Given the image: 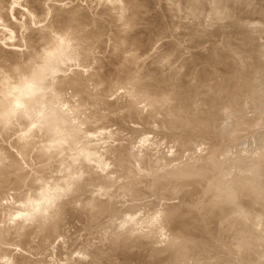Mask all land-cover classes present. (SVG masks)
<instances>
[{
  "label": "rangeland",
  "instance_id": "obj_1",
  "mask_svg": "<svg viewBox=\"0 0 264 264\" xmlns=\"http://www.w3.org/2000/svg\"><path fill=\"white\" fill-rule=\"evenodd\" d=\"M7 0H0V13H2V15L0 14V30H1V28L3 29V27H4V25H5V29L6 28H8V29H6L5 31L3 30V33H1L2 34V39H1V41L3 42V43H5L7 46H8V44H10V43H12L13 44V46L15 47V46H17L16 45V42L18 43H20L21 41L23 42V40L21 39H19L20 38V36L22 35V36H24V40L26 39V42L28 41L29 42V38H27V35L29 34L27 31H28V28L26 27V26H31L33 23H35V25H37L36 27H38L39 29H40V27L39 26H41V29L44 27V28H47L48 29V32H49V28L48 27H45V26H47V17H48V20H50L49 21V23L51 22L52 23V19L51 18H53V16L49 19V14H51V13H49V11H48V15H45V16H43L44 15V11L41 9V7L44 9L45 7H44V5H42V6H39L40 7V9H39V7H38V9L39 10H41V12H40V14L39 15H33L34 13H39L38 11H35V12H33L32 13V11L31 10H35V7L37 8V6L38 5H41V3L40 2H42L41 0H36L35 2H34V0L33 1H30V2H34L35 3V5H36V2H37V6H33V4L34 3H30L29 1H27V2H29V3H27L26 2V0L24 1V0H22V3L24 2H26L25 4V6L23 5V4H21L20 3V1L19 0H13V1H15V2H17V1H19V2H17L16 4L20 7V9L22 10L23 9V7H24V10L25 11H21L19 8H18V10H16L17 9V7H16V5H14L15 6V8L16 9H14V8H12V10H11V6L12 5H10L13 1L12 0H8L7 2H6ZM12 1V2H11ZM44 1H46V2H44ZM43 2H42V4H48L47 6H49V3L48 2H51L52 0H44ZM55 0H53V2H51V5L49 6V7H47L46 6V8L48 9L49 8V10L51 9V12H55L54 10H57V8L59 9V8H61V11L59 10L58 12H56V14L54 15V20L55 19H57V20H61L62 18L61 17H63V15H64V12L65 11H67L68 9L67 8H70V7H74V10H75V8L77 9V11L79 10V11H81V9H83L84 11H85V9H87L88 10V13H90L89 15H92V16H94V15H96L95 13H97L98 12V16H101V15H103V11L105 10V14L106 15H104V16H102V19L104 20H102V22L103 23H105L106 24V26H104L105 27V31H106V33H107V31L109 32V34H111V36H113L112 38H114L115 39V37H122L123 38V40L120 42V43H116L115 44V42H117V41H114V39H112V41L110 40L111 38V36L109 37L110 39H108V41H105V43H107V44H104L103 42H100V43H98V42H96V43H98V45L99 44H104L103 46H105V48L104 47H102V45H99L100 46V49L98 48V52H101V50L103 51V55H104V53H105V55H106V52L107 51H110V52H112V51H115V49H121L122 48V46L124 45L125 47H123L120 51H122V54H124V53H127V54H130V56H128V57H131L132 58V60L133 61H131V63L132 64H130L129 62V65H131L130 67H132L131 68V72H133L134 73V75H135V78H133V80H134V82L133 81H131V83L133 82V83H136V82H138V80H139V78L141 77L140 75H141V72L143 73V71H141V68L140 67H142V68H144L143 70H144V72H145V70H147V69H149L148 67H150L151 68V70L150 71H148L147 70V72H149L148 74L149 75H151L150 73L154 70V69H156V68H154V67H152L154 64H156L157 65V62L158 61H162V63L161 62H158V63H161L162 65L161 66H159V67H164V66H166V64H168V66L166 67L167 68V71L164 69V72H166V74L167 73H169V71H170V73L172 72L173 74H172V78H173V81H174V83L173 82H171L172 84H173V86L175 87L174 88V90L176 89L178 92H181V90H182V94L181 93H175V92H177V91H175L174 93H173V91H169V90H167V94H172L173 93V95L175 94V98L176 97H178L176 100H172L171 102H170V100H171V96L172 95H169L170 96V98H168L167 97V95H163L162 94V91L160 92L159 90V92L157 91V88L159 89L160 87V85H161V90H162V87H164L165 85H168L166 82H162L160 79H158L157 81H155V82H157L158 84H160L159 82L161 81L162 83H165V85L163 84L162 85V83L158 86V85H154L155 84V82H151V83H153L152 84V86H151V89H153V88H155V89H153V91L155 90V92H153V94H152V92H151V89H149V87H148V91H146V93H143V92H141V94H144V96L143 95H139L138 93L136 94V93H134L133 91H132V93L133 94H131V95H133V96H131L130 95V92H131V89L130 88H132V90H135V89H137V88H135V84H133V85H131V83H130V79H128V78H130V74H132V76H134L133 75V73H131L130 71L128 72L129 74H128V77L125 75V79L123 80V83H125L126 85H128V87H125V84H119V86L121 85V87H118V86H116V84L114 85L112 82H113V79L111 80V78H107L108 77V70H111L112 68V66H111V62H114V63H112V65H114V64H116L117 63V65H122L123 63V60H122V57H120L119 56V59H118V54H115V55H113V57L115 58H110L111 56L110 55H112V54H108V58L109 59H114V60H111L110 61V63H107L109 66V68L110 69H108V67L106 66L107 64H106V62H109V59L106 57V56H103V55H101V56H103V58H104V60H103V58L102 59H100V57H99V55H100V53H98L99 55H97L99 58H97V57H94V56H96L95 54H97L96 53V48H95V51L93 52V50L92 49H94V47H92L91 46V50H90V55H91V53L93 52V54H92V58L94 59L95 58V61H94V63H100V66L103 64H105V66L104 67H102V69L104 68L105 69V67H107V69H105V72H107L106 74H105V72L103 71V70H101V68L98 66L99 64H97V66L100 68H98L99 70H101V71H99V72H101L102 73V71L104 72L103 74H105V75H99L98 76V72H97V69H95V71L91 68V66L93 65H91V63H93L92 61H93V59L91 58V56H89L91 59H90V65L88 64H86L87 62L89 63V57H85L86 58V60L87 61H85L84 59V57L82 56H80V54H79V58H78V60H80V58L82 59V65H83V62L86 64V66H85V64L82 66V65H78V63L76 62V65H75V63H73V61H68V62H66L64 65H66V68L68 67V64L69 63H71L70 65H71V69H69L70 68V65H69V67L67 68V70H66V68H65V66H64V69L66 70V72H64L65 70L62 68V70H63V75H61L60 73L58 74V72H57V74L55 73V75H56V79H58V76L60 75V76H66V75H64V73L65 74H67L68 75V73H69V76H70V72L69 71H71V70H73V71H71V72H75L74 70H76L77 69V67H79L80 68V70H83V69H81V66H82V68H86L87 67V69H88V67H90L89 69H90V71L88 72V70L86 69V71H85V69L82 71V73L83 74H85V75H89L90 76V72L91 71H94V72H97V77L95 78V79H97L98 80V78L100 79L101 77V79L98 81V83H96V85H97V87H99V88H101L102 86L101 85H103L104 87V91H103V89L101 88V90L98 88H96V86H94L93 84H95L93 81H95V79L92 81V77H90L88 80L90 81V82H88V80L86 79V87H87V85L90 83H92L93 82V84H89L88 85V87H87V89H89V88H91V89H94V90H92L91 91V89H89L88 91L92 94V95H94V91L97 93H95V96H91V98H89V99H91V101H89L90 103H96L97 102V105H95V103H94V105H92V107H94V110H93V108L91 107V109L90 108H86V105H87V107L89 106H91V105H89L90 103L88 102V101H86V100H89L88 98H86V100H85V98L83 97V95H80L81 93H79V94H77V92L75 93V94H77V97L78 98H76V95L74 94V95H68V93H69V90H73V88L71 87L70 89H69V86L67 87V89H66V87H64V88H62V86H61V88L63 89V91L64 92H66V94L65 93H63V91H60V90H62L61 88H60V86L58 87V86H54L55 88L54 89H56L57 90V88H60V90H59V92H62L63 93V96H62V98H61V96L60 95H58V94H61L62 95V93H57V94H54V93H56V92H54V90H52V92H53V94H54V96H53V94L51 95V96H49L52 92H49L50 94L47 96L48 98L50 97H54L55 98V100L53 101V100H51V99H54V98H49V100H51L50 102L52 103H54L57 99V101H59V99H60V102H61V99L63 100V98L65 99V97H66V99L63 101L64 102V104H62V105H60V103L59 102H57V104H56V102L54 103V106L56 105V106H58V107H60V108H67L68 107V104L69 103H71V101H69V100H72V99H78V100H80L79 98V95L83 98V100H80L81 102L83 101L84 102V104H82L80 101H77V100H75L74 99V101L72 100V105H76L77 106V108H75L74 106L72 107V105H71V108L70 107H68L66 110L64 109L63 111H64V113H63V111L61 110V112H60V110H59V112L61 113L60 115H62V113H63V116L65 117H63L64 118V122L66 121V120H68L69 118L68 117H70V119H71V121H73L74 120V118H71V117H75V120L77 121H80L82 118H83V120H81V121H84V123H86V122H88L87 124H83V122H79V127H76V125H77V123H75V126H74V121H73V124L72 123H68L67 124V129H68V127H70L71 126V128L72 129H74L73 127H72V125L74 126V127H76L77 129H79V128H83V130L86 132H88V130H89V132H88V134H86L85 132H83L82 131V129H81V131L85 134V136L87 137L88 135H89V137L87 138L92 144H93V146H91V148H90V142H88V143H90L89 144V148L93 151V148H96V150H94L93 151V153H94V155L93 156H89V158L87 159V157L88 156H86V158L84 157L83 158V156H85V153L83 152V154L84 155H81V154H78V155H81V156H76V154L79 152H81V150L83 149L84 151L85 150H88L89 148H86V149H84L85 147H87V140L86 141H84V138H86L85 136H84V134L82 135V139H83V141H84V145L83 144H81L83 147H81V145H80V147H78L79 148V150H77L78 148H76V146L78 145V144H80L81 142H82V139L81 138H79L81 135H79L78 137L76 136V139H75V137H74V140H73V137H71L72 138V140H70L71 138H69L68 140H70V141H72V143L70 142V141H68L67 140V142H63L64 143V145H66V143H67V145L68 146H72L73 147V145L75 146V149L78 151L77 153H74L73 154V156L75 155L76 157H78V160H74L75 162H72L74 165L73 166H70V167H68V169L71 171L72 170V172L70 173H68V171L66 170V166H65V164L68 166V163H69V161H71L72 159H77L75 156V158H73V156H72V154L71 153H69L70 152V147H67L66 146V148H65V146L63 145V146H60L61 148L63 147V149L65 148L66 150H68L69 152H67L65 149L64 150H59L60 148H58L57 147V149H55V151L57 152V153H54L53 151H54V148H55V145L51 142H49V140L50 139H52V138H50L51 137V135H54L53 134V131L51 132L50 130L52 129V128H47V130L51 133H48V131H46V127H45V130H44V128H42L43 129V131H44V133L42 132V130H41V128H40V131H39V127H40V125L38 124V120L39 119H44V118H46L47 117V115H49V117H50V114L52 113V107H53V109L55 108L53 105L50 107V105H51V103L49 104V106L48 107H50V109H51V111H50V109L48 110L49 111V113H48V111H47V115L46 114H43V115H41L43 112H45V110L44 109H41V107H42V105L44 104L45 105V103L44 102H47V101H49V100H47V98H46V100L47 101H45V99H44V101H43V99H42V101L40 100L39 102H42L43 104H41V103H39V102H37V103H35V104H40V106H35V108L34 109H37L35 112H39L40 110L42 111V113L41 114H38L37 116H35V119H37V122L36 121H33V119H34V115H36L35 114V112H33L34 111V109H33V115L31 114H28V118H33V119H31V120H29V121H31V122H28V123H32V122H34V123H37V124H35V125H37V126H35V125H33L32 126V124H34V123H32V124H26V122L28 121L27 119V116H25V115H23L22 117L23 118H21V115L20 116H17L16 118L18 119V117L19 118H21V119H19V121L21 120H23L25 117L27 118H25L24 120H26V121H23V122H25V124H26V126L28 125V131H26V132H28V135H23V133H25V134H27L26 132H22V131H24V130H22L23 128L25 129V128H27L26 126L24 127V125L25 124H23V122L21 123V121L19 122L20 123V125L21 126H18L19 124H17L18 122H16V121H18L17 119H16V121H13L12 122V120H11V122L10 123H13V125H14V128L16 127L17 129H13L12 127V125H11V128H9V131L7 130L8 129V127H10V125H9V123H6L7 124V127L6 126H4L5 128H6V131H8V132H10L11 130H12V132H10V133H7L6 131H5V133H4V130H5V128H3L1 125V127L3 128L2 130H3V132L1 131V128H0V137L2 138V135L3 136H5L4 138L5 139H1L0 140V143L2 142L3 143V140H6L5 141V144L7 145H4V143H3V146L1 147L0 146V156L1 155H3L2 156V159L4 160V158H5V160H9L10 158H12V160H11V162H12V164L14 165L13 167L14 168H12V165L11 164H9V163H3L2 162V160H1V162H0V164L2 163V165H6V164H9L8 166L10 167V168H12V172H10V168L8 169L9 170V172L6 170L7 169V167H6V169H5V166L4 167H2L1 165V169H0V171L2 170V171H4V172H7L6 174L7 175H9V177H11L13 174L14 175H16V176H19L18 178L17 177H14V175L9 179V181L10 182H13L14 181V185L16 184V182L18 181L19 183H17L16 185L18 186V188L16 189V186L15 187H13V184L12 183H8V182H6L7 184H9L10 186H8V187H11L12 188V190H13V188H14V190H15V193H17V195L20 197V193H22L23 194V197L21 198H19V199H17L16 201H14L13 202V199L16 197V198H18V196L17 195H14V192L11 190V189H8V190H6L7 189V185H4V183H5V179H6V174L4 173V172H0V174H1V176H2V179L0 178V180H2V183H0V186H4L3 188H4V192L3 193H6L7 191H9V190H11V191H9L10 193L11 192H13V193H11V194H9V193H6V194H3L2 193V191H0V193H2L3 195H1L0 196V198L1 199H3L4 197H2V196H5V195H7L8 197H9V195L10 196H12L10 199H11V201H9L10 199H8L7 197H5V198H7L6 200H5V198L3 199V200H1L0 199V205L1 204H4V206H5V208H4V206L3 205H1V207H0V246H4V247H0V250L2 249V251L3 252H1L0 254H1V256H4V257H1L0 258V260H2V261H0V264H2V262L4 263V264H6L7 263V261L9 262V260H11L12 261V256H13V254H15V253H17L18 251V254H15L13 257H14V259H13V261L10 263V264H12V263H14V264H27V261H28V264H32L31 262H30V260H32V262H34L33 260H36V258H32L31 257V255H34V257H36L35 255H38V253H40V252H44V254H39L40 256H38L37 258L39 259V260H41V258H42V260H43V262L41 261H39V263H44L45 261H47L48 262V260H49V263L50 264H53V262L55 261V260H57V258H59V253L62 251V249H61V251L59 252L58 251V253H57V249L58 250H60L59 248L60 247H62L61 245H62V240L60 241V239H61V234L63 233V235H64V238H62V239H64V244L66 243V241H65V238H66V240H70L71 242L72 241H74V243L76 244V242L78 241L79 242V245L80 244H82L81 242H83L82 240L83 239H85L86 238V241H88L87 243H86V241H85V243L84 244H82V245H80V252L79 253H81L80 254V258H78V256H76V255H78V251H79V248L77 247H75V246H79L78 245V243L75 245V244H73V242L71 243L70 241L67 243V245H68V247L65 245H63L64 247H66L67 249L65 250V252H67L66 254H69V255H65L64 253V250L62 251L63 253H61V256H62V258H61V256H60V259H58V261H55L54 262V264H78V262H79V260H81L82 261V257L84 256V259L83 260H86L87 261V263H85V264H90L91 263V261H94L95 262V260L96 261H98V262H101L100 264H164V263H166V264H171V260H172V258H170V257H173V260L172 261H174V259L175 258H177V257H175V255H177V253H178V248L177 247H179V249L181 250V251H179V254H178V256H179V258H177V262H172L173 264H264V228H263V230L259 233V229H257L256 228V226H252V224H255V225H257V223H258V225H259V227H260V225L262 226L263 224H264V209H262V208H260L261 207V205L259 204L260 202L258 201L260 198H262L261 200H264V195H263V197L262 196H260V198L258 197V195H260L261 194V192H262V194H263V191H264V186L262 185V184H264V180H262V178H264V161H263V163L261 164L262 165V168H260L259 169V166L260 165H258L261 161H259L258 159H255L258 155H259V158H262V157H264V156H262V152H261V157H260V154H258V153H256V154H250V153H252V151L253 152H255L256 150L258 151V149H260L261 151L263 150V153H264V92H263V90H262V86L264 87V34H263V29H264V18H261V17H264V0H223L224 2H222V0H218L219 2L218 3H216L215 2V0H212L211 1V5H207L208 3H207V1L206 0H198V1H200V2H198L197 0H188V2H189V4H191L192 3V5H188L187 3H186V0H63V1H65L64 3H63V5L61 6V0H56V1H60V6H57V8L55 7V2H54ZM62 1V2H63ZM148 1H149V3H148ZM179 2V4H177L178 2ZM183 1H185V5L183 4L184 2ZM192 1H194V2H192ZM210 1V0H209ZM208 1V2H209ZM226 1H229V2H227L226 3ZM233 1V2H232ZM9 2V3H8ZM15 2H13L14 4H15ZM144 4H143V3ZM164 2V3H163ZM182 4H181V3ZM207 4H206V3ZM235 2V3H234ZM237 2V3H236ZM243 2V3H242ZM6 3L8 4V5H6ZM58 3V2H57ZM124 3V4H123ZM168 3V4H167ZM197 3V5H200V9L198 8V6H196L195 4ZM198 3H201V4H198ZM203 3H205V4H203ZM210 3V2H209ZM226 3V4H225ZM245 3H246V5H245ZM256 3V4H255ZM28 4H30L34 9H31L32 7L31 6H29ZM155 4V5H154ZM181 4V5H180ZM193 4H194V6H196V8L193 6ZM203 4V5H202ZM214 4V5H213ZM218 4V5H217ZM230 4V5H229ZM239 4V5H238ZM243 4V8L241 7V5ZM250 4H251V6H250ZM258 4H259V7H258ZM263 4V5H262ZM54 5V6H53ZM56 5H58V4H56ZM148 7H147V6ZM184 5V8H182L181 6H183ZM213 5V6H212ZM221 5V6H220ZM227 5H229V6H227ZM232 5V6H231ZM238 5V6H237ZM6 6H8L7 7V9H6ZM21 6H23V7H21ZM26 6H28V8H26L27 10H28V12H31L30 14H32L33 15V17H31V18H34V19H31V18H29L30 16H28L27 14V10L25 9V7ZM142 6V7H141ZM145 6V7H144ZM150 6V7H149ZM171 6V7H170ZM180 6V7H179ZM190 7V9L193 11H191L192 13H194L195 12V14H192V13H189L190 11H187V10H189V8H187V7ZM191 6H193V7H191ZM202 6V7H201ZM207 7V8H205L204 9V7ZM246 6V7H245ZM261 6L263 7V8H261ZM51 7V8H50ZM52 7H55V8H52ZM67 7V8H66ZM155 7V8H154ZM180 8V9H185V11L186 12H188V14H183L182 12H184L183 10L182 11H180V9H178L177 10V8ZM187 8V10H186V8ZM211 7V9L213 10L212 11V13H211V9H210V13L212 14V15H210L209 14V12H208V8H210ZM220 7H221V10L223 9V11H219L220 10ZM223 7V8H222ZM229 7H233L232 9L230 8L229 9ZM8 8H9V10H8ZM45 8V9H46ZM62 8H64V12H63V9ZM81 8V9H80ZM102 8H106V9H104L103 11H102ZM147 8V9H146ZM165 8V9H164ZM169 8H170V10H169ZM195 8V9H194ZM199 9L200 11H202V10H204V13L205 12H207V14H205L206 16H204L205 17V20L203 19L204 17L202 16V15H204V13H201L200 11L199 12H196L195 10L196 9ZM238 8V9H237ZM241 8V9H240ZM248 8V9H247ZM14 9V10H13ZM46 9V10H47ZM54 9V10H53ZM71 9V8H70ZM140 9L141 10H143V11H141V12H139L140 11ZM150 9V10H149ZM163 9H164V12H163ZM207 9V10H206ZM215 9H217V10H215ZM219 9V10H218ZM227 9V10H226ZM242 9H245V10H242ZM256 9H258L257 11H255ZM263 9V10H262ZM18 11L19 12V14H18V16L19 15H21L23 12L24 13H26V14H22V16H19V18H14V19H11V18H8L6 15L9 13L10 15H9V17H12L13 18V16H14V14L16 13V11ZM73 10V9H72ZM72 10H68L67 11V13H69L70 11H72ZM82 10V11H83ZM118 10V13L117 14H119V15H117V17H115V15H116V11ZM121 10V11H120ZM123 10V11H122ZM146 12H145V11ZM168 10V11H167ZM229 10L233 13V15H232V13L231 14H229V13H226V12H229ZM234 10V11H233ZM238 10H240V12L238 11ZM252 10V11H251ZM7 12V13H5V16H3V14H4V12ZM13 11V12H12ZM22 13H21V12ZM100 11H102V12H100ZM132 11L134 12V15L133 16H135V15H137V17L138 18H136V16H135V19H133L132 18V20H130V18H131V13H132ZM148 11H150V12H148ZM166 11V12H165ZM177 11H180L179 13L177 12ZM198 11V10H197ZM247 13H246V12ZM251 11V12H250ZM260 11V12H259ZM15 12V13H14ZM17 12V13H18ZM59 12H63V14L62 13H60V14H62V16L61 17H58L57 15H59L60 16V14H58ZM87 11H85V13H86ZM122 12V13H121ZM170 14H169V13ZM173 12V13H172ZM177 12V13H176ZM185 12V13H186ZM203 12V11H202ZM220 12V13H219ZM222 12H224V13H222ZM234 12H236V13H234ZM239 12V13H238ZM254 12V13H253ZM13 13V15L11 16V14ZM16 13V14H17ZM21 13V14H20ZM43 13V15L40 17V15ZM45 13H47L46 11H45ZM66 13V12H65ZM66 13V14H67ZM148 13V14H147ZM151 14V16H152V18H156V20H152V18H151V16H150V14ZM180 13H182L181 14V16H179L180 15ZM198 13H199V15H198ZM246 13V14H245ZM259 14V15H256V14ZM16 14H15V16H16ZM54 13H52L51 15H53ZM101 14V15H100ZM108 14H110L109 15V17H107L108 16ZM121 14H123L122 16V18H120L119 16H121ZM140 14H144V16H142V15H140ZM156 14V15H155ZM173 14V15H172ZM196 15L197 14V17H194V16H190V15ZM200 14H201V17H200ZM222 14V15H221ZM241 14H242V16H241ZM244 14V15H243ZM263 14V15H262ZM25 15H27L26 17L28 18V20L29 19H31V23H32V20H33V23L32 24H29V25H26V24H28L29 22L28 21H25V20H27V19H25L26 17H25ZM68 15V14H67ZM140 15V16H139ZM149 15V16H148ZM164 15V16H163ZM176 15V16H175ZM183 15H184V17L185 16H188L189 15V17L187 18L186 17V19H184V17H183ZM210 15L212 18V21H211V19H210V17H209V19H208V16ZM229 15H232L231 17H229ZM235 15V16H234ZM239 16V18H238V16ZM246 15H247V17H246ZM250 15V18L248 17ZM254 15V16H253ZM18 16H16V17H18ZM66 15H64V17H65ZM98 16H96V17H98ZM107 18H106V17ZM112 16H114V17H112ZM142 16V17H141ZM148 16V17H147ZM172 16V17H171ZM223 16V17H222ZM243 16H244V18H243ZM22 17L24 18V20L22 19ZM55 17H57V18H55ZM106 19H105V18ZM110 17H112L111 19H115V20H111L110 19ZM128 17H130L129 19H127ZM140 17V18H139ZM165 17H167V18H165ZM169 17V18H168ZM170 17H171V19H170ZM207 17V18H206ZM228 17V18H227ZM235 17V18H234ZM236 17H237V19H236ZM241 17V18H240ZM251 17H254L253 19L251 18ZM35 18H37L38 20L36 21L35 20ZM42 18V19H41ZM45 18V20H43ZM142 18V19H141ZM146 18H147V21H146ZM230 18L232 19V20H230ZM233 18H234V20H233ZM18 19V20H17ZM41 19V20H40ZM108 19H110V20H108ZM141 19V20H140ZM149 19V20H148ZM162 19V20H161ZM224 19V20H223ZM228 19V20H227ZM246 19H247V22H246ZM250 19V20H249ZM10 20V24H13L14 25V22H16V20L19 22V23H21L20 21H24V22H27L26 24L25 23H23L22 22V24H24V26L26 27H24L23 29H26V34H25V32H23L21 29H18L17 30V32H16V30H15V28L13 29V27H12V29H13V32H12V30H11V25H7L8 24V21ZM20 20V21H19ZM53 20V21H54ZM124 20H129V23H125V22H123ZM140 20V21H139ZM152 20V21H151ZM159 20H161V21H159ZM166 20V21H165ZM199 20H203L204 21V23H207L206 21H208V20H210L207 24H204V25H206V26H204V25H202V24H200V25H202L201 27L203 28V26H204V29L207 31V33H206V31L204 30H201L202 32H204V33H202L200 30L198 31V29H200L199 27L200 26H198V24H199ZM241 20H243V21H241ZM245 20V21H244ZM251 20H253V22L251 21ZM37 23H40V21L41 22H43V24L42 23H40V24H42V25H39L38 26V24H36V22ZM106 21L109 23V24H107L106 23ZM112 21V22H111ZM130 21H131V24H132V21H134L133 22V25L131 26V24H130ZM138 22V23H136V24H138L139 25V23H140V27L138 28V27H136L135 28V26H136V24H135V22ZM146 21V22H145ZM150 21V22H149ZM169 21V22H168ZM170 21H171V23H170ZM174 21V22H173ZM182 21V22H181ZM236 21V22H235ZM256 21V22H255ZM263 22V23H261V22ZM12 22V23H11ZM17 22V23H18ZM44 22H45V24L46 25H44ZM111 22V23H110ZM148 22V23H147ZM153 22H154V24H153ZM173 22V23H172ZM186 24H185V23ZM196 23V24H191L190 25V23ZM241 22V23H240ZM244 22V23H243ZM249 22H251V24L253 23H255L254 25L252 24H250ZM48 23V24H49ZM167 23V24H166ZM169 23V24H168ZM176 23V24H175ZM183 25H182V24ZM187 23H189V24H187ZM243 23V24H242ZM246 23H247V26H245L246 25ZM1 24H3V26L1 25ZM22 24H19V26H17L18 24H15L18 28H22L21 26H22ZM96 24H99L98 22L96 23ZM121 24V28L119 27V25ZM164 26H163V25ZM219 24V25H218ZM236 24V25H235ZM238 24V25H237ZM260 24H261V28H260ZM44 25V26H43ZM170 25H171V30H170ZM179 27H178V26ZM188 25L189 26H191V27H188ZM244 27L245 26V28H243L242 26ZM255 25H256V27H255ZM9 26H10V29H9ZM49 26V25H48ZM91 26V25H90ZM116 26V27H115ZM118 26V27H117ZM163 26V27H162ZM184 26V27H183ZM197 26V27H196ZM33 31H34V29H35V31H38L39 29L37 28L36 29V27L34 26V24H33ZM92 27V26H91ZM94 27V26H93ZM125 27H127V29H125ZM132 27V28H131ZM160 27V28H159ZM168 27H169V29H168ZM181 27V28H180ZM182 27H183V30H182ZM193 27H195V29L193 28ZM240 27V28H239ZM247 27V28H246ZM249 27H252V28H254V29H252V28H249ZM262 27H263V29H262ZM32 28V27H31ZM30 27H29V29H31ZM198 28V29H197ZM217 28V29H216ZM234 28V29H233ZM257 28V29H256ZM39 30V31H42V30ZM121 29V30H120ZM124 29H125V31L127 32H125L124 31ZM164 29V30H163ZM172 29H173V31H172ZM208 29V30H207ZM214 29H215V31H214ZM226 29V30H225ZM8 30V31H7ZM45 30V29H44ZM119 30V31H118ZM172 32H170V31ZM183 32H182V31ZM190 30H192V31H190ZM210 30H212V32L210 31ZM247 32H246V31ZM255 30L257 31V32H255ZM261 30H262V32H261ZM10 31H11V33L13 34V33H16L17 35H18V33H19V31H20V33H21V35L19 34L18 35V37L16 36V34H13V35H10L9 33H10ZM15 31V32H14ZM23 32V34H22V32ZM32 31V32H33ZM155 31V32H154ZM157 31H159V32H157ZM167 31V32H166ZM196 31H198V32H196ZM209 31V32H208ZM219 31H221V32H219ZM225 31V32H224ZM230 33H228V32ZM236 31V32H235ZM240 31V32H239ZM1 32V31H0ZM4 32H6V37L7 36H9V41H12V42H10V43H8L7 41H6V39L8 38H6L5 39V36H3L5 33ZM29 32H30V30H29ZM44 32H47V30L46 31H44ZM164 32V33H163ZM182 32V33H181ZM185 32V33H184ZM187 32V33H186ZM213 32H215V33H213ZM106 33H104L105 35H103L102 37V39L101 40H106V38H108V35L109 34H106ZM129 33V34H128ZM142 33V34H141ZM156 33V34H155ZM157 33H158V35H157ZM175 35H174V34ZM184 33V34H183ZM200 33V34H199ZM209 33V34H208ZM220 33V34H219ZM240 35H239V34ZM257 33H258V35H257ZM1 34H0V36H1ZM30 34H31V32H30ZM54 34H56V33H54ZM53 34V35H54ZM128 34V35H127ZM153 34V35H152ZM167 34H169V35H167ZM211 34V35H210ZM224 34V35H223ZM243 34V35H242ZM247 34V35H246ZM263 34V35H262ZM15 35V36H14ZM57 35V34H56ZM55 35V36H56ZM136 35V36H135ZM137 35H138V37H137ZM189 35V36H188ZM229 35H231V36H229ZM260 35V36H259ZM11 36H13V37H11ZM30 36V35H29ZM58 36V35H57ZM133 36V37H132ZM205 36V37H204ZM214 38H213V37ZM221 36V37H220ZM11 37V38H10ZM129 37V38H128ZM135 37H136V39H135ZM152 37L154 38V39H152ZM12 38H14V39H12ZM16 38V39H15ZM23 38V37H22ZM133 38H134V40H133ZM139 40H138V39ZM143 38V39H142ZM187 38V39H186ZM249 38V39H248ZM251 38V39H250ZM5 39V40H4ZM10 39H12V40H10ZM131 39V40H130ZM227 39V40H226ZM16 42H15V41ZM109 40H110V43H111V46L108 48V45H110L109 44ZM116 40V39H115ZM128 40V41H127ZM129 40H130V42H129ZM137 40H138V42H137ZM153 40V41H152ZM255 40V41H254ZM0 41V43H2ZM114 41V42H113ZM131 41H132V45H130L131 44ZM206 41H207V43H206ZM212 41V42H211ZM228 41V42H227ZM252 41V42H251ZM254 41V42H253ZM15 42V43H14ZM21 42V43H22ZM26 43L27 45L25 46V42H24V46L22 45L21 46V43H20V45H19V43H18V46L19 47H23L22 49V51L24 52V51H27V52H29L28 54L30 55V53H32L33 52V50L32 49H30L32 46H31V44L30 43ZM137 42V43H136ZM140 42H142V43H140ZM217 42V43H216ZM225 42V43H224ZM2 43V44H3ZM8 43V44H7ZM69 43V42H68ZM67 43V44H68ZM96 43H93V44H96ZM136 44V48H135V46H133V44ZM148 43H150L149 45H148ZM185 43H186V45H185ZM206 43V44H205ZM212 43V44H211ZM223 43V44H222ZM257 43V44H256ZM12 44H10V45H12ZM72 44V43H71ZM92 44V45H93ZM113 44V45H112ZM126 44V45H125ZM134 44V45H135ZM137 44H142L141 45V47L139 48V45H137ZM152 44V45H151ZM183 44V45H182ZM197 44V45H196ZM220 44H221V47H220ZM6 45H5V47H6ZM69 45H70V43H69ZM74 44H72V46H73ZM97 45V44H96ZM128 45V46H127ZM184 45L186 46V47H184ZM206 45V46H205ZM2 45H0V47H1ZM13 46L12 47H8V48H6L7 50L9 49H11L12 51L14 50L15 51V49L18 51L19 49H18V47H16L15 49L13 48ZM31 46V47H30ZM95 46V45H94ZM98 46V47H99ZM170 46V47H169ZM183 46V47H182ZM219 48H218V47ZM257 46V47H256ZM4 46H2V48H0V50H1V52H0V63H2V61H5L4 60V54H5V52L7 53V52H9V50L8 51H2V50H4V48H3ZM25 47H27V48H29L30 50L28 51V50H26L27 48H25ZM38 47H40V45L38 46H36V48L38 49ZM43 47V46H42ZM74 49H76L77 50V48H76V46L74 45ZM101 47H102V49H101ZM121 47V48H120ZM149 47V48H148ZM188 47V48H187ZM191 47V48H190ZM207 47V48H206ZM254 47H256V49L254 48ZM107 48V50H104V49H106ZM183 48V49H182ZM201 48V49H200ZM211 48V49H210ZM214 49V51H213V49ZM224 48V49H223ZM33 49H35V47L33 48ZM36 49V50H37ZM191 49H193V50H191ZM203 49V50H202ZM207 49V50H206ZM209 49V50H208ZM143 50V51H142ZM146 50H148V51H146ZM205 50V51H204ZM210 50H211V52H210ZM226 50V51H225ZM11 51V52H12ZM17 51H15V53L17 52ZM22 51H21V48H20V50H19V52H20V55H22L23 53H22ZM35 51V50H34ZM105 51V52H104ZM140 51H141V53H140ZM181 51H183V52H181ZM194 51V52H193ZM212 51H213V53H212ZM220 51V52H219ZM134 52V53H133ZM143 52V53H142ZM180 54H179V53ZM187 54H186V53ZM253 52H255V53H253ZM3 55H2V54ZM13 53V52H12ZM25 53V55H27V53L26 52H24ZM39 53H40V50H39ZM107 53H109V52H107ZM113 53V52H112ZM115 53V52H114ZM113 53V54H114ZM136 53V54H135ZM209 53H210V55H209ZM17 54V53H16ZM102 54V53H101ZM132 54V55H131ZM184 56H183V55ZM212 54L213 55H215V56H213L212 57ZM235 54V55H234ZM3 57H2V56ZM6 55V54H5ZM20 55H16L17 57H16V61H20V57H18V56H20ZM24 55V54H23ZM22 55V61L21 62H33V60L30 58V61H28V58H27V56L26 57H24ZM41 54H39L38 56H36L37 57V59L38 60H40L41 59V57L39 58V56H40ZM94 55V56H93ZM120 55V54H119ZM135 55V56H134ZM155 55H157V56H155ZM178 55V56H177ZM189 55H190V57H189ZM234 57H233V56ZM253 55H254V57L256 58H254L253 57ZM257 55V56H256ZM260 55V56H259ZM110 56V57H109ZM154 56V57H153ZM181 56V57H180ZM208 56V57H207ZM211 56V57H210ZM218 56H219V59H217L218 58ZM2 57V58H1ZM105 57L107 58V60L105 59ZM154 58V60L155 61H153L152 62V60H153V58ZM178 57V58H177ZM210 57V58H209ZM215 57H217V58H215ZM247 57V58H246ZM253 57V58H252ZM19 58V59H18ZM26 58V60H24L23 61V59H25ZM151 58V59H150ZM157 60H156V59ZM162 58V59H161ZM163 58H165L164 59V61H163ZM171 58V59H170ZM185 58V59H184ZM214 58V59H213ZM246 58V59H245ZM260 60H259V59ZM34 60V61H38V60ZM96 59H100V61L99 62H97L96 61ZM136 61H135V60ZM148 59V60H147ZM159 59V60H158ZM174 59V60H173ZM175 59H176V63H175ZM205 59H206V62H205ZM208 59H209V61L211 62H209L208 61ZM212 59V60H211ZM216 59H217V61H216ZM84 60V61H83ZM101 60L103 61V63L101 64ZM106 60V61H105ZM131 60V59H130ZM137 60H138V63H137ZM143 61V63H142V61ZM173 60V61H172ZM104 61H105V63H104ZM121 61V62H120ZM172 61V62H171ZM183 61H185V63H184V65H182L181 66V68H179L178 69V71H179V73H178V71H176L175 69L176 68H178L177 66L179 65L180 66V64L179 63H181V62H183ZM191 61V62H190ZM260 61V62H259ZM6 62V61H5ZM5 62L4 63H2V64H5ZM30 62V63H31ZM75 62V61H74ZM127 62V61H126ZM134 62V63H133ZM166 64H165V63ZM202 62V63H201ZM209 62V63H208ZM216 64H214V63ZM226 62V63H225ZM231 62H232V64H231ZM257 62H258V64H257ZM8 63V62H7ZM6 63V64H7ZM34 63V62H33ZM33 63H31V64H33ZM36 64H37V62H35ZM40 62L38 61V64H39ZM119 63H121V64H119ZM128 63H125V66L126 65H128ZM152 63V64H151ZM164 63V64H163ZM173 63V64H172ZM198 63H201L200 65L197 64ZM217 63H219V64H217ZM2 64H0V67L1 66H3ZM6 64L3 66L4 68L5 67H7L6 66ZM73 64H74V66H73ZM137 64V66L139 65L140 67H134L133 65H136ZM204 64H206V65H204ZM211 64V65H210ZM214 64V65H213ZM220 64H222V65H220ZM231 64V65H230ZM176 65V66H175ZM195 65V66H194ZM204 65V66H203ZM213 65V66H212ZM241 65V66H240ZM62 66V67H63ZM97 66L95 65L94 66V68L96 67L97 68ZM155 66V65H154ZM172 66H173V68L174 69H172ZM219 66V67H218ZM256 66V67H255ZM74 67V68H73ZM169 67V68H168ZM183 67H184V69H183ZM192 67V68H191ZM194 67V68H193ZM206 67H208V68H206ZM222 67H223V69H222ZM226 67H227V69H226ZM241 67V68H240ZM4 68H0V70L3 72H1L3 75H1V79H3V76L5 77H7L9 74H8V72L6 73V71H8V69H5V70H3ZM79 68L76 70V72L75 73H71L72 75L73 74H76L77 72L78 73H80V71H79ZM119 67L117 66V68L114 66V68L112 69V71H110V72H113V70H114V72H115V69L117 70ZM135 68V70H139V68H140V75H139V73H138V76H137V79L138 80H135L136 79V75H137V72L138 71H136V73L134 72L135 70H133ZM147 68V69H146ZM153 68V69H152ZM190 68L191 69H193V71L192 70H190ZM217 70H216V69ZM226 70H229V71H225V69ZM263 68V69H262ZM163 69V68H162ZM161 69V70H162ZM206 69H207V71H206ZM213 69V70H212ZM260 69V70H259ZM62 70H60L61 71V73H62ZM174 70H175V72H177V74L174 72ZM199 70V71H198ZM222 70V71H221ZM225 72H224V71ZM5 71V72H4ZM118 71V70H117ZM116 71V72H117ZM183 71V72H182ZM217 71V72H216ZM220 71H221V73H223V74H221L220 73ZM116 72H115V75H116ZM147 72H146V74H147ZM161 72H163V71H161ZM164 72L161 74L162 76H161V78H163L164 77ZM182 72V73H181ZM192 74H191V73ZM195 72V73H194ZM215 72V73H214ZM226 72H228V74L226 73ZM81 73V74H82ZM92 73V72H91ZM100 73V74H101ZM169 73V75H171ZM190 73V75L192 76V77H190L191 79H188L187 80V78L183 81V77L182 76H188L187 74H189ZM197 73V74H196ZM210 73V74H209ZM224 73H225V75H224ZM253 73V74H252ZM4 74H8V75H4ZM82 74V75H83ZM147 74V75H148ZM196 74V75H195ZM207 74H209L208 76H207ZM107 75V79H106V81H105V84H106V82H108V81H110V82H108L107 83V86L105 85V84H102V83H104V80H103V78H105L104 76H106ZM144 77H145V74L143 73L142 74ZM169 75H166V79L168 80V78H170L171 76H169ZM181 75V77H182V82H184V83H182V82H180L181 81V77H180V81L178 80L177 81V79L176 78H179V76ZM199 75V76H198ZM200 75H202V77L203 78H201V76ZM217 75V76H216ZM226 75H228V76H226ZM252 75V76H251ZM10 76V75H9ZM59 76V77H60ZM87 76H84V77H86L87 78ZM110 76V75H109ZM122 75L120 74L119 76H115V78L114 79H116V77L118 78L119 77V79H116V81H115V83L116 82H118V83H120L119 82V80H122ZM124 76V75H123ZM132 76H131V78H132ZM140 76V77H139ZM168 76V77H167ZM176 76V77H175ZM178 76V77H177ZM198 76V77H197ZM244 76V77H243ZM247 76L249 77V79L247 78ZM5 77V78H6ZM12 77V76H11ZM14 78H16L15 76H13ZM13 77H12V79H13ZM208 77V78H207ZM224 77V78H223ZM244 79H243V78ZM247 79H246V78ZM49 78H51V77H49ZM55 78V77H54ZM121 78V79H120ZM126 78H127V80H126ZM150 78V76H148V79H147V76L145 77V79H147L146 80V82H145V84L147 85L148 83L147 82H149V86H150V80L151 79H149ZM172 78H170L169 80H171ZM188 78H189V76H188ZM196 78H197V80H196ZM206 78V79H205ZM251 78H253V79H251ZM11 79V80H12ZM142 79H143V77H142ZM144 79V80H145ZM153 79V78H152ZM204 79V80H203ZM219 80L220 82H218L217 80ZM222 79V80H221ZM241 79V80H240ZM14 80V79H13ZM52 79H50V81L48 80L47 81V79H46V81L47 82H49V83H47L46 81H44V83H46V87L47 86H49V85H51V83H53V82H55L54 81V79H53V81H51ZM108 80V81H107ZM129 80V82H128V84L126 83L127 81ZM141 80V79H140ZM139 80V81H140ZM162 80H165V78L164 79H162ZM166 80V81H167ZM189 80H191V82L189 81ZM202 82H201V81ZM206 80V82H204ZM216 80V81H215ZM247 80H248V83H246L247 82ZM57 81V80H56ZM100 81H101V84H100ZM103 81V82H102ZM136 81V82H135ZM151 81H154V80H151ZM186 81V82H185ZM211 81V82H210ZM214 83H213V82ZM223 81V82H222ZM0 82H2L1 80H0ZM97 82V81H96ZM178 82H180L181 84H179L178 86L180 87L181 85H184V84H186V85H184V86H182L183 88H185V90H187L188 88H189V86H187V83H191V84H189L190 85V89L193 87V90H190V91H185L184 90V92H183V88L181 87V89H178L179 87L177 86V83ZM201 82V83H200ZM208 82V84H206ZM225 82V83H224ZM227 82V83H226ZM243 82H245V83H243ZM56 83H58V82H56ZM141 84L143 83V82H140ZM140 83L138 82L137 83V85H140ZM176 83V84H175ZM217 83V84H216ZM249 83H251L250 85H249ZM1 84V83H0ZM49 84V85H48ZM144 84V85H145ZM198 84H199V86H198ZM205 84V85H204ZM230 84V85H229ZM247 84V85H246ZM101 87H100V86ZM111 85H114V86H111ZM130 85V86H129ZM211 85H213V89L211 88L212 86ZM215 85V86H214ZM219 85V86H218ZM223 85V86H222ZM225 85V86H224ZM257 85H259V86H257ZM262 85V86H261ZM45 86H41V88L43 89V88H45ZM106 86V87H105ZM110 86L112 87V89L115 87V90H114V92L116 91V87L117 88H119V89H117V93L115 92V96H117V97H115V99H114V97H110V96H108V94H109V92H105V91H107V89H110ZM155 86V87H154ZM173 86H170V83H169V85H168V87H170V89H172L173 88ZM192 86V87H191ZM202 86H204V88H205V90H204V88L202 87ZM248 86V87H247ZM0 87H1V85H0ZM96 89H95V88ZM108 87V88H107ZM123 87H124V89H123ZM138 87V89H137V91H135V92H140V91H142V89L140 90V87L141 88H144V86L142 87V86H137ZM176 87H178V88H176ZM201 87V88H200ZM219 87V88H218ZM222 87V88H221ZM245 87H246V89H245ZM250 87V88H249ZM107 88V89H106ZM125 88H127V89H125ZM134 88V89H133ZM146 88V87H145ZM145 88L143 89V91H145ZM165 88V93H166V88L167 87H164ZM249 88V89H248ZM256 88V89H255ZM261 88V89H260ZM112 89H110V94H112V93H114L113 92V90ZM147 89V88H146ZM223 89V90H222ZM249 90V92H248V90ZM67 90V91H66ZM97 90L99 91L100 90V92H97ZM122 90V92H121V94H120V92L119 91H121ZM150 90V91H149ZM207 90V91H206ZM210 90H211V92H210ZM225 90V92H223ZM234 90H236V91H234ZM244 90V91H243ZM262 90V91H261ZM123 91H125L126 93H129V95L127 94V96L125 95V92L123 93ZM130 91V92H129ZM164 91V90H163ZM193 93H192V92ZM212 91H214V92H212ZM235 93H234V92ZM238 91V92H237ZM254 91L256 92V93H254ZM261 91V92H260ZM1 92V91H0ZM71 92H73V91H71ZM75 92V91H74ZM103 92V93H102ZM106 93V95H107V97L105 96V93ZM112 92V93H111ZM147 92H151V94H152V96H155V97H153V98H150L149 100H148V98L150 97V94L149 93H147ZM161 93V94H155L154 95V93ZM189 93V92H191L192 94H187V93ZM203 92L205 93V94H203ZM210 92V93H209ZM239 92L240 93H242V94H240L239 95ZM100 93H102V94H104V96H101L102 94H100ZM164 93V92H163ZM214 93V94H213ZM217 93V94H216ZM220 93H222V94H220ZM223 93H225V94H223ZM230 93V94H229ZM237 93H238V95H237ZM1 94V93H0ZM109 94V95H110ZM124 96H123V95ZM134 94H136V96L137 97H139V98H137V100L138 99H140L141 98V100H136L135 99V102L133 101V99H131L132 97H134V98H136L135 97V95ZM145 94H149V97L147 96V98H146V96H145ZM183 94H184V96H183ZM187 94V95H186ZM209 96H211V94H213L214 96H211V97H209ZM60 96V97H58V96ZM113 95V94H112ZM111 95V96H112ZM120 95H122L121 96V98H119L120 97ZM156 95H157V97H156ZM158 95H160V96H165V97H167V98H165V97H163V98H158ZM178 95V96H177ZM186 95V96H185ZM199 95V96H198ZM200 95H201V97H200ZM203 95V96H202ZM206 95V97H204ZM233 95L236 97L235 98V100H234V97H233ZM243 95V96H242ZM247 95V96H246ZM65 96V97H64ZM67 96H71V97H69V98H71V99H68V97ZM73 96H75V97H73ZM98 96H100V97H98ZM129 96V98H127ZM142 96L144 97V98H142ZM151 96V97H152ZM179 96H180V98H179ZM184 97V99H182L183 97ZM188 96V97H187ZM192 96V97H191ZM219 97V99H218V97ZM223 96V97H222ZM225 96V97H224ZM238 96V97H237ZM242 96V97H241ZM257 98H256V97ZM259 96V97H258ZM56 97H58L57 99H56ZM99 98L98 100H100L101 99V97H102V99L104 100H106V102L108 103V106L106 105V107H108L107 109L109 110V112H108V110H106V111H104L105 110V105H104V103L103 102H100V101H97V99L96 98ZM104 97V98H103ZM109 97V98H108ZM122 97H124L123 99H126L124 102H126V103H124L123 101H121V103L119 104L118 103V99H119V101L120 100H122ZM182 97V98H181ZM198 97H200V98H198ZM217 97V98H216ZM241 97V98H240ZM245 97V98H244ZM92 98H94V99H96V100H94V102L92 101ZM116 98H118L117 100H116ZM146 98V99H145ZM155 98V99H154ZM174 98V96H173V98L172 99H175ZM188 98H192L191 100L189 99L188 100ZM195 98H196V100H195ZM209 98H210V101H209ZM224 98H225V101H224ZM230 98V99H229ZM263 98V99H262ZM68 99V100H67ZM108 99H112V100H114V102L116 103H114L115 105H116V107H117V105H121V107L119 108V109H123V108H125L124 106H126L125 104H127L128 105V103H127V101L128 100H130V102H129V104L130 105H128V106H126V110L129 108V109H136L137 111L138 110H140L141 109V111H138L139 113H135V112H137L136 110L133 112H130L129 111V109H128V111H129V113L127 112V111H125V112H127V114H125L126 115V117H125V115H124V113L121 111V110H117L118 109V107L116 108V114H118V118H120V120L122 121V118L123 117H125L126 119H125V121H127V123L129 124H126L127 126H129L128 127V129L130 130L132 127V129H134V127H135V129H134V131H136V126L137 125H143V126H140V127H137V134H136V132L134 133H131L133 130L131 129L130 131L131 132H129V131H127V132H124V134L123 135H121L123 132L122 131H126L127 129H126V125L124 124V118H123V121L120 123L119 122V119L118 118H116L117 117V115L116 114H114L113 115V113H111V112H114V107H115V105H113V101L112 102H110V100L109 101H107ZM151 99H153V100H151ZM160 99V102L159 101H157V100H159ZM163 99H165V100H163ZM180 99H182L181 101H180ZM217 99V100H216ZM221 99V100H220ZM257 99V100H256ZM259 99H261V101L259 100ZM102 100V101H103ZM104 100V101H105ZM117 102H116V101ZM147 100V102H149V103H147L146 102V104H148L147 106H149V104L150 103H152L154 100H156L157 101V104H158V102L160 103V105L161 106H159V104H158V107L156 106L157 104H156V101H154V103L153 104H156L155 106H153L152 104H150L151 105V107L152 108H150V110H151V112H153L152 114L149 112V108L146 106V104H145V101ZM167 100H169L168 102H167ZM183 100H184V103H183ZM187 100V101H186ZM208 102H207V101ZM235 101L234 103L232 102V101ZM243 100V101H242ZM247 100H249L248 102H247ZM259 100V101H258ZM69 101V102H68ZM76 101V102H75ZM87 103H86V102ZM141 101V102H140ZM144 101V102H143ZM152 101V102H151ZM162 101V102H161ZM167 103H165V102ZM178 101V103L179 104H177L176 102ZM190 101H192V102H190ZM214 101H215V103H214ZM258 101V102H257ZM68 103V104H66V103ZM73 102L75 103V104H73ZM78 102H80L79 104H80V106H79V104H76V103H78ZM98 102L99 103H102L103 104V108L104 109H102L101 111L102 112H105V115H109V114H106V113H110V116H112V119L114 118V116H115V118H114V121L111 119V117L109 118V117H107V118H105L104 116V118L105 119H107V121L106 120H104V118H102L101 116L102 115H104V114H99L98 112H97V110H100V109H98V108H100L101 106H100V104H98ZM139 104H138V103ZM170 102V103H169ZM176 103L175 104V107L177 108V107H180V106H183V110H182V107H180V109H181V111H180V109H179V112H178V109H176L177 110V113H179L180 114V117H182L183 118V120H181V118H179V120H181V122L182 123H184V118L186 117L187 119H188V117L190 116V120H185L186 122H188L187 124V126L185 125V123H184V125L182 124L181 125V123L179 124V125H176L175 123H174V121H176V120H178L177 118H176V120H175V118L172 120V118H173V114H172V112L174 113V110H175V107L173 106V103ZM180 102H182V103H180ZM208 104H207V103ZM211 102V104H209ZM221 102V103H220ZM225 102V103H224ZM231 102H232V104H231ZM241 102H242V104H241ZM262 104H261V103ZM52 103V104H53ZM59 103V104H58ZM106 103V104H107ZM124 105H123V104ZM144 103V106H145V108L147 107L148 108V110H146V109H144V111L142 112V108H144V106H142V107H137V104L140 106V104H143ZM165 103V104H164ZM168 103H169V105H171L172 104V106H169L168 105ZM186 103V104H185ZM189 103H190V106L191 107H193L192 105L194 104H196V107H193L194 108V111H192V112H190V113H192V115L193 114H196L197 113V117H200V116H204L205 118H197L196 116H194L197 120H195V118H191V116L192 115H190V113H188L192 108L189 106ZM207 105H206V104ZM66 104V105H65ZM86 104V105H85ZM101 104V105H102ZM109 104H110V106H109ZM133 104H135V105H133ZM182 104V105H181ZM225 104H226V106H225ZM239 104H241V105H239ZM245 104V105H244ZM47 105H48V103H47ZM66 107H65V106ZM82 105H84V107H82V108H80L79 109V107H81ZM114 107H113V106ZM164 105V106H163ZM177 105V106H176ZM179 105V106H178ZM184 105H186V107H187V110L185 109V111H184ZM188 105V106H187ZM203 107H202V106ZM208 105H210V107H213V108H210ZM216 105V106H215ZM233 105H235V106H233ZM257 105H259V106H257ZM46 106V105H45ZM64 106V107H63ZM69 106H70V104H69ZM100 106V107H99ZM129 106H132V108H130ZM133 106H136L137 108H133ZM168 106V108L171 110V108L170 107H172V108H174V110L172 111V112H170V110H168L167 108H165V107H167ZM231 106L233 107L232 108V111H231ZM243 106V107H242ZM260 106H261V109H260ZM40 107V108H39ZM95 107H97V108H95ZM113 107V108H112ZM128 107V108H127ZM155 107V108H154ZM159 107H164L165 109V112L166 111H169V116H167V114L164 112V122H165V124H164V122H161V121H163V119L161 118V117H163V111L161 112L160 110H162L163 108H160L159 109ZM189 107V108H188ZM206 107L208 108V109H206ZM45 108V107H44ZM46 108H47V106H46ZM70 108V109H69ZM73 108H74V110L76 109V111H79L78 113H75V112H73L74 110H73ZM84 108H86L87 110H85ZM102 108V107H101ZM113 110H112V109ZM140 108V109H139ZM156 108H158V110L156 109ZM191 108V109H190ZM199 108H200V110H199ZM215 108V109H214ZM218 108V109H217ZM68 109L69 110H71V111H68ZM79 109V110H78ZM96 109V110H95ZM111 109V110H110ZM124 109V110H125ZM154 109H156L157 111H160V113L161 114H159V116H156V118H158V117H160V118H158L159 120H157V121H155L154 122V120H156V118L154 119V116L156 115V111L154 110ZM167 109V110H166ZM202 109V110H201ZM205 109V110H204ZM244 109V110H243ZM47 110V109H46ZM55 110H57V107H56V109ZM93 110V114H91V116L92 115H94L95 113H96V115H94L95 117H97L98 115V117H97V119L96 118H94L95 120H97V121H95L94 119H93V117H90L91 119H88V115H86V114H89L90 115V113H91V111ZM152 110H154V111H152ZM189 110V111H188ZM261 110V111H260ZM58 111V110H57ZM65 111H67V112H65ZM82 111V112H81ZM101 111H99V112H101ZM120 111H121V113H120ZM149 112V114H151V115H149L148 114V112ZM183 111V112H182ZM188 111V112H187ZM204 111V112H203ZM214 111H216V112H214ZM241 111H243V112H241ZM245 111V112H244ZM31 112V113H32ZM59 112H56V113H59ZM71 112V114H72V116H69V114L68 115H65V114H67V113H70ZM73 112V113H72ZM87 112V113H86ZM89 112V113H88ZM142 112V113H141ZM154 112H155V115H154ZM180 112H182V113H180ZM187 114H186V113ZM195 112V113H194ZM207 112V113H206ZM237 112V113H236ZM240 112H241V115H239L240 114ZM53 113H55L54 112V110H53ZM82 114V113H84V115L82 114V115H78V119H77V114ZM86 113V114H85ZM133 113V114H132ZM135 113V114H134ZM145 115H149V117L148 116H145ZM157 113H159V112H157ZM168 113V112H167ZM183 113H185L184 115H185V117H183L181 114H183ZM74 114H75V116H74ZM98 114V115H97ZM112 114V115H111ZM123 116H121V115ZM133 116L135 119L132 121V117L130 116ZM138 114H140L139 116H137ZM172 114V115H171ZM179 114L178 115H176L177 117H179ZM44 115H46L44 118H43V116ZM101 115V116H100ZM127 115H129L128 117L129 118H132V119H129V121H132L133 122V124L131 123V122H129L128 121V117H127ZM135 115V116H134ZM143 115V116H142ZM158 115V114H157ZM165 115H166V117H165ZM171 115V116H170ZM187 115V116H186ZM189 115V116H188ZM200 115V116H199ZM232 115V116H231ZM234 115V116H233ZM235 115H237V116H235ZM38 116H40V117H38ZM68 116V117H67ZM79 116H81V117H79ZM84 116V117H83ZM120 116V117H119ZM140 116H142V118L140 117ZM150 116L151 117H153V119L151 120V118H150ZM175 116V115H174ZM38 117V118H37ZM49 117H47V118H49ZM87 117V118H86ZM137 117V118H136ZM142 120L140 123H138V121H140V120H136V119H139V118ZM143 117H144V119H143ZM193 117V116H192ZM216 117H218V119H221V120H218ZM220 117V118H219ZM229 117V118H228ZM15 118V117H14ZM46 118V119H47ZM99 118H101V120L103 119V122L107 125V128L109 129V132H108V130H106L107 132H108V134L110 135V134H112V132H113V128H114V133L116 134V132L118 133V136L117 135H113V136H110V138L112 139V141H111V139L107 136V132L106 131H104L103 130V128H105V129H107L106 128V125L104 126L103 125V123H102V121H100V119ZM148 118V119H147ZM166 118V119H165ZM168 118H171V119H168ZM185 118V119H186ZM223 118V119H222ZM234 118V119H233ZM34 119V120H35ZM41 119V120H42ZM85 119V120H84ZM87 119H88V121H87ZM93 119V120H92ZM117 119V122L118 123H116V120ZM202 119V120H201ZM205 119V120H204ZM216 120V122H215V120ZM14 120V119H13ZM108 120H110V121H112V122H110V124L108 123ZM146 121L147 120V123L146 122H144V121ZM179 120L177 121V123H179ZM192 120V121H191ZM195 120V121H194ZM89 121L93 124V125H90V123H89ZM93 121H94V123H93ZM100 121V122H99ZM135 121H137V122H135ZM150 121H153V123H155V124H157L156 126H155V124H149L148 125V123H150ZM158 121L160 122V123H163L164 124V126L166 125V123L169 121V123H167L168 125H166L165 127L166 128H170V127H172L173 128V126L172 125H174V128L172 129V130H174V131H176L175 132V134L176 133H182L180 136H176V137H174V135L172 136V133H174V131H172L171 130V128H170V133L168 132L169 130L167 129V133L168 134H166V132H165V128H163V127H161V126H163V125H161L160 123H158ZM201 121H204L203 123L201 122ZM220 121V122H219ZM14 122H16V123H14ZM63 122V123H64ZM68 122V121H67ZM96 122V123H95ZM114 122L117 124V125H119V127H121V128H118V126H117V128L120 130H118V129H116V132H115V125H114ZM142 122H144V123H142ZM157 122V123H156ZM174 123V124H171V123ZM193 122H194V124H193ZM197 122V126L195 125V123ZM202 123V125H200L201 123ZM1 124H5L3 121H1L0 122ZM101 125V127L98 125ZM100 123H102V124H100ZM126 123V122H125ZM136 123V124H135ZM145 123H146V125H145ZM238 123V124H237ZM15 124H16V126H15ZM70 124H72V125H70ZM89 124V126H86V127H88L87 129L85 128V127H82L81 125H88ZM94 124H97L98 125V127L97 126H94ZM123 124H124V126H123ZM132 124V125H131ZM159 124V125H158ZM170 124V125H169ZM195 125L196 127L195 128H193V125ZM217 124V125H216ZM29 125H30V127H29ZM64 125H66V123H64ZM70 125V126H69ZM77 125V126H78ZM103 125V126H102ZM108 125H110V126H108ZM121 125V126H120ZM135 125V126H134ZM151 125V126H150ZM152 125L154 126V127H161V130H160V128H157V131L158 132H160V131H162V130H164V133H160L159 135H158V132L156 131V128L155 129H153V130H155V133H153L154 131L153 130H151L152 128ZM161 125V126H160ZM182 126V127H180L179 128V126ZM191 126V128L190 127H188V126ZM34 126H35V128L37 127L38 129H35L34 128ZM91 126H94V129H96L98 132H95V131H93V138H91V136H90V134L89 133H91L92 134V132H90V131H92V130H94V129H89ZM111 126H113V127H111ZM148 127L147 129H150V131L148 130V131H146V132H144L145 130H146V127ZM176 126H178V128L176 127ZM184 126V127H183ZM216 126H218V127H216ZM19 127H20V129H19ZM21 127H22V129H21ZM32 127L34 128V129H32ZM65 127V126H64ZM65 127V128H66ZM96 127V128H95ZM123 127V128H122ZM124 127H125V129H124ZM131 127V128H130ZM141 127H143L142 129H141ZM145 127V128H144ZM150 127V128H149ZM153 127V128H154ZM75 128V129H76ZM85 128V129H84ZM98 128V129H97ZM99 128H102V130L104 131L103 132V134L102 133H99L100 131H102V130H100ZM140 128V129H139ZM187 129V130H185V129ZM200 128V129H199ZM211 128V129H210ZM212 128H214V129H212ZM11 129V130H10ZM74 129V130H75ZM121 129H122V131H121ZM176 129V130H175ZM178 129H180V130H182V131H184L186 134H188V135H186L184 132H180V130H178ZM184 129V130H183ZM205 129V130H204ZM215 129H218V130H216L215 131ZM15 130H17V132L15 131ZM20 130V131H19ZM22 130V131H21ZM25 130H27V129H25ZM34 130H36V131H39V133L38 132H36V131H34ZM60 130H64V128H60ZM140 130V131H139ZM142 130H143V132H144V134H146L147 133V138H148V140H145V141H147V142H145L146 144H148L149 145V141H150V143L152 144L153 143V145H151L152 146V148L150 147V149L149 150H147V148H146V146H145V143H143V141H141L140 139H142V140H144L143 138H146V135H144L145 137H143L142 136V138H141V136L139 137V136H137V135H139V133H138V131L143 135V132H142ZM13 131L15 132V133H18V132H20L21 134H18V136H17V138H16V136H14V138H16V139H18L17 141H15L16 139H14L11 135H14L15 133H13ZM31 131V132H30ZM32 131L35 133H37L36 135H34V133H32ZM71 131H73V130H71ZM112 131V132H111ZM121 132V133H119V132ZM192 131V132H191ZM194 131H195V133H194ZM212 131H213V133L215 134H213L212 133ZM215 131V132H214ZM43 134V136L45 137V138H47L46 136L48 135V136H50L49 138V140L48 139H45V140H47V141H45L44 140V137H38V136H42V134ZM75 132V131H74ZM78 132H80V130H78V131H76V133H78ZM99 133L101 136L103 135H105L106 134V136L109 138H107V137H105V138H103V139H106V140H103L102 138H99L98 136V140H102L101 141V143L103 142V141H111V142H109L110 143V145H114V146H111L110 147V145L109 144H105V146H106V149L105 150H103L104 152L107 150V148H108V150H109V153L111 154V155H107V153L106 152H108V150L105 152V154L104 155H106V156H101V155H98V154H102V153H100L101 151L99 150V149H97V147L95 146V145H97V144H95L96 142L98 143V140L97 139H95L94 137L97 135V134H95V133ZM4 133V134H3ZM12 133V134H11ZM30 133L32 134V135H30ZM105 133V134H104ZM126 133V134H125ZM129 133V134H128ZM149 133V134H148ZM150 133H151V135H150ZM153 133V134H152ZM202 133V134H201ZM2 134V135H1ZM8 134H9V137H8ZM39 134V135H38ZM56 134V133H55ZM79 134H82V133H79ZM119 134L121 135V137L119 136ZM132 134V135H131ZM133 134H135V135H133ZM161 134H164V136L165 135H167V136H165V138H164V136L163 135H161ZM198 134V135H197ZM203 135V136H201V135ZM212 134V135H211ZM218 134V135H217ZM222 134V136H220ZM16 135V134H15ZM23 135V137L25 138V140H24V138H22V137H20V136H22ZM95 135V136H94ZM127 135V137H129V138H125V136ZM130 135V136H129ZM152 136V138L150 137V139L151 140H149V136ZM160 135H161V140H162V138H163V141H160L159 140V142H158V140L156 139V141H154L153 142V139L155 140V138H153V137H156V138H158V139H160ZM168 135H169V137H168ZM177 135H179V134H177ZM189 135H190V137H189ZM207 135V136H206ZM214 135V136H213ZM26 136L28 137V136H30L31 137V139H29V138H27L28 140H32V141H34L33 143H32V141H26L27 139H26ZM32 136H35V137H38V138H36L35 139V137L33 138ZM84 136V137H83ZM100 136V137H101ZM115 136H116V139H117V141H116V139H115ZM124 136V137H123ZM131 136H132V139H131ZM159 136V137H158ZM187 136V137H186ZM212 136V137H211ZM216 136H217V138H216ZM224 136V137H223ZM12 137V141L9 139V138H11ZM22 138L23 139V141H26V142H28V144L30 143L31 144V146L33 145L34 147H36L35 149H37L36 151L35 150H31V149H33L34 147L32 146V148H30L31 146L30 145H28L27 143H25V142H22V139H21V142H20V145H19V139L20 138ZM117 137H120V138H117ZM124 139H123V138ZM140 138L139 140H137L136 138ZM203 137V138H202ZM227 137V138H226ZM228 137L230 138L229 139V141L230 142H228V141H222V140H228ZM232 137V138H231ZM9 139V140H7V139ZM33 138V139H32ZM40 138V139H39ZM54 138H55V136H54ZM80 139L79 141H80V143H78L76 140L77 139ZM89 138H91V140L89 139ZM113 138H114V141H116V142H114L113 141ZM133 138H134V140L135 141H133ZM170 138V139H169ZM171 138H173L174 140H173V142L171 143ZM197 138V139H196ZM241 138V139H240ZM41 139L44 141V143H42L41 142ZM165 139V140H164ZM176 139V140H175ZM198 140L197 142H195V144L197 143V145H195L192 141L193 140ZM200 139V140H199ZM213 139V140H212ZM215 139V140H214ZM217 139V140H216ZM13 140L15 141V142H18V144L17 143H15V142H13ZM39 142L40 143V145L38 146V144H37V142ZM40 140V141H39ZM97 140V141H96ZM118 140H120V141H118ZM166 140H169V141H166ZM202 140V142H200L199 144H198V142L199 141H201ZM221 141V142H219V141ZM241 140V141H240ZM9 141H11V143L9 142ZM74 141V142H73ZM94 141H96V142H94ZM100 141H99V147H101L100 149H104L105 147H103L104 145H100ZM108 141L106 142V143H108ZM131 141H133L134 142V144L136 143V142H140L141 141V143L143 144H133V145H131ZM164 141H166L165 143H164ZM188 141H190L191 143H193L194 145H195V152H194V149H192V152L189 150V148H193L192 147V145H191V147H189V148H187L188 147V145L187 144H189L190 142H188ZM215 141H216V143L217 142H219V143H215ZM240 143H239V142ZM244 143H243V142ZM13 142V143H12ZM68 142H70V145H69V143ZM77 142V143H76ZM112 142H114V143H112ZM188 142V143H187ZM224 144H223V143ZM261 142H263L262 143V146H261ZM42 143V144H41ZM45 143H50V145L49 146H54V147H52L53 149L50 151V148L51 147H49L48 149H49V153L50 152H52V153H50L51 155H46V154H44V156H46L45 158H39V157H37V161H35V159H33V161H31V159L32 158H34V157H36L35 156V154H34V151H35V153H36V155L37 156H43V153L45 152L46 153V151L48 150H46V151H42V147H47L46 146V144ZM62 143V144H63ZM74 143H76L77 145H75ZM83 143V142H82ZM85 143H87V144H85ZM103 143H105V142H103ZM102 143V144H103ZM158 144L159 146L157 147L156 146V150H154L153 148V146H155V144ZM168 145H167V144ZM169 143H171L172 145H170ZM187 143V144H186ZM212 143V144H211ZM215 143V144H214ZM237 143H239L240 145L243 143V145H241V147L243 146V148H240V149H238L237 150V147L238 146H240L239 144L237 145ZM259 143V144H258ZM9 144H10V146H9ZM13 144V145H12ZM21 144L23 145V144H26L28 147V149L30 150V152L29 151H26V150H28L26 147H24V145H23V147H21ZM43 144H45V146L43 145ZM52 144V145H51ZM73 144V145H72ZM128 144H130V146L128 145ZM156 144V145H157ZM163 144H166V145H163ZM0 145H2V144H0ZM17 146L15 149H16V151L17 152H15V149H13V148H10V147H12V146ZM18 145L20 146L19 148L22 150L21 152L22 153H24V151H26L25 152V154H23V156H21L22 154H20L21 152H19L20 150H19V148H18ZM36 145V146H35ZM107 145H109V147L107 146ZM138 145H140V146H142V148H141V150L139 149V152L140 151H142L143 150V147L145 148L144 150H146V151H144V152H138V153H136V151L138 150V147L137 146ZM170 145V146H169ZM186 145H187V147H186ZM189 145V146H190ZM5 146V147H4ZM79 146V145H78ZM95 146V147H94ZM132 146H133V149H131L132 148ZM160 146H162V149L159 151V152H157L158 151V148H160ZM169 147V149H165L166 147ZM185 146V147H184ZM260 146V147H259ZM10 148L9 150L8 149H4V148ZM93 147V148H92ZM98 147V148H99ZM113 147V148H112ZM135 147V148H134ZM164 147V148H163ZM172 147H175L176 149H172ZM184 147V148H183ZM202 147L204 148V149H202ZM2 148H3V150H2ZM18 148V149H17ZM24 148V149H23ZM25 148H26V150H25ZM74 148V147H73ZM72 148V150H74ZM112 150H111V149ZM177 148H179V149H177ZM250 148V149H249ZM258 148V149H257ZM38 149L40 150L39 152H41V153H38ZM45 149V148H44ZM137 149V150H136ZM152 149V150H151ZM182 149H187V151H189V152H186V151H182ZM197 149L198 150H200L201 151V153H204V154H202L201 156H200V151H197ZM11 150V151H10ZM14 150V151H13ZM19 150V151H18ZM59 152H63L64 153V155H68V154H70L69 155V157L68 158H66L65 159V157L66 156H64V157H62V155L61 154H59L58 153V151ZM91 150H88V151H90V152H87L88 153V155H89V153H91V154H93L92 153V151ZM98 150H99V153H98ZM111 150V151H110ZM134 150V151H133ZM136 150V151H135ZM165 150H167V152L168 153H170V151H172V150H174L175 151V153H173V151L171 152V154H168ZM168 150H170V151H168ZM178 150V151H177ZM203 150V151H202ZM8 151V152H7ZM32 151H33V154H31L32 153ZM65 151L67 152V154L65 153ZM102 151V152H103ZM112 151H113V153H112ZM154 151V152H153ZM164 151V154L162 153ZM197 151V152H196ZM238 151V152H237ZM243 151V152H242ZM246 151H248V152H246ZM256 151V152H257ZM8 153V155H7V153ZM11 152V153H10ZM72 152V151H71ZM73 152H75V151H73ZM72 152V153H73ZM96 152H97V155H95L96 154ZM198 153L199 152V154H192V153ZM240 152L242 153V154H240ZM246 152V153H245ZM258 152H260V151H258ZM5 153H6V155H5ZM17 153L19 154L18 156H17ZM27 153V154H26ZM40 154V155H38V154ZM62 153V154H63ZM155 153V154H154ZM156 153H159V154H156ZM167 153V154H166ZM220 153H221V155H220ZM235 153H237V155H234ZM239 153V154H238ZM10 154H12V156H9ZM14 154V155H13ZM31 154V155H30ZM53 154H58V156H60V157H62V159H64V160H66V161H64V162H66L65 164H63V163H61V162H63L61 159V161L59 162L58 161V158H60V157H58L57 158V156L56 155H54V156H52ZM90 154V155H91ZM102 154V155H103ZM162 154V155H161ZM224 154V155H223ZM231 154H232V156H231ZM245 154H249L248 155V157H247V155L246 156H244ZM258 154V155H257ZM17 156V158H15L16 156ZM33 155H34V157H33ZM165 155V158L163 159V160H165V161H163V160H161V156H164ZM167 155V156H166ZM170 155H171V157H170ZM192 155V156H191ZM196 157H195V156ZM223 155V156H222ZM226 155H230L231 157H229V158H231L232 160V162H234V163H232V162H230L229 163V158H227L228 159V161L226 162V163H224V165L221 163V161L222 162H224V161H226V160H224V158H222V157H224L225 156V159H226ZM234 155V156H233ZM239 155L241 156L240 158H239ZM264 155V154H263ZM5 156V157H4ZM24 156H26L25 158H23ZM30 156H31V158H30ZM50 156H52L51 158H50ZM72 156V157H71ZM97 157V158H99L100 159V157H103V158H105V163H107V164H99V162H98V159H96L95 158V160H93V159H90V158H94V157ZM98 156H100V157H98ZM109 158H108V157ZM113 156V157H112ZM153 156H155V157H153ZM172 156H173V158H172ZM180 156H184V158L186 159V162H187V160L188 159H193V161H190V163L191 162H195L194 163V167H196L197 166V164H198V162H200V164H198V167H200V168H192L191 167V165L189 164V162H187V164H189L188 166L191 168V169H189V167L187 168V167H185V165H187V164H184V163H181L182 161H185V160H182V161H180V159H182V157H180ZM221 158H220V157ZM236 156V158H234ZM244 156V157H243ZM251 156V157H250ZM4 157V158H3ZM6 157H7V159H6ZM8 157H10V158H8ZM18 157L20 158H22V162H19V161H17V160H20L21 161V159H18ZM27 157H29L28 159H27ZM53 157H55V159H52ZM70 157H71V160H69L70 159ZM106 157H107V159H108V161L106 162ZM116 157V158H115ZM160 157V160L158 159ZM175 157H179V160L177 159V161L178 162H180L181 164L180 165H184L181 169L182 170H184V171H182V170H180L179 168V166H178V162H177V165L174 163V158ZM199 158V160H198V158ZM1 158V157H0ZM15 158V159H14ZM50 159V161H51V159L53 160V162H52V165L55 163L56 164V162L55 161H58L57 163H60L59 165H53V166H51V162L50 163H48V161H49V159ZM83 158V159H82ZM110 158H112V159H117V161H119V163L117 162V163H115L113 160H110ZM183 158V159H184ZM201 158L202 159H206V160H201ZM216 158H218V162H217V160L215 161V159ZM239 160H238V159ZM241 158H243L242 160H241ZM30 159V160H29ZM42 160V161H39V160ZM46 159H47V161H46ZM69 161H68V160ZM80 159H82V160H80ZM85 159V160H84ZM157 159V160H156ZM174 159V160H173ZM194 159H195V161H194ZM220 159H223V160H220ZM246 159V160H245ZM5 160H4V162H5ZM26 161L25 163L23 162V161ZM47 162L46 164H47V166H46V164H45V166L44 165H38V164H36V163H39L40 162V164H42L41 162H45V161ZM92 160V161H91ZM153 160V161H152ZM154 160H155V162L156 163H160V165L159 166H157V168L155 167V164L156 163H152V162H154ZM173 160V161H172ZM220 160V161H219ZM261 160H263V159H261ZM10 161V160H9ZM9 161H7V162H9ZM14 161H17L16 163H18V164H20L21 163V168L23 167V169L22 170H19L18 169V171L16 172V171H14V170H16V168H20V166L18 165V167H16L17 166V164L15 165L14 164ZM31 161V162H30ZM36 162V163H33V162ZM73 161V160H72ZM85 161V162H84ZM111 162V164L112 165H114V164H116V166L114 165V166H110V164L108 165V162ZM152 161V162H151ZM157 161H160V162H157ZM168 161H170V163H171V165L170 164H167L168 163ZM202 161V162H201ZM209 161V162H208ZM212 161H215L216 163H213ZM241 163H240V162ZM255 161L258 163H255ZM10 162V163H11ZM68 162V163H67ZM80 162H82V164H79ZM109 162V163H110ZM151 162V163H150ZM164 162H166V163H164ZM173 162V163H172ZM176 162V161H175ZM205 163V164H203L205 167H207V168H204V166H201V164L202 163ZM235 162H236V164H235ZM255 163V165L253 164V163ZM23 163V164H22ZM29 163H31V164H29ZM38 165V167L35 165V167H33L34 165ZM149 163L151 164V165H149ZM197 163V164H196ZM210 163H213V164H210ZM218 163V164H217ZM222 165H221V164ZM246 163V164H245ZM247 163H249L248 165H247ZM26 164H28V165H26ZM62 164H63V166H65V170L67 171V173L69 174V175H72V176H68V174L66 175L65 174V170H63L64 169V167H63V169H62ZM90 164H92L91 166H90ZM118 164H119V166H118ZM152 164H154V167H153V165ZM162 164H163V166H162ZM174 164H175V172L174 171H171V172H174V173H171L172 175H171V177L169 176V172H170V170L172 169V167H170V166H174ZM193 164V163H192ZM219 165V166H217V165ZM226 164V165H225ZM242 164H243V166H242ZM250 164H252L251 166H250ZM26 165V166H25ZM32 167H31V166ZM69 165H72V164H69ZM80 165H82V166H80ZM86 165V166H85ZM95 165V166H94ZM157 165V164H156ZM167 165H169V171L168 170H163V171H161L162 169H168V168H166L167 167ZM208 165H210L211 167H213L212 169H211V167L209 166L208 167ZM228 165V166H227ZM232 165V166H231ZM239 165H240V167H239ZM247 165V166H246ZM7 166V165H6ZM25 166V167H24ZM28 166V167H27ZM42 168H48L46 171H48L47 173H44V172H41L40 171V169L41 170H45V168L44 169H42ZM49 166V167H48ZM51 166V167H50ZM59 166L61 167L60 168V170L58 169L59 168ZM148 166L150 167H152V168H156L155 170H153V171H155V172H157L158 173V169H159V173H158V175L156 176V173H155V175L153 174V172H152V169H150L149 168V170H146L147 168H148ZM166 166V167H165ZM177 166V167H176ZM220 166H222L223 168H224V170H223V168H220ZM234 166L235 167H237V168H239V169H237V168H234ZM248 167V166H250V168H247L249 171H247L246 170V167ZM253 166V168L255 169V172H254V174L251 172L253 169H251V167ZM256 166V167H255ZM32 169H31V168ZM54 167H58V168H56V169H58L59 170V172H58V174L59 175H57L56 174V172L58 171H56V169H51V168H54ZM76 167H78V168H76ZM79 167H80V169H79ZM87 167L88 168H90L91 169V171H90V169H88L87 170ZM92 167V168H91ZM160 167L162 168L161 170H160ZM179 167V168H178ZM201 167H203L204 168V170L202 169V171H201ZM230 167H233L234 169H230ZM261 167V166H260ZM20 168V169H21ZM24 168H28L27 170H25ZM34 168H35V170H34ZM37 168H40L39 170L37 169ZM74 168H76V170H78V172L77 171H74L73 172V170H74ZM227 168V169H226ZM243 168H244V170H243ZM5 169V170H4ZM14 169V170H13ZM53 170V171H51V170ZM62 169V170H61ZM87 170V171H89V172H86V171H84V170ZM122 169V170H121ZM177 169H178V172H179V170H180V172H179V174L180 175H185V173L184 172H189V174H192L191 176L189 175L188 177H185V178H182V179H184V180H179V179H177V180H175V181H173L174 179L172 178V176L174 175L175 176V174H177L178 175V172H177ZM193 169V170H192ZM195 169H198V170H195ZM215 169V170H214ZM220 169L222 170V171H220ZM226 169V170H225ZM237 169V170H236ZM31 170V171H30ZM34 170V171H33ZM83 171L85 174L83 175L82 174V177H80V173H83V172H79V171ZM93 170H95V171H93ZM102 170V171H101ZM173 170V169H172ZM192 170V171H191ZM213 170V171H212ZM229 170V172H227ZM235 170V171H234ZM14 171V172H13ZM21 171H23L22 172V176L20 175V173H21ZM24 171H26V173L24 172ZM30 171V172H29ZM36 171V172H35ZM41 172V173H39V172ZM51 171V172H50ZM61 171H63L64 173L63 174H61L62 172ZM119 171V172H118ZM120 171H123V174L125 173V172H127L128 173V176H126V180H129L131 177L133 178H131L133 181H135L136 182V180L138 181V182H136V183H138L139 185L141 184V186H137V185H135V184H131V182L133 183V181L132 180H129V181H125V183H127L128 182V184H131V185H133V190L135 189H139L140 187V189H141V191H140V189L137 191H135V192H137V193H135L133 190H132V192L134 193L132 196V198H133V200L135 199V198H137L138 197V195L137 194H139V196L143 193V192H145V190H147L148 191V193H149V190L148 189H151L150 190V193H149V195L147 196V194L148 193H143L144 195L146 194V196H144V195H141V198H139V200H137V199H135V201H131V195H129L130 193L129 192H131V190L130 189H132L131 187H129V188H125V187H123V186H121V185H119V182H121L122 181V177H125L124 175H122V172H120ZM160 171H161V173H164L163 175H161L160 174ZM182 171V172H181ZM194 171H198V172H200V173H202V174H200V173H198V174H195V172ZM215 171H217L218 173H219V175H221V177H223V175L225 174V176H228V174H226V173H229V175L230 176H228V178L229 179H226V177L224 178H222V179H224L225 180V183H224V185L225 186H222L223 185V183H222V181L223 180H221V178H219L217 175L218 174H213V172H215ZM220 171V172H219ZM236 171H237V173H236ZM261 171H263V172H261ZM27 172H29V174L27 173ZM53 173V174H51L50 175V173ZM61 172V173H60ZM95 172V173H94ZM147 172H149V173H147ZM190 172H192V173H190ZM244 172V173H243ZM246 172H248V174H246ZM250 172V173H249ZM257 172H258V174H257ZM9 173V174H8ZM12 173V174H11ZM16 173V174H15ZM26 175H25V174ZM30 173H31V175H30ZM34 175H36V176H34ZM38 173V174H37ZM73 173V174H72ZM76 173H79L78 175L76 174ZM95 174V175H92V174ZM118 173H121L120 174V177H119V174ZM146 173V174H145ZM151 173V175H152V177H154V178H152L151 177V175H149ZM167 173H169L168 175H167ZM182 173V174H181ZM194 173V174H193ZM234 173V175H236L235 177L237 178V175L239 174L240 176H243V177H239V175H238V177L239 178H237L238 180H240V178H241V180L240 181H238L236 178L234 179H232V177H234V175H232ZM236 173V174H235ZM253 174L254 176H256V178L253 176H251L250 175V177H251V181H253V180H256V181H254V182H252V184H254L256 187L258 186L259 187V190H262V189H260L261 187V185H262V188H263V191H261V192H259V190L257 189V194L255 193V192H253V194H255V195H250L252 198L251 199H253L254 197L253 196H256V197H258V200H257V202L255 201V199H254V201L258 204V206H257V204L256 203H254V204H252V202H254V201H252V200H250L249 202L252 204H248V205H246V206H251V207H245V208H250V210H246L245 212H246V214L247 215H244V217H246V218H244L243 216V219H240V218H242V217H239L238 215L242 212V213H245V212H243L242 210V208H244L243 206H245V204H247V203H245L244 204V202H246V201H248V198L246 197H244V196H248L249 197V195H245L244 194V196L242 195V194H239V193H241V191L243 190V189H246V188H248V187H246V188H243V187H245V185H246V182H247V179L249 180V178H248V175L249 174ZM261 173V174H260ZM3 174H5V176L3 175ZM11 174V175H10ZM28 174V175H27ZM40 174L43 176L42 177V179H45V178H47V179H50V177H49V175L51 176V179L53 178L54 179V176H56V177H58L59 176V178H57V180L56 181H58L59 183H58V185L60 184V185H62L60 188H62V187H65V190H67V192L65 191L64 193H62L63 191H59L60 192V197L62 198V199H60V197L58 198L57 196V194H59V193H57V192H55V194H52V196H56L57 197V203L59 204V199L62 201V205L64 206L65 205V209L69 206L70 207V209L72 208V207H74V206H70V205H74V202H76V201H74V202H72L73 201V199L75 200V197H74V194L76 195V197L77 196H79V197H77V200H79V199H81L82 198V196L81 195H83V199H86L85 201H82V199H81V201L79 202L78 201V204H77V202H76V204L78 205H76L75 204V206H77V209H76V207H74V208H72L71 210H68V209H66L67 210V212H64V209L63 208H61L62 206L61 205H58L57 203H55L56 202V199H55V197H54V204L56 205V206H59L58 208H60V209H63V212H64V214L65 213H67V215H69V214H71V215H69V216H67L66 214L64 215L63 214V212L61 213V210L60 211H58L57 209V211H58V213L61 215V214H63L64 216V218L61 216V217H59L60 215H56V211L53 209L55 206L53 205V204H51V205H53V206H50L49 205V207L51 208V207H53L52 208V211L55 213V214H53V213H51L50 215L52 216V215H54V218H53V216L51 217L50 215H49V210H51L50 208H48L47 206H45V202H43L42 204V206L40 205V206H38V208L36 207L35 209H37V211H35L33 214H29V215H27V217L25 216V214H27V210H29L30 209V207L32 208V205H30L29 204V200H28V198H37V196L36 195H38L39 196V191H40V189L42 190V191H45L44 189V186L47 184V183H45L46 182V180H44V182H42V180H41V177H40V179L38 178V176H40ZM45 174H46V176H48V177H45L44 178V176H45ZM54 174H56V175H54ZM61 174V175H60ZM149 175L150 177H148L149 178V180H150V178L151 179H155L154 181L153 180H150V181H148V180H145L147 177L145 176V175ZM160 174V175H159ZM188 173H186V175H187ZM244 174H246V177H247V179H245L246 180V182H245V184H244V178H246V177H244ZM29 175L30 176H34L35 177V179H39V180H41V183L42 184H40V186H38L39 185V183L40 182H38V181H35V179H34V177H33V180H32V177L31 178H29ZM65 175V176H64ZM75 175V176H74ZM97 175V176H96ZM115 175V176H114ZM122 175V176H121ZM126 175V174H125ZM166 175V177L165 178H167L166 180H165V178H162V180L161 179H159V180H157L159 177L158 176H160V178L161 177H163V176H165ZM0 176V177H1ZM26 176H28V177H26ZM53 176V177H52ZM61 176L63 177L62 179H60L61 178ZM69 178V179H67L66 180V178L67 177ZM91 176V177H90ZM118 176V177H117ZM173 176V177H174ZM198 177L199 176V178H196V177ZM215 176H217V178L215 177ZM232 176V177H231ZM261 176H263L262 178H261ZM3 177H5V178H3ZM8 177V176H7ZM17 180V181H15V179ZM20 177H22V178H20ZM27 178V180H26V178ZM66 177V178H65ZM73 177V178H72ZM80 177V178H79ZM127 177H129V179L127 178ZM146 177V178H145ZM175 177H177V176H175ZM180 177H182V176H180ZM179 176H178V178H180ZM215 177V178H214ZM13 178V180L11 181V179ZM25 179V180H23L24 181V183H22L23 181H19L18 179ZM89 178H92L93 179V181L91 180V179H89ZM119 178H120V180H119ZM157 178V179H156ZM191 178H192V180H191ZM195 178V179H194ZM200 178H203V179H205V180H203L204 182H202L203 183V185H202V187H201V185L199 184V183H197V182H199V180L200 181H202V179H200ZM4 179V180H3ZM28 179L30 180V182L28 181ZM113 179V180H112ZM170 179V180H169ZM199 179V180H198ZM219 181H217V180ZM261 179V180H260ZM89 180V181H88ZM118 180V181H117ZM143 180H145V181H143ZM157 180V181H156ZM161 180V181H160ZM165 180V181H164ZM167 180H168V182L170 181V182H172V183H168L169 185H170V187H171V189L169 188V190H168V188L167 187H169V185L167 184ZM197 181V182H194V181ZM214 180V181H213ZM216 180V181H215ZM220 180H221V183H220ZM226 180H228V181H226ZM234 180L237 182V183H235L234 182ZM244 180V181H243ZM28 181V183H27V185H26V182ZM33 181V182H32ZM48 181H51V182H49V185L51 184L52 186H54V187H57L58 185H57V182L55 181V179H54V181L53 180H48ZM47 181V182H48ZM75 181V182H74ZM85 181V182H84ZM91 181V182H90ZM99 183H98V182ZM104 181H108V184L106 183V182H104ZM111 181V182H110ZM114 181V182H113ZM146 181H148V182H152V184H154V182L157 184H155L154 186L152 185V188H150L151 186V184L149 185V183L148 182H146ZM160 181V182H159ZM180 181V182H179ZM182 181H184L183 183H182ZM230 181V182H229ZM259 181L261 182V185H257L258 183H259ZM1 182V181H0ZM4 182V183H3ZM32 182V183H31ZM38 183L36 186L37 187H40V189H36L37 187H34L35 185H32L33 183ZM88 182V183H87ZM106 183L108 186H106V184H105V186L106 187H108V190L109 191H107L106 190V187L102 184V183ZM111 184H110V183ZM123 182H124V179H123ZM146 182V183H145ZM159 184H161V185H159ZM163 182V183H162ZM174 182V183H173ZM206 182H208L207 183V185H205L204 183H206ZM214 182H216V183H214ZM220 183L219 185L221 186H219V185H217L218 183ZM224 182V181H223ZM227 182L228 183H230V184H227ZM5 183V184H6ZM23 185V187H25V189L23 188V190H21L22 192H20L19 194H18V190H20V189H22V185ZM34 183V184H35ZM45 183V184H44ZM53 183V184H52ZM56 183V184H55ZM67 183V186H69V187H67V186H65V184ZM87 183V184H86ZM115 183H117V184H115ZM122 184V182L120 183V184H122V185H127V186H130V185H128V184ZM167 184L166 186L167 187H164V185L165 184ZM177 183H179V184H177ZM181 183V184H180ZM196 183V184H195ZM201 183V184H202ZM209 183H210V185H209ZM211 183H212V185H211ZM257 183V184H256ZM19 184V185H18ZM29 184V185H28ZM71 184V185H70ZM99 184H101V185H103V187H105V189L102 187L101 188V186H99ZM147 184L150 186L149 188H145L144 189V187L143 186H147ZM162 184H164V185H162ZM174 184V185H173ZM176 184H177V188L175 187L176 186ZM198 184L200 185L199 186V188L201 189V190H199V188H198ZM239 184H240V186H239ZM260 184V183H259ZM26 185V186H25ZM34 188V190H35V192L33 191V188L31 187V186ZM57 185V186H56ZM59 185V186H60ZM64 185V186H63ZM73 185V186H72ZM118 185V186H117ZM173 185V186H172ZM179 185H181V186H179ZM187 185H188V187H187ZM190 185V186H189ZM230 186L231 187V185H233L231 188H233L232 190H234V191H236V192H238L237 194H235V192L234 191H232V192H230V187H227V186ZM234 185H235V187H234ZM244 185V186H243ZM27 186H29V187H27ZM78 186V187H77ZM99 186V187H98ZM110 186H114L113 188L112 187H110ZM121 186V187H120ZM137 186V188H135ZM163 187V189H161L160 187ZM179 186V187H178ZM185 186V187H184ZM197 186V187H196ZM203 186H205V187H203ZM241 186H243V187H241ZM247 186V185H246ZM5 187H6V189H5ZM42 187L44 188V189H42ZM71 187H73V188H71ZM84 187V188H83ZM115 187H116V192H117V190L118 191H120V189H122L123 188V190H122V192L124 191L125 193L126 192H128L126 195H124L125 193L123 192V196H122V192L120 193L119 192V194L121 195V196H119V194L117 195V193L115 192ZM117 187H120V188H117ZM148 187V186H147ZM155 187V188H154ZM175 187V189H173ZM193 187V188H192ZM224 188L225 190L224 191H222L223 189H220V191H222V192H220V193H222V196H221V194H219V199L221 198L222 199V202H220L219 201V203H217L216 205H222L221 207H224L223 209H222V211H220V212H217V208H219L220 206L218 205L217 207H215L214 206V202H213V200L212 201H210L211 199H213V197H216L214 200L216 201L217 200V202H218V197L217 196H215V194L216 195H218L217 194V189H219V188ZM226 187L228 188V189H226ZM3 188H1L0 187V190L1 189H3ZM26 188H28V190H29V188L30 189H32L31 191H33V192H31L30 193V190L28 191ZM46 188H49V192L51 191L50 189H52L53 187H49V186H47ZM58 188L59 187H57V189H52V191L53 190H58ZM71 188V189H70ZM87 188H89V189H87ZM98 188V189H97ZM103 191L104 190V192H106V193H102L101 191H100V189ZM110 188H112V189H110ZM125 188V189H124ZM154 188V190L152 191V189ZM167 188V189H166ZM181 188V189H180ZM184 188H185V191H184ZM192 188V189H191ZM197 188H198V190H199V192H201L200 194H196V191H198L197 190ZM202 188H206L207 190H209L210 188V190H212V191H210L209 190V194H210V192H212V194H214L213 195V197H211V195L212 194H210V197H211V199L209 198V201H208V197H209V194L206 192L207 190H205V189H203L204 191V193L206 192V195H204L203 194V192H202ZM234 188H236V189H234ZM238 188V189H237ZM243 188V189H242ZM82 189L84 190V192L82 191ZM94 191H93V190ZM95 189H97V190H95ZM129 189V190H128ZM189 191H188V190ZM194 189H195V191H194ZM240 189H241V191H240ZM250 189V188H249ZM249 189H247V190H249ZM16 190H17V192H16ZM63 190V189H62ZM101 192H99V191ZM106 190V191H105ZM110 190H114L113 192L116 194V196H117V198H116V196H114V198H116L117 199V202L116 203H114V204H116L115 206L112 204L113 203V201L112 200H110V199H112V193H111V191ZM142 190H144V191H142ZM161 192H160V191ZM171 192V190L172 191H174L175 190V192L173 193V192H171L172 193V195H168V196H165V194L168 192ZM179 190V191H178ZM226 190H227V192H226ZM41 191V192H42ZM47 191V190H46ZM52 191L50 192V193H52ZM79 191V192H78ZM92 191V192H91ZM140 191V192H139ZM213 191H216L215 193L213 192ZM219 191V190H218ZM250 191V190H249ZM26 192H27V194H26ZM29 192V193H28ZM78 192V193H77ZM109 192H110V194H109ZM131 192V193H132ZM139 192V193H138ZM164 192V193H163ZM248 193L249 194V192H247V191H242V193ZM25 193V194H24ZM62 193V194H61ZM66 193V199H63L65 196H61V195H64ZM84 193H86L87 194V198H84ZM113 193V194H114ZM158 193V194H157ZM171 193H169V194H171ZM195 193V194H194ZM198 193V192H197ZM219 193V192H218ZM232 193V194H231ZM252 193V192H251ZM258 193H260V194H258ZM80 194V195H79ZM114 194V195H115ZM161 194V195H160ZM168 194V193H167ZM166 194V195H167ZM184 194V195H183ZM202 194H203V196L206 198H203V196H202ZM227 195V194H229V197H228V195H227V197L229 198V199H227V200H230L231 201V199L232 198H235L234 200V202L233 203H235V202H243V204L241 205V203H235L236 204V208H237V204H240L241 205V207H240V205L238 206V207H240V209H241V212H238V211H240V209L237 211V209L236 208H234L235 209V212L233 213V212H231L232 210H234V209H232L233 207H235V204L233 205H228V204H223V201L225 200V198L223 197L224 195ZM233 194H235L234 196H233ZM26 195V196H25ZM30 195H32V196H30ZM35 195V196H34ZM67 195L68 196H73V198H69V197H67ZM135 195H137V196H135ZM163 195H164V198L165 197H170V199H168V198H165V199H167L165 202H164V198H162L163 197ZM193 195V196H192ZM194 195H196V197H194ZM200 195V196H199ZM232 195V196H231ZM243 196L242 197V199L243 200H241L240 198H238L237 199V197H240V196ZM13 196H15L14 198H13ZM22 196V195H21ZM81 196V197H80ZM118 196H119V198H118ZM135 196V197H134ZM143 196V197H142ZM157 196V197H156ZM160 196V197H159ZM162 196V197H161ZM182 196V197H181ZM190 196V197H189ZM26 199H25V198ZM158 197H159V199H158ZM185 197H186V199H185ZM200 197V198H199ZM224 198V200H223V198ZM226 197V198H227ZM230 197H232V198H230ZM15 198V199H16ZM24 198V199H23ZM32 198V199H33ZM79 198V199H78ZM114 198H113V200H114ZM160 198H162V199H160ZM173 198V199H172ZM188 198H189V200H188ZM191 198V199H190ZM193 198H195V199H193ZM204 200H203V199ZM14 199V200H15ZM71 199V200H70ZM146 199H149V200H146ZM156 199V200H155ZM176 199V200H175ZM184 199V200H183ZM257 199V198H256ZM8 200V201H7ZM34 200V199H33ZM53 200V199H52ZM52 200H51V202H52ZM65 200V201H64ZM144 200H146V201H144ZM153 200V201H152ZM171 200V201H170ZM180 200V201H179ZM191 200V201H190ZM239 200H241V201H239ZM4 201H5V203H4ZM7 201V202H6ZM64 201V202H63ZM108 201V202H107ZM111 201H112V203H111ZM116 201V200H115ZM137 201H139L140 203H137ZM162 201V202H161ZM188 201V202H187ZM203 201V202H202ZM233 201V200H232ZM231 201V202H232ZM145 203V204H142V203ZM159 202H161L160 203V205H159ZM189 202H191L192 204H188ZM196 202V203H195ZM228 203H230L231 204V202H229V201H227ZM259 202V203H258ZM263 202V203H262ZM261 203L262 204H264V201H262ZM109 203H111V207H113V208H110V204ZM125 203V204H124ZM126 203H129L128 204V206L129 205H131V206H129V208H128V206H124V205H126ZM130 203H133V205L132 204H130ZM138 204V205H140V204H142V205H144L143 207H140V206H136L135 204ZM152 203V204H151ZM207 203H210V204H207ZM212 203V204H211ZM216 203V202H215ZM46 204H48V203H46ZM147 204H148V206H147ZM151 204V205H150ZM155 204V205H154ZM161 204H163V205H161ZM165 204V205H164ZM182 204V205H181ZM190 205L189 207H187V205ZM204 204H206V205H204ZM67 205V206H66ZM122 205V206H121ZM159 205V206H158ZM173 205V206H172ZM181 205V206H180ZM185 205V206H184ZM203 205V206H202ZM210 206V208H208L209 206ZM225 205V206H224ZM254 205V206H253ZM11 206H13V207H11ZM117 206V207H116ZM135 206V208H133V207ZM146 206V207H145ZM155 206V207H154ZM159 208H158V207ZM161 206L163 207L164 206V208H165V206H166V208H165V210L163 211H160V210H158V209H162L161 208ZM192 206H195V207H192ZM202 206V207H201ZM214 206V207H213ZM260 206V207H259ZM264 206V205H263ZM262 206V207H263ZM10 207V208H9ZM16 207V208H15ZM22 207V208H21ZM68 207V208H69ZM112 209V211L109 209ZM115 207V208H114ZM121 208V210L123 211H121L120 210V208ZM125 209H124V208ZM136 207H139V208H136ZM145 207V208H144ZM180 207H181V209H180ZM7 208L8 209H10V212L9 211H7ZM39 208H41V210L39 211L38 209ZM43 208V209H42ZM49 210H48V209ZM57 208V207H56ZM117 208V209H116ZM128 208V209H127ZM131 208H133L132 210H134V209H136V210H134L133 211V213L135 212V211H137L138 209V211H137V214L136 213H134L133 214V216L136 214V215H138V212H140L141 213V211L142 210H140V208H144V210H143V214L140 216V213H139V217H138V219L139 218H141L142 220H145L146 218H144L145 217V215L146 216H148V215H150V216H148V218L145 220V221H143V223L144 222H146V221H148V219H149V217H150V220L148 221V222H152V223H148L149 225H152V224H154V223H156V222H154L153 223V218L155 219V221L156 220H158L157 221V223L159 222V221H161V223H163L165 226H160L161 225V223H159L158 225L160 226V228L161 229H164V231L161 233H159V231L157 230L158 229V225H157V223L156 224H154V225H152V226H146V228H144V229H142L141 228V230H142V232L141 233H139V231H135V233L134 232H132L133 234L132 235H136L137 236V234L139 235V234H142V236H137V238H135L134 239V237H131L130 235H127V236H130V237H127V238H124V240H123V238H122V234L120 235V233L122 232L123 233V231L125 230V228L127 227V226H124V229H122V227L119 229V228H117V227H119V226H122L123 224H118L119 222H121V221H119V220H122L123 219V217L124 216H127V217H125V219L126 218H128V215L130 214H132V213H130V211H132L131 210ZM151 208V209H150ZM185 208V209H184ZM190 208V209H189ZM214 209V210H216L215 212L212 210V209ZM216 208V209H215ZM253 208L255 209L254 211H253ZM259 208V209H258ZM13 209V210H12ZM27 209V210H26ZM46 209V211H48V212H44V211H42V210H45ZM180 209V210H179ZM186 209H189V210H186ZM232 209V210H231ZM251 209H252V214H251ZM33 210V209H32ZM65 210V211H66ZM75 210V211H74ZM117 210V211H116ZM121 211V212H119V211ZM124 210H127V211H129V213L128 214H126L127 213V211H124ZM179 210V211H178ZM186 210V211H185ZM218 210H220V209H218ZM259 210H261L262 212H263V217L260 219V215L261 214H259V213H262L261 211L260 212H258ZM8 213H7V212ZM24 211H26V212H24ZM42 211V212H41ZM105 211H107V215H106V213H105ZM108 211H111L112 212V216H115L116 215V217H118L116 220H118V222H115L116 220H112V217L110 216L111 214V212H108ZM177 211H178V213H177ZM38 212H40V213H38ZM71 212V213H70ZM86 212V213H85ZM88 212V213H87ZM105 214H104V213ZM126 212V213H125ZM153 212V213H152ZM195 212V213H194ZM217 212V213H216ZM236 212H238V213H236ZM247 212H249V214L247 213ZM258 212V216H257V214L256 213ZM6 213H7V215H6ZM46 213V214H45ZM48 213V214H47ZM57 213V214H58ZM69 213V214H68ZM73 213H74V219H72L73 218ZM78 213V214H77ZM83 213H85L84 215H81V214H83ZM100 213H103V216H101L100 215ZM110 215H109V214ZM184 213V214H183ZM188 213V214H187ZM242 213L240 214V216L242 215ZM17 214V215H16ZM36 214H38V215H36ZM44 214V215H43ZM76 214H77V216H76ZM80 214V216H78ZM115 214V215H114ZM126 214V215H125ZM200 214V215H199ZM234 214V215H233ZM238 214V215H237ZM256 216H255V215ZM34 215H36V216H34ZM39 215H41V216H39ZM48 215V216H47ZM97 215H100V216H97ZM174 215V216H173ZM237 215V216H236ZM5 216H8L7 218H5ZM24 216V217H23ZM51 217V219L53 218V220H54V222H56V223H58V222H63V224L66 222V224H62L61 222H60V224H56V223H54V222H52L53 220H51V222H50V220H46L47 218H50ZM56 216V217H55ZM66 216H67V218H66ZM84 216H86V217H83ZM97 216V217H96ZM106 216H109L111 219L110 220H112L113 222H111L108 218L109 217H106ZM133 216H131V219H130V217H129V219L130 220H134V221H136L135 222V224H134V222L132 223V225L134 226V225H136V223H139V220L138 219H136V217L137 216H135V218L134 219H132L133 218ZM143 216V217H142ZM173 216V217H172ZM183 216V217H182ZM248 216V217H247ZM249 216H250V221H252V220H254L255 222H253L252 221V224H250V223H248L249 225H245L246 223H244V221H246V222H250L249 221ZM251 216H255V217H257L258 219L257 220H261V222L262 223H259L257 220H256V218H254L253 217V219L251 218ZM58 217V218H57ZM72 217V218H71ZM75 217H76V219H75ZM79 217V218H78ZM100 217H104L103 219L101 218L100 219V221L98 222V220H96V218L97 219H99ZM163 217V218H162ZM182 217V218H181ZM60 218H63V220L62 219H60ZM108 219L109 221H110V223H112V224H110L109 223V221H108V223L109 224H107L106 223V225L105 224H103V228L101 227H99L101 230H104L105 229V231H103L104 232V234H103V232L101 233L100 232V234H102L101 236L100 235H98L97 234V232H98V230H100V229H98V227L96 228V226L97 225H100V224H98V223H105V219ZM115 218V217H114ZM165 218V219H164ZM213 218V219H212ZM216 218H217V222L215 221L216 220ZM23 219H25V220H23ZM33 219L35 220V221H37V220H39V222L41 223L40 225H38L39 224V222H37V226L36 227H34L35 225H36V223H35V221H33ZM44 219V220H43ZM59 219V221H57ZM68 220V221H65V220ZM97 221H95V220ZM136 219V220H135ZM152 219V220H151ZM170 219H172V220H170ZM175 219V220H174ZM8 220V221H7ZM20 220V221H19ZM30 220V221H29ZM41 220H43V221H41ZM56 220V221H55ZM75 220V221H74ZM103 220V221H102ZM142 220L140 221V222H142ZM204 222H203V221ZM244 220V221H243ZM25 222L24 223V225H23V223H19V222ZM33 221V223H35V225L34 226H30V225H32V224H27L28 222H32ZM45 221V223H43ZM47 221V222H46ZM95 221V222H94ZM166 221V222H165ZM210 221V222H209ZM27 222V223H26ZM50 222V223H49ZM72 222V223H71ZM75 222V223H74ZM92 222H94V224L92 223ZM114 222L116 223V224H118V226L117 225H115L114 224ZM122 222H124V220H122ZM129 222V221H128ZM178 222V223H177ZM212 222H215V223H212ZM9 225H8V224ZM12 223V224H11ZM16 223H18L19 225H21L23 228L20 230V231H18L19 232V236H20V238H18L19 236H17V238H15L16 236H14L15 234H17V232H16V230H17V227H18V229L21 227V226H19V225H15ZM52 223V225H57L56 227L54 226H51L50 224ZM54 223V224H53ZM67 223H69V224H67ZM70 223H71V225H70ZM74 223V224H73ZM143 223H141V225L142 226H144L145 227V225H143ZM147 223H144V224H147ZM167 223V224H166ZM173 223H175V224H173ZM14 224V225H13ZM42 224H46V228L42 225ZM83 224V225H82ZM84 224H85V226H84ZM91 224L93 225V227L91 226ZM129 224V223H128ZM169 224V225H168ZM6 225V226H5ZM8 225V226H7ZM30 226L29 228L27 227L26 228V226ZM51 226V228L53 229V228H57L58 229V231L56 230V229H53V230H51V228L49 227V226ZM59 225V226H58ZM60 225H63V226H65V225H68L66 228L65 227H60ZM73 225V226H72ZM80 225H82V226H80ZM87 225V226H86ZM96 225V226H95ZM104 225L106 226V227H104ZM109 225V227H112V226H110V225H113V228H116V229H118V230H116V231H114L115 229H112V228H109V227H107ZM114 225L116 226V227H114ZM137 225H140V224H137ZM136 225V226H137ZM140 225V227H142ZM156 225V226H155ZM252 227H251V226ZM9 226H11V228H13V229H11L10 230V234L12 233V234H14V235H8L9 233H7V232H5V231H7L8 229H10L9 228ZM24 226H25V228H24ZM39 226H43L42 228L41 227H39ZM78 226V227H77ZM90 226V227H89ZM95 226V227H94ZM135 226V227H136ZM157 228H155V227ZM221 226V227H220ZM250 226V227H249ZM5 227V228H4ZM16 227V228H15ZM32 227V230L33 229H35L36 228V231H37V229L38 228H40V229H38V231H39V233H37L35 230V234L33 233L34 231H31V228ZM50 228V229H48V228ZM85 227V228H84ZM135 227H132L131 228V225L130 226H128V228H131V229H135ZM139 227V228H140ZM148 227V228H147ZM163 227H165V228H163ZM169 227V228H168ZM171 227H172V229H171ZM214 227V228H213ZM258 227V228H259ZM264 227V226H263ZM6 229V230H4V229ZM61 228H65L64 230H65V233H64V231L62 230V232H61V230H60V232H61V234H60V232H59V229H61ZM72 228H73V230L74 229H76L77 230V228H78V230L76 231L75 230V234H74V236H72L73 234H72ZM93 228V229H92ZM95 228V229H94ZM106 228H109L110 230H108L107 231V229ZM128 228H126V230L124 231V232H126V234H127V230H129ZM137 228V227H136ZM154 229V230H156L157 231V234L156 235H158V236H156L155 234H154V230H148V229ZM257 230H256V229ZM30 229V230H29ZM42 229L43 230H46L45 232L47 233H45L44 231H42ZM47 229L48 230H51L50 232L49 231H47ZM81 229V230H80ZM96 229H98L97 230V232L96 231H94V230H96ZM111 229H112V231H111ZM122 229V231L121 232H119L120 230ZM130 229V230H131ZM195 229V230H194ZM260 229H262V228H260ZM25 230V231H24ZM26 230H29V231H27L26 232ZM54 230H56L55 232H52V231H54ZM130 230H129V233H130ZM136 230V229H135ZM138 230H140V229H138ZM140 230V231H141ZM160 230V229H159ZM31 231V232H30ZM42 231V233H44L45 234V236H47L46 238H45V236L42 234V233H40ZM79 231V233H77L76 234V232H78ZM134 231V230H133ZM146 233H144V232ZM148 231V232H147ZM154 231V232H153ZM180 231V232H179ZM197 231H199V232H197ZM256 231L258 232V234H262V235H258L257 233H256ZM8 232H9V230H8ZM21 232H23V234L21 233ZM31 233V235H30V233ZM74 232V231H73ZM118 232H119V235H117L118 234ZM138 232V233H137ZM150 232V233H149ZM152 232H153V236H156V237H152ZM165 232H167L168 233V235H166L165 234ZM263 232V233H262ZM52 233L53 234H55V235H52ZM59 235H58V234ZM106 233V234H105ZM143 233H144V235H143ZM156 233V232H155ZM159 233V234H158ZM26 234H28V240L25 238V237H27L26 236ZM33 234H34V237H33ZM37 234V235H36ZM39 234H41L42 236L40 237L39 236ZM48 234H50V236H48ZM148 234H150L149 236L151 237V239L152 238H157V237H159L160 236V234H162L161 235V239H165L166 237H169V238H167V240L168 239H170V240H168V242L170 243V247H169V244H168V242L166 241V240H161L160 238H157V239H153L154 240V245H151V243H153V240H152V242H148V240L150 241L151 239H150V237L148 236ZM163 234H164V236H166V237H164L163 236ZM186 234V235H185ZM187 234H191L190 236L189 235H187ZM193 234H194V236H193ZM6 235H8V236H10V237H6ZM18 235V234H17ZM24 237H23V236ZM56 235L58 236L57 238H59V239H57L56 238ZM69 235V236H68ZM117 235V236H116ZM181 235H184V236H181ZM196 235V236H195ZM199 235V236H198ZM13 236V237H12ZM29 236H31V238L29 237ZM37 236H38V238H37ZM70 236H72V238L74 239H70L69 237ZM76 236V237H75ZM99 236V237H98ZM125 236V235H124ZM123 236V237H124ZM162 236H163V238H162ZM180 236V237H179ZM185 236H187V237H185ZM202 236H203V238H202ZM205 236V237H204ZM6 237V238H5ZM32 237H33V239H35L34 240V242L33 241H31L30 239H32ZM51 237H53V239L51 238ZM63 237V236H62ZM81 237V239H79ZM118 237H120V238H118ZM197 237V238H196ZM9 240H8V239ZM11 238V239H10ZM12 238L13 239H16V240H19L20 239V241L21 242H18V243H15V244H19L20 245V247L18 246V245H14V240L12 241ZM27 240H25V239ZM30 238V239H29ZM36 238L38 239L37 240V243H38V245L36 244ZM40 238V239H39ZM41 238H42V242H44L45 240L47 241V242H44V244L40 247V245L42 244V242H41ZM44 238H45V240H44ZM50 238V240H47V239H49ZM67 238H69V239H67ZM83 238V239H82ZM97 238H99V240H98V242H94V244H93V242L92 243H90V244H88L89 242H91V241H97ZM139 238V239H138ZM171 238H172V240L174 241H176L177 243H174V244H172L171 245V243L172 242H170L171 241ZM205 238V239H204ZM208 238V239H207ZM261 238V239H260ZM23 239V240H22ZM56 239V240H55ZM126 239H129V240H126ZM137 239H138V241H137ZM159 239V241H160V243H158V242H155V241H157ZM193 239V240H192ZM5 240H6V242H7V240L10 242V243H13V244H9L10 245V248H22L23 250H21V249H18V250H16V248L15 249H11V251H14V252H10L9 250H10V248H9V250L7 249L8 247H9V245L7 246V244H5L6 242H5ZM11 240V241H10ZM51 240H53L54 242H56L57 243V241L59 240V242H61V243H58V244H61L58 248L57 247H54V246H57L58 244H56V243H53V241H51ZM121 240H123L124 242H123V244H122V241ZM134 240H135V242H134ZM140 240V241H139ZM197 240V241H196ZM202 240V241H201ZM4 241V242H3ZM22 241L27 245V243H31L32 245H27V248H26V246L24 245V243L22 244ZM26 241V242H25ZM29 241H31V242H29ZM76 241V242H75ZM108 241V242H107ZM127 241H128V243H127ZM130 241V242H129ZM162 241V242H161ZM163 241H165V244H162V243H164ZM174 241V242H175ZM9 242H7V243H9ZM17 242V241H16ZM33 242V243H32ZM50 242V243H49ZM52 242V243H51ZM116 242H118V243H116ZM120 242V243H119ZM138 242V243H137ZM141 242V243H140ZM144 242V243H143ZM37 245V246H35V244ZM45 243H46V245H48V246H50L51 248L53 247L54 249L53 250H55V248H56V252H54V251H52V249L51 248H49L48 246V248L46 247V245H45ZM50 245H49V244ZM112 243V244H111ZM114 243V244H113ZM132 243V244H131ZM143 243V244H142ZM146 243V244H145ZM149 243V244H148ZM155 243H156V245H158L157 247H156V245H155ZM23 246H22V245ZM40 244V245H39ZM52 244H55V245H52ZM73 244V245H72ZM91 244H93V245H91ZM126 244V248H124L125 245ZM127 244H128V246H127ZM136 244H138V245H136ZM161 244H162V247L164 248L165 246V248L163 249L162 247H161ZM176 244L178 245V246H176ZM199 244H201V246L199 245ZM14 245V246H13ZM74 246L73 247V249L71 248L70 249V247H72V246ZM84 245H86L85 246V248H84ZM88 245V246H87ZM124 247H123V246ZM191 245V246H190ZM6 246H7V248H6ZM13 246V247H12ZM22 246V247H21ZM25 246V247H24ZM30 247V250L32 251V254H31V252L29 251V247ZM39 246V247H38ZM84 248V252L82 253L81 252V250L83 249L82 247ZM120 246H122L123 248H119ZM141 246V247H140ZM152 246V248H150ZM155 246V247H154ZM176 247V248H174V247ZM190 246V247H189ZM195 246V247H194ZM31 247H33V248H31ZM38 250L39 248H40V252H37V250H34L35 251V253H34V251L32 250V249H35V248ZM64 247H62V248H64ZM88 247H90L91 249L93 248V250H94V248H95V250L94 251H92L91 249H89ZM106 247V248H105ZM5 248L7 249V251L5 250ZM25 248V249H24ZM41 248H43V249H41ZM70 249V251H69V253H68V250ZM88 248V249H87ZM119 248V249H118ZM137 248V249H136ZM144 248L146 249V250H144ZM173 248V249H172ZM197 249V250H195V249ZM200 248V249H199ZM44 249H48V251L50 250L51 251V253H48L47 255L48 256H50V254H51V256H52V253H57V255H53V256H55V258H53V259H55V260H53L52 259V261L50 262V260H51V258L50 257H48V258H50V259H48V258H46L47 256H45L46 255V253L48 252V251H44ZM75 249H78V250H76L75 251ZM99 249V251H97ZM102 249H104V251L102 250ZM118 249V250H117ZM120 249H121V251H120ZM151 249V250H150ZM168 249V250H167ZM171 249V250H170ZM177 249V250H176ZM182 249H184V250H182ZM189 249V250H188ZM190 249H192V250H190ZM42 250V251H41ZM73 252H76L75 254L73 253V254H70V252L72 253V251ZM85 250H89V251H87V252H85ZM139 250H140V252H139ZM142 250V251H141ZM161 250V251H160ZM11 253V255H9L10 253ZM17 251V252H16ZM21 251L22 252H24L23 254L26 256V257H24V255L23 254H21L20 256H18V258H16L17 257V255H19V253H21ZM29 252V257H28V253H27V255L25 254V252ZM39 251V250H38ZM145 251V252H144ZM176 251V252H175ZM4 252H7V253H9V254H6V253H4ZM36 252H37V254H36ZM90 252V254H86V253H89ZM91 252H93V254L91 253ZM94 252H95V254H94ZM113 252H115V254H112ZM139 253V255H138V253ZM168 252V253H167ZM182 252H186V254L188 253V255H185L184 253H182ZM86 254L87 255V257H88V255L90 256V257H92V259H94L95 258V260H89L90 258H87L85 255H83V254ZM98 255H97V254ZM103 253V254H102ZM155 253V254H154ZM163 253H165V254H163ZM171 253V254H170ZM195 253V254H194ZM31 254V255H30ZM64 254V255H63ZM101 254V255H100ZM134 254V255H133ZM146 256H145V255ZM153 254V255H152ZM158 254V255H157ZM173 254V255H172ZM175 254V255H174ZM181 254V255H180ZM194 254V255H193ZM45 256V260L43 259L44 257H42V256ZM94 255H96V257H98V258H96ZM103 255H104V257H103ZM113 255H115L114 257H113ZM130 255V256H129ZM136 255L138 256V257H136ZM142 256V258H140L141 256ZM163 255V256H162ZM183 255H185L186 256V258L183 256ZM23 257V260H25V261H23V263H21L22 262V260H20V258H22ZM63 256H64V258H63ZM150 256L152 257V258H150ZM154 256V257H153ZM169 256V257H168ZM182 256V257H181ZM30 259V257L32 258V259H28V258ZM57 257V258H56ZM107 257V258H106ZM111 257H112V259H111ZM125 257V258H124ZM167 258L168 259V261H167V259H164V258ZM175 257V258H174ZM5 258V259H4ZM16 258V259H15ZM25 258V259H24ZM82 258V259H81ZM105 259V262H104V260L103 259ZM118 258V259H117ZM145 258V259H144ZM160 258V259H159ZM46 259H48V260H46ZM128 259V260H127ZM135 259V260H134ZM138 259V260H137ZM152 259V260H151ZM159 259V260H158ZM171 259V260H170ZM181 259L182 261H179V260ZM14 260H16V261H14ZM17 260H19V262L17 261ZM78 260V262H76ZM90 262H89V261ZM110 260V261H109ZM118 260V261H117ZM142 260V261H141ZM150 260V261H149ZM157 260H158V262H157ZM170 260V261H169ZM36 261H38V260H36ZM34 262L33 264H37V262ZM81 261H80V263L79 264H81ZM117 261V262H116ZM140 261V262H139ZM156 261V262H155ZM16 262H18V263H16ZM76 262V263H75ZM110 262V263H109ZM122 262V263H121ZM150 262V263H149ZM179 262V263H178ZM192 262V263H191ZM93 263V262H92ZM91 263V264H92ZM45 264V263H44ZM47 264V263H46ZM82 264H84V261L82 262ZM95 264H97V262H95Z\"/></svg>",
  "mask_w": 264,
  "mask_h": 264
},
{
  "label": "bare ground",
  "instance_id": "obj_2",
  "mask_svg": "<svg viewBox=\"0 0 264 264\" xmlns=\"http://www.w3.org/2000/svg\"><path fill=\"white\" fill-rule=\"evenodd\" d=\"M7 1H8V0H7ZM7 1H6V2H7ZM12 1H13V0H12ZM12 1H11V2H12ZM15 1H16V0H15ZM15 1H13V2H15ZM19 1H20V0H19ZM19 1H17V2H19ZM24 1H25V0H24ZM27 1H29V0H26V2H27ZM30 1H33V0H30ZM30 1H29V2H30ZM35 1H36V0H34V2H35ZM38 1H39V0H38ZM41 1L43 2L44 0H41ZM55 1H56V0H55ZM55 1H54V2H55ZM62 1H63V0H61V6L63 5V3H64L66 0L63 1V2H62ZM127 1H128V0H127ZM175 1H176V0H175ZM178 1H179V0H178ZM178 1H177V2H178ZM180 1H181V0H180ZM197 1H198V0H197ZM200 1H201V0H200ZM200 1H198V2H200ZM202 1H203V0H202ZM206 1H207V0H206ZM208 1H209V0H208ZM208 1H207L208 4H207L206 2H205V3H206L207 5H211V1H212V0L209 1L210 3H209ZM216 1H217V2H216ZM236 1H237V0H236ZM13 2L10 4V5H12V6H11V10H12V8L16 9L14 5H16V7L18 6V5L16 4L17 2H15V4H14ZM26 2H25V3H26ZM29 2H27V3H29ZM34 2H30V3H34ZM42 2H40L41 5H38L39 3L37 4V2H36V5H35V3L33 4V6H37V5H38V6H37V8L35 7V10H34V11L31 10L32 13L35 12V11H38V10L40 9L39 6L44 5V7L46 8V6H47L48 4H47V5H46V4H42ZM44 2H46V1H44ZM51 2H53V0H52ZM51 2H48V3H49V6L51 5ZM57 2H58V3H57ZM181 2H182V1H181ZM181 2H180V3H181ZM183 2H184L183 4L185 5V4L188 2V0H186V3H185V1H183ZM189 2H190V1H189ZM189 2H188L187 4H188L189 6L192 5V3L189 4ZM192 2H194V1H192ZM215 2L218 3L219 1H218V0H215ZM222 2H224V1L222 0ZM227 2H229V1H226V3H227ZM232 2H233V1H232ZM8 3H9V2H8ZM20 3L23 4L24 2L22 3V0H21ZM25 3L23 4L24 6L26 5ZM142 3H143V2H142ZM148 3H149V1H148ZM163 3H164V2H163ZM205 3H203V4H205ZM226 3H225V4H226ZM234 3H235V2H234ZM236 3H237V2H236ZM242 3H243V2H242ZM56 4H58V5H56ZM64 4H65V3H64ZM123 4H124V3H123ZM143 4H144V3H143ZM167 4H168V3H167ZM177 4H179V2H178ZM181 4H182V3H181ZM181 4H180V5H181ZM198 4H201V3H198ZM203 4H202V5H203ZM206 4H205V5H206ZM227 4H228V3H227ZM255 4H256V3H255ZM263 4H264V3H263ZM263 4H262V5H263ZM6 5H8V4L6 3ZM28 5L31 6L30 4H28ZM54 5H55V7L57 8V6H60V1H56ZM54 5H53V6H54ZM154 5H155V4H154ZM184 5L181 6V7L184 8ZM195 5L198 6V8L200 9V5H197V3H196ZM207 5H206V6H207ZM213 5H214V4H213ZM213 5H212V6H213ZM217 5H218V4H217ZM229 5H230V4H229ZM229 5H227V6H229ZM238 5H239V4H238ZM238 5H237V6H238ZM245 5H246V3H245ZM49 6H47V7H49ZM146 6H147V5H146ZM185 6H186V5H185ZM189 6L187 7V8H189V10H187V8L185 7L187 11H190V10H191ZM193 6H194V4H193ZM193 6H191V7H193ZM196 6H194V7L196 8ZM206 6L204 7V9L208 7V6H207V7H206ZM220 6H221V5H220ZM231 6H232V5H231ZM242 6H243V4L241 5V7H242ZM250 6H251V4H250ZM7 7H8V6H6V9H7ZM21 7H23V6H21ZM31 7H32V6H31ZM38 7H39V9H38ZM55 7H52V8H55ZM141 7H142V6H141ZM144 7H145V6H144ZM147 7H148V6H147ZM149 7H150V6H149ZM170 7H171V6H170ZM179 7H180V6H179ZM201 7H202V6H201ZM245 7H246V6H245ZM258 7H259V4H258ZM18 8L20 9V7L18 6L16 10H18ZM26 8H28V6H26L25 9H26ZM45 8L43 9V8L41 7V9L44 11V15H43V13H42V14L40 15V17H41L42 15L45 16V15H48L49 13H51V14L54 13L53 15L49 14V16H50L49 19L53 16V18H51V19H52V23H51V22L49 23L50 20H48V17L46 18V19H47V23H46L47 26H45V27H48V28L50 29L49 32H48V29H47V28H44V27H43V28L41 29V26H39V25H42L43 22L40 21V23H42V24L37 23V22H36V21L38 20L37 18H35V20H36L35 22H36V24H38V26L40 27V29H41L42 31H39L40 29H39L38 27H36L37 25H35V23H33V20H32V23L34 24V26L36 27V29H37V28L39 29L38 31H35V29H34V31H33V28H34V27H33V24L31 23V19H34V18H31V17H33V15H39L40 12H41V10L38 11L39 13L36 12V13H34V14L32 15V14H30L31 12H28V10L26 9V10H27L26 12L28 13L27 15H28V16L31 15V16L29 17V18H31V19H29V20H28V18L26 17L27 15H25L26 18L24 17L25 19H27V20H25V21H28V22L30 21L28 24H26L27 22L20 21V20H19V21H20L21 23H19V22L17 21V20H18V19H17L16 22H14V25H13V24H10V23H9L10 20H9V21L7 20V21H8V24H7V25H11V30H12V32H13V29H14V28H15L16 32H17L18 29H21V30H22V29L25 27L24 24H22V22L25 23L26 25L32 24L31 26H26V27L28 28V31H27V32L29 33V34L27 35V38H29V42H28V41H27V42L31 44L32 47L30 46L31 48H30V47H29V48L32 49L33 52H32L29 48H27V47H25V48H27L26 50H28V51L30 50V51L32 52V53H30V55L28 54L29 52L24 51V52L27 53V55H25V53L22 51V50H23V49H22L23 47H19V46H18V43H19V42L17 43L15 40H14V41L16 42V45H17V46L14 47L13 44L10 43V42H12V41H9V36H7L8 38L5 36V35H6V32H4L5 34H4L3 36H5V39L7 38L6 41H7L8 43L12 44V45H10V44L7 43V44H8V46H7L5 43H3V42L1 41V39H2V34H1V33H3V30L5 31V30L8 29V28L5 29V25H4L3 29L1 28V30H0V31H1V32H0V34H1V36H0V41L3 43V44L0 43V45H2V46H4V47H5V45H6L5 48L3 47V48H4V50H2L3 52H4L5 50L8 51L9 49L7 50L6 48H8L9 46H10V47L13 46L14 49H15L16 47H18L19 50H20V48H21V51H22V53L24 54V55H23V54H22V55H23L24 57L27 56L28 61H30V58H31V59L33 60V62H34V63H33V62L30 61V62L33 63V64H31L30 62H27V63H26V62L24 61V60H26V58L23 59L24 62H21V61H22L21 59H22L23 57H22V55H20L19 50L17 51L16 49H15V51H17L16 53H17L18 55H20V56H18V57L21 58L20 61H19V60L16 61V57H17L16 55H17V54L15 53L14 50L12 51V50L10 49L9 52H7V53L5 52L6 55L4 54V57L2 56L3 54L1 53V54H2L1 56H2V57L4 58V60L6 61V62H5V61H2V63L5 62V64H6V63L8 62V63L6 64L7 67H5V68L3 67L5 64L0 63V64L3 65V66H1V67L4 68L3 70L8 69V71H6V73H7V72H8V74L10 73V74H9L10 76H9L8 74H4V75H8L7 77L5 76L6 78H5L4 76H3V79L0 78V80L2 81V82H0V83H1V84H0V85H1V87H0V91H1V92H0V93H1V94H0V122L3 121V122L5 123V124H1V123H0V125H1V126L3 125V126H2L3 128H5L4 126L7 127V124H6V123H9V125L11 124V125L13 126V127H12L13 129H17L16 127L14 128L13 123H10L11 120H12V122H13V121H16V119H17L16 117H17V116H20V115H21V118H23V117H22L23 115L27 116V118H28V114H30V115L32 114V115H33V112H35V111L37 110V109H34L35 106L37 105V104H35V103L39 102L40 100L42 101V99H43V101H44V99H45V101L49 100L50 97H49V98L47 97V96L50 94L49 92H52V90H54V92H56V91L58 90L56 93H54V94H57V93L59 92L61 86H62V88L66 87V89H67L68 86H69V89H70L71 87L73 88V90H72V89L69 90L68 95H69V94H70V95H74L76 92H77V94L81 93L80 95H83V97L85 98V100H86V98L89 99V98H91V96H95V93H96L95 91H94V95H92V94H91L92 92H91V93L89 92V91H90L89 89H91V88L87 89V87H88V85H89L90 83H89V84L87 85V87H86V79L88 80L90 77H92V78H93L92 81H93V80L97 77V72L99 73L98 76H99V75H102V74L105 72V69H107V67L110 65V64L108 65L107 63H110L111 60H114V59H115V58L113 57V55H115V54H118V53L120 54V55L118 54V59H119V56L122 57V60H123L122 63H123V64H122V65H117V63H116V64L112 65V63H114V62H111V66H112L111 68L113 69L114 66L117 68V66H118V67H119V68L117 69L118 71L115 69V72L117 71V72H116V75H115L114 70H113V72H110V71H112V69H111V70H108V71H109V72H108L109 74H108L107 72H105V74H106V73L108 74V77H107V75L104 76L105 78H103V80H104V79H105V80H104V83H102V84H105V81H106L107 78H111V77H112V78H111V80L113 79V82H112V83H113L114 85L116 84V86H118V87H121L122 84H125V83H123V80L125 79V75L127 74L126 76L128 77V74H129L128 72H129V71L131 72V68H132V67H130L131 65H129V63L132 64L131 61H133V60H132L131 57H128V56H130V54H127V53L122 54V51H120L123 47H125L124 45L122 46V48L120 47V48H121L120 50H119V49H115V51H112L113 53L115 52L114 54H113L112 52H110V51H107V52H109V53L106 52V55H107V56H108V54H109V55L112 54V55H110L111 57H110V56H109V57H110V58H114V59H109V58L105 55V53H104V55H103V51H102L103 49H102V47L105 48V46H103V45H104V44H107V43H105V41H108V39H110V38H111V39H110L111 41H112V39H114V38H112L113 36H111V34H109L108 31H107V33H106V31H105V27H104V26H106V24L102 22V20H103V19H102V16L106 15V14H105V10H104V9H106V8H102V11H103V10H104V11H103V15L100 14L101 16H98V15H97L98 12L95 13L96 15L92 16V15H89L90 13H88V10H87V9H85V11H87V12L85 13V11H84L83 9H81V8H80L81 11H79V10L77 11L76 8H75V10H74V7H70L71 9L66 7L68 10H72V9H73V10L70 11L69 13H67L68 10L65 11V12L68 14V15H67V14L64 12V8H62V9H63V12H64V15H66V16L64 17V15H63V17H61L62 14H63V12H59L58 14H60V13H62V14H60V16H59V15H57V16H58V17H61V18H62L61 20H57V19L54 20V15H55L56 12H58L59 10L61 11V8H59V9L57 8V10H54V9H53L55 12H51V9L49 10V8H48V9L46 8V9H47V10H46ZM50 8H51V7H50ZM154 8H155V7H154ZM176 8H177V7H176ZM195 8H194V9H195ZM198 8L195 10L196 12H199V11H200ZM222 8H223V7H222ZM230 8H231V7H229V9H230ZM232 8H233V7H232ZM232 8H231V9H232ZM242 8H243V7H242ZM261 8H263V7L261 6ZM14 9H13V10H14ZM31 9H34V8L32 7ZM37 9H38V10H37ZM146 9H147V8H146ZM164 9H165V8H164ZM164 9H163V12H164ZM178 9H180V8H177V10H178ZM210 9H211V7L208 8V12L210 11ZM233 9H234V8H233ZM237 9H238V8H237ZM240 9H241V8H240ZM247 9H248V8H247ZM8 10H9V8H8ZM16 10H15V11H16ZM20 10H21V9H20ZM22 10L25 11V10H24V7H23ZM22 10H21V11H22ZM82 10H83V11H82ZM149 10H150V9H149ZM169 10H170V8H169ZM182 10L184 11V12H182L183 14H188V12H186L185 9H180V11H182ZM192 10H193V9H192ZM192 10H191V11H192ZM197 10H198V11H197ZM206 10H207V9H206ZM215 10H217V9H215ZM218 10H219V9H218ZM226 10H227V9H226ZM242 10H245V9H242ZM257 10H258V9H256L255 11H257ZM262 10H263V9H262ZM21 11H20V12H21ZM45 11H46L47 13H45ZM48 11H49V13H48ZM102 11H100V12H102ZM120 11H121V10H120ZM122 11H123V10H122ZM141 11H143V10L140 9L139 12H141ZM144 11H145V10H144ZM167 11H168V10H167ZM170 11H171V10H170ZM180 11H177V12L179 13ZM191 11H190L189 13H192L194 10H193L192 12H191ZM202 11H203V12H202ZM202 11H200V12H201V13H204V10H202ZM212 11H213V10L211 9V13H212ZM219 11H223V9L221 10V7H220V10H219ZM231 11H232V10H231ZM231 11L229 10V12H226V13L231 14V13H232ZM233 11H234V10H233ZM238 11L240 12V10H238ZM251 11H252V10H251ZM251 11H250V12H251ZM12 12H13V11H12ZM17 12H18V11H16V13H17ZM145 12H146V11H145ZM148 12H150V11H148ZM165 12H166V11H165ZM177 12H176V13H177ZM185 12H186V13H185ZM239 12H238V13H239ZM245 12H246V11H245ZM247 12H248V11H247ZM247 12H246V13H247ZM259 12H260V11H259ZM263 12H264V11H263ZM5 13H7V12L5 11L4 14H3V16H5ZM14 13H15V12H14ZM16 13H15V14H16ZM21 13H22V12H21ZM21 13H20V14H21ZM23 13H24V12H23ZM23 13H22V14H23ZM117 13H118V10L116 11V15H115V17H117V15L120 14V13H119V14H117ZM121 13H122V12H121ZM168 13H169V12H168ZM172 13H173V12H172ZM182 13H180L179 16H181ZM211 13L209 12L210 15H212ZM219 13H220V12H219ZM222 13H224V12H222ZM234 13H236V12H234ZM246 13H245V14H246ZM253 13H254V12H253ZM0 14L2 15V13H0ZM15 14H14L13 18H12V17H9V15H10L9 13H8L6 16H7L8 18H11V19H14V18L16 19V18H19V16H22V14L18 16L19 12L16 14V16H18V17H16ZM24 14H26V13H24ZM29 14H30V15H29ZM131 14H132V15H131V18L128 17L127 19L130 18V20H132L133 17H134L133 19H135V16H136V18H138V17H137L138 14L135 15V16H133V15H134V12H133V11H132ZM147 14H148V13H147ZM149 14H150V13H149ZM169 14H170V13H169ZM192 14H195V12L192 13ZM192 14H191L190 16H194V15H192ZM205 14H207V12H205L204 15H202V16H203V17L206 16ZM255 14H256V13H255ZM12 15H13V13L11 14V16H12ZM109 15H110V14H108L107 17H109ZM122 15H123V14H121V16H119V17L122 18V17L124 16V15H123V16H122ZM140 15L144 16V14H140ZM140 15H139V16H140ZM155 15H156V14H155ZM172 15H173V14H172ZM198 15H199V13H198ZM210 15H209V16L207 15V16H208V19H209V17H210V19L212 18ZM221 15H222V14H221ZM232 15H233V13H232ZM232 15H229V17H231ZM243 15H244V14H243ZM256 15H259V14H256ZM262 15H263V14H262ZM96 16H98V17H96ZM110 16H111V15H110ZM132 16H133V17H132ZM142 16H141V17H142ZM148 16H149V15H148ZM148 16H147V17H148ZM150 16H151V14H150ZM163 16H164V15H163ZM175 16H176V15H175ZM234 16H235V15H234ZM237 16H238V15H237ZM241 16H242V14H241ZM253 16H254V15H253ZM105 17H106V16H105ZM105 17H104V18H105ZM107 17H106V18H107ZM112 17H114V16H112ZM112 17H110V19H111ZM171 17H172V16H171ZM171 17H170V19H171ZM183 17H184V15H183ZM186 17L188 18L189 15H188V16H185L184 19H186ZM194 17H197V14H196ZM200 17H201V14H200ZM222 17H223V16H222ZM246 17H247V15H246ZM248 17L250 18V15H249ZM24 18L22 17L23 20H24ZM55 18H57V17H55ZM106 18H105V19H106ZM117 18H118V17H117ZM139 18H140V17H139ZM151 18H152V16H151ZM165 18H167V17H165ZM168 18H169V17H168ZM206 18H207V17H206ZM213 18H214V17H213ZM213 18H212V19H213ZM227 18H228V17H227ZM234 18H235V17H234ZM234 18H233V20H234ZM238 18H239V16H238ZM240 18H241V17H240ZM243 18H244V16H243ZM251 18L253 19L254 17H251ZM261 18H264V17H261ZM15 19H14V20H15ZM19 19H20V18H19ZM41 19H42V18H41ZM41 19H40V20H41ZM110 19H108V20H110ZM141 19H142V18H141ZM141 19H140V20H141ZM153 19H154V18H152V20H153ZM203 19L205 20V17H204ZM212 19H211V21H212ZM236 19H237V17H236ZM43 20H45V18H44ZM53 20H54V21H53ZM111 20H115V19L113 18V19H111ZM135 20H136V19H135ZM140 20H139V21H140ZM148 20H149V19H148ZM152 20H151V21H152ZM154 20H156V18H155ZM161 20H162V19H161ZM161 20H159V21H161ZM223 20H224V19H223ZM227 20H228V19H227ZM230 20H232V19L230 18ZM249 20H250V19H249ZM38 21H39V20H38ZM45 21H46V20H45ZM103 21H104V20H103ZM146 21H147V18H146ZM146 21H145V22H146ZM165 21H166V20H165ZM199 21H200V22H199L198 26H200V27H199L200 29H198V28H197V29H198V31H199V30H200V31H201V30L204 31V30L207 28V27H206V28L204 29V26H206V25H204V24H207L210 20L206 21L207 23H204L203 20H199ZM241 21H243V20H241ZM244 21H245V20H244ZM251 21L253 22V20H251ZM263 21H264V20H263ZM17 22H18V23H17ZM97 22H98L99 24H96ZM111 22H112V21H111ZM111 22H110V23H111ZM123 22H125V23H126V22L129 23V20H128V21H127V20H124ZM133 22H134V21H132V24H131V21H130L131 26L133 25ZM149 22H150V21H149ZM161 22H162V21H161ZM168 22H169V21H168ZM173 22H174V21H173ZM173 22H172V23H173ZM181 22H182V21H181ZM235 22H236V21H235ZM246 22H247V19H246ZM255 22H256V21H255ZM260 22H261V21H260ZM11 23H12V22H11ZM48 23H49V24H48ZM106 23L109 24L107 21H106ZM136 23H138V22L136 21L135 24H136ZM147 23H148V22H147ZM170 23H171V21H170ZM184 23H185V22H184ZM193 23H194V22H193ZM193 23L191 22L190 25L193 24ZM202 23H203V24H202ZM240 23H241V22H240ZM243 23H244V22H243ZM243 23H242V24H243ZM247 23H248V22H247ZM247 23H246L245 26H247ZM249 23L251 24V22H249ZM261 23H263V22H261ZM15 24H18L17 26H19V24H22V26H21L22 28H18ZM46 24H45V22H44V25H46ZM153 24H154V22H153ZM166 24H167V23H166ZM168 24H169V23H168ZM175 24H176V23H175ZM181 24H182V23H181ZM185 24H186V23H185ZM187 24H189V23H187ZM194 24H196V23H194ZM200 24L204 25L203 28L201 27L202 25H200ZM252 24H253V23H252ZM252 24H251V25H252ZM254 24H255V23H254ZM254 24H253V25H254ZM1 25L3 26V24H1ZM44 25H43V26H44ZM48 25H49V26H48ZM90 25H91L92 27H91ZM137 25H138V24H136L135 28L138 27V26L140 25V23H139L138 26H137ZM154 25H155V24H154ZM162 25H163V24H162ZM182 25H183V24H182ZM218 25H219V24H218ZM235 25H236V24H235ZM237 25H238V24H237ZM13 26H14V27H13ZM23 26H24V27H23ZM93 26H94V27H93ZM120 26H121V24L119 25V27H120ZM163 26H164V25H163ZM163 26H162V27H163ZM177 26H178V25H177ZM241 26H242V25H241ZM245 26H244V27L242 26V27L245 28ZM12 27H13V29H12ZM19 27H20V26H19ZM26 27H25V28H26ZM29 27H30V28L32 27V28L29 29ZM115 27H116V26H115ZM117 27H118V26H117ZM139 27H140V26H139ZM139 27H138V28H139ZM178 27H179V26H178ZM183 27H184V26H183ZM183 27H182V30H183ZM188 27H191V26L188 25ZM196 27H197V26H196ZM255 27H256V25H255ZM120 28H121V27H120ZM131 28H132V27H131ZM159 28H160V27H159ZM180 28H181V27H180ZM191 28H192V27H191ZM193 28L195 29V27H193ZM239 28H240V27H239ZM246 28H247V27H246ZM249 28H252V27H249ZM260 28H261V24H260ZM9 29H10V26H9ZM44 29H45V30H44ZM125 29H127V27H125ZM125 29H124V31H125ZM168 29H169V27H168ZM216 29H217V28H216ZM233 29H234V28H233ZM252 29H254V28H252ZM256 29H257V28H256ZM262 29H263V27H262ZM29 30H30L31 34H30ZM46 30H47V32H44V31H46ZM120 30H121V29H120ZM163 30H164V29H163ZM170 30H171V25H170ZM170 30H169V31H170ZM182 30H181V31H182ZM207 30H208V29H207ZM225 30H226V29H225ZM7 31H8V30H7ZM22 31L25 32V34H26V29H23ZM22 31H21V32H22ZM32 31H33V32H32ZM118 31H119V30H118ZM172 31H173V29H172ZM190 31H192V30H190ZM198 31H196V32H198ZM205 31H206V30H205ZM210 31L212 32V30H210ZM214 31H215V29H214ZM245 31H246V30H245ZM263 31H264V29H263ZM14 32H15V31H14ZM23 32H22V34H23ZM125 32H126V31H125ZM154 32H155V31H154ZM157 32H159V31H157ZM166 32H167V31H166ZM170 32H171V31H170ZM182 32H183V31H182ZM182 32H181V33H182ZM201 32H202V31H201ZM208 32H209V31H208ZM219 32H221V31H219ZM224 32H225V31H224ZM227 32H228V31H227ZM235 32H236V31H235ZM239 32H240V31H239ZM246 32H247V31H246ZM255 32H257V31L255 30ZM261 32H262V30H261ZM54 33H56L58 36H57L56 34H54ZM104 33L109 34V35H108V38H106V40H105V39H104V40H101V39L103 38L102 36L105 35ZM126 33H127V32H126ZM163 33H164V32H163ZM171 33H172V32H171ZM184 33H185V32H184ZM184 33H183V34H184ZM186 33H187V32H186ZM202 33H204V32H202ZM206 33H207V31H206ZM213 33H215V32H213ZM228 33H229V32H228ZM9 34H10V35H13V34H16V33H13V34H12L11 31H10ZM19 34L21 35L20 31H19L18 35H19ZM53 34H54V35H53ZM128 34H129V33H128ZM128 34H127V35H128ZM141 34H142V33H141ZM155 34H156V33H155ZM173 34H174V33H173ZM199 34H200V33H199ZM208 34H209V33H208ZM219 34H220V33H219ZM229 34H230V33H229ZM238 34H239V33H238ZM240 34H241V33H240ZM240 34H239V35H240ZM263 34H264V32H263ZM263 34H262V35H263ZM18 35L16 34L17 37H18ZM29 35H30V36H29ZM55 35H56V36H55ZM152 35H153V34H152ZM157 35H158V33H157ZM167 35H169V34H167ZM174 35H175V34H174ZM210 35H211V34H210ZM223 35H224V34H223ZM242 35H243V34H242ZM246 35H247V34H246ZM257 35H258V33H257ZM14 36H15V35H14ZM110 36H111V37H110ZM135 36H136V35H135ZM188 36H189V35H188ZM229 36H231V35H229ZM259 36H260V35H259ZM11 37H13V36H11ZM11 37H10V38H11ZM22 37H23V38H22ZM109 37H110V38H109ZM132 37H133V36H132ZM137 37H138V35H137ZM204 37H205V36H204ZM212 37H213V36H212ZM220 37H221V36H220ZM231 37H232V36H231ZM18 38H19V37H18ZM128 38H129V37H128ZM213 38H214V37H213ZM5 39H4V40H5ZM12 39H14V38H12ZM12 39H10V40H12ZM15 39H16V38H15ZM19 39H20V40H21V39L23 40V42L21 41L22 43L20 42V43H21V46L24 44V42H25V46L27 45V44H26V43H27V42H26V39L24 40V36L21 35ZM115 39H116V40H115ZM115 39H114V41H117V42H115V44H116V43H120V42L123 40L122 37H120V38H119V37H115ZM135 39H136V37H135ZM137 39H138V38H137ZM142 39H143V38H142ZM152 39H154V38L152 37ZM186 39H187V38H186ZM248 39H249V38H248ZM250 39H251V38H250ZM110 40H109V44H110V45H108V48L111 46V43H112V42L110 43ZM130 40H131V39H130ZM130 40H129V42H130ZM133 40H134V38H133ZM138 40H139V39H138ZM138 40H137V42H138ZM226 40H227V39H226ZM99 41H100V42H103V41H104V42H103L104 44H102V43L99 44V45H102V47H101V49H102L101 52H98V48L100 49V46L98 45V43H100ZM114 41H113V42H114ZM127 41H128V40H127ZM152 41H153V40H152ZM254 41H255V40H254ZM254 41H253V42H254ZM263 41H264V40H263ZM15 42H14V43H15ZM68 42L70 43V45H69ZM96 42H98V43H96ZM137 42H136V43H137ZM211 42H212V41H211ZM227 42H228V41H227ZM251 42H252V41H251ZM20 43H19V45H20ZM67 43H68V44H67ZM71 43L74 44V45L76 46L77 50L74 49L75 47H74V45L72 46ZM93 43H96L97 45H96V44H93ZM140 43H142V42H140ZM206 43H207V41H206ZM206 43H205V44H206ZM216 43H217V42H216ZM224 43H225V42H224ZM92 44H93V45H92ZM134 44H135V43H134ZM134 44H133V46H135V48H136V44H135V45H134ZM149 44H150V43H148V45H149ZM211 44H212V43H211ZM222 44H223V43H222ZM256 44H257V43H256ZM37 45H38V46L40 45V47H38V49L36 48ZM94 45H95V46H94ZM112 45H113V44H112ZM125 45H126V44H125ZM130 45H132V41H131V44H130ZM137 45H139V48H140L142 44H141V45H140V44H137ZM151 45H152V44H151ZM182 45H183V44H182ZM185 45H186V43H185ZM185 45H184V47H186ZM196 45H197V44H196ZM2 46H1L0 48H2ZM23 46H24V45H23ZM42 46H43V47H42ZM91 46L94 47V49H92L93 52L95 51V48H96V53H97V54H95L96 56L93 55L94 57L99 58L101 55H103V56H106V57L109 59V62H106V64H107L106 66H107V67H105V69H104V68L102 69V67L105 66V64H104V65L102 64V63H103L102 60H101V64H102L101 66H102V67L100 66V63H94L95 58H94V59L92 58V54H93V52H92L91 55H90ZM98 46H99V47H98ZM127 46H128V45H127ZM205 46H206V45H205ZM34 47H35V49H33ZM142 47H143V46H142ZM142 47H141V48H142ZM169 47H170V46H169ZM182 47H183V46H182ZM217 47H218V46H217ZM220 47H221V44H220ZM256 47H257V46H256ZM256 47H254V48L256 49ZM148 48H149V47H148ZM187 48H188V47H187ZM190 48H191V47H190ZM206 48H207V47H206ZM218 48H219V47H218ZM36 49H37V50H36ZM182 49H183V48H182ZM200 49H201V48H200ZM210 49H211V48H210ZM212 49H213V48H212ZM223 49H224V48H223ZM34 50H35V51H34ZM39 50H40V53H39ZM92 50H91V51H92ZM104 50H107V48L104 49ZM191 50H193V49H191ZM202 50H203V49H202ZM206 50H207V49H206ZM208 50H209V49H208ZM11 51H12L13 53H12ZM142 51H143V50H142ZM146 51H148V50H146ZM204 51H205V50H204ZM213 51H214V49H213ZM213 51H212V53H213ZM225 51H226V50H225ZM0 52H1V50H0ZM104 52H105V51H104ZM181 52H183V51H181ZM193 52H194V51H193ZM210 52H211V50H210ZM219 52H220V51H219ZM98 53H100V55H99ZM101 53H102V54H101ZM133 53H134V52H133ZM140 53H141V51H140ZM142 53H143V52H142ZM178 53H179V52H178ZM185 53H186V52H185ZM253 53H255V52H253ZM39 54H41V55L39 56V58L41 57L40 60H38L37 57H36V56H38ZM79 54H80L81 57L83 56L84 58H85V57H89V56H91V58L93 59V61H92L93 63H91V65H92V64H93V65L91 66V68H92L94 71H95V69H97V72L91 71L92 73H91V72L89 73L90 76H89V75L87 76V75L83 74L82 71H83L84 69H85V71H86L87 67H86V68H82V66L85 64L84 62L87 61V60H86V58H85V59H84L85 61L83 60L84 62H83V65H82L81 63H82V59H83V58H82V59L80 58V60H78V58L80 57ZM135 54H136V53H135ZM179 54H180V53H179ZM186 54H187V53H186ZM255 54H256V53H255ZM97 55H99V57H98ZM131 55H132V54H131ZM182 55H183V54H182ZM209 55H210V53H209ZM234 55H235V54H234ZM103 56H101V57L103 58ZM134 56H135V55H134ZM155 56H157V55H155ZM177 56H178V55H177ZM183 56H184V55H183ZM213 56H215V55L212 54V57H213ZM232 56H233V55H232ZM256 56H257V55H256ZM259 56H260V55H259ZM2 57H1V58H2ZM101 57H100V59H102ZM106 57H105V59L107 60ZM153 57H154V56H153ZM153 57H152V58H153ZM180 57H181V56H180ZM189 57H190V55H189ZM207 57H208V56H207ZM210 57H211V56H210ZM210 57H209V58H210ZM233 57H234V56H233ZM253 57H254V55H253ZM253 57H252V58H253ZM91 58L89 57V60H88L89 63L87 62V63H86L87 65H88V64L90 65V59H91ZM177 58H178V57H177ZM215 58H217V57H215ZM246 58H247V57H246ZM246 58H245V59H246ZM254 58H255V57H254ZM18 59H19V58H18ZM36 59L40 62L39 64H38V61H34V60H36ZM100 59H99V60L96 59V61L98 60L97 62H99ZM130 59H131V60H130ZM150 59H151V58H150ZM155 59H156V58H155ZM161 59H162V58H161ZM164 59H165V58H163V61H164ZM170 59H171V58H170ZM184 59H185V58H184ZM213 59H214V58H213ZM217 59H219V56H218ZM217 59H216V61H217ZM255 59H256V58H255ZM258 59H259V58H258ZM0 60H1V59H0ZM103 60H104V58H103ZM106 60H105V61H106ZM134 60H135V59H134ZM147 60H148V59H147ZM156 60H157V59H156ZM158 60H159V59H158ZM173 60H174V59H173ZM173 60H172V61H173ZM211 60H212V59H211ZM259 60H260V59H259ZM68 61H73V63H75V65H76V62H77L78 65H82V66H81V69H83V70H80V68H79L80 66H79V67H77V69L79 68L80 73L77 72L76 74H73V75H72L71 73H75L77 69L74 70L75 72H71V71H73V70H71V71H69V72H70V76H69V73H68V75L64 73V75H66V76H60V75H59L60 77L58 76V79H56V75H55V73L57 74V72H58V74L60 73L61 75H63V70H62V68L64 69V66H65V68H66V65H64V64H65L66 62H68ZM74 61H75V62H74ZM79 61H80L81 63H80ZM105 61H104V63H105ZM107 61H108V60H107ZM126 61H127V62H126ZM129 61H130V62H129ZM135 61H136V60H135ZM141 61H142V60H141ZM153 61H155L154 58H153L152 62H153ZM172 61H171V62H172ZM177 61H178V60H177ZM177 61H176V59H175V63H176ZM208 61H209V59H208ZM35 62H37V64H36ZM120 62H121V61H120ZM128 62H129V63H128ZM158 62H161V63H162V61H158ZM158 62H157V65L154 64L155 66H154V65L152 66V67H154V68H156V69H154V70L150 73L151 75H149V74H148L149 72H147V70H148V71L151 70L150 67H148L149 69L146 68L147 70H145V72H144V70H143L144 68L140 67V66H139L140 64H139L138 66H137V64H136V65H133V66L136 67V68H137V67H140V68H141V71H143V73L145 74V77L147 76V79H148V76H150L149 79L154 80V81H151V80H150V83H151V82H155V81H157L158 79H160L162 82H166L168 85H169V83H170V86H173V84L171 83V82L174 83L173 78H172V74H173V73H172V72L170 73V71H169V73L171 74V75H169V73L166 74V72H164V69L168 66V64H166V63L164 62V63L166 64V66L162 67V68H163V69H162L161 67H159V66H161L162 64H161V63H158ZM190 62H191V61H190ZM205 62H206V59H205ZM209 62H210V61H209ZM209 62H208V63H209ZM259 62H260V61H259ZM125 63H128V65L125 66ZM133 63H134V62H133ZM137 63H138V60H137ZM142 63H143V61H142ZM164 63H163V64H164ZM182 63H183V64H182ZM184 63H185V61L179 63L180 66L178 65V66H177L178 68H176L175 70L178 71V69L181 68V66L184 65ZM201 63H202V62H201ZM201 63H198V64L200 65ZM210 63H211V62H210ZM213 63H214V62H213ZM225 63H226V62H225ZM70 64H71V63L68 64V67H69ZM86 64H85V66H86ZM97 64H99L98 66H99V67L101 68V70H103L104 72H103V71H102V73L99 72V71H101V70H99L100 68L97 66ZM119 64H121V63H119ZM151 64H152V63H151ZM172 64H173V63H172ZM181 64H182V65H181ZM196 64H197V63H196ZM198 64H197V65H198ZM214 64H215V63H214ZM214 64H213V65H214ZM217 64H219V63H217ZM231 64H232V62H231ZM231 64H230V65H231ZM257 64H258V62H257ZM263 64H264V63H263ZM63 65H64V66H63ZM95 65L97 66V68H96V67L94 68ZM204 65H206V64H204ZM204 65H203V66H204ZM210 65H211V64H210ZM213 65H212V66H213ZM215 65H216V64H215ZM220 65H222V64H220ZM62 66H63V67H62ZM73 66H74V64H73ZM76 66H77V65H76ZM175 66H176V65H175ZM194 66H195V65H194ZM206 66H207V65H206ZM240 66H241V65H240ZM1 67H0V68H1ZM68 67H67V68H68ZM218 67H219V66H218ZM255 67H256V66H255ZM67 68H66V70H67ZM71 68H72V67H71V65H70V68H69V69H71ZM73 68H74V67H73ZM89 68H90V67H88V69H87L88 72H89L90 69H91V68H90V69H89ZM98 68H99V69H98ZM140 68H139V70H138V69L135 70V68L133 69V70H135V71H134L135 73H136V71H138L135 80H138V79H137V76H138V73H139V75H140ZM168 68H169V67H168ZM174 68H175V67H174ZM174 68H173V66H172V69H174ZM191 68H192V67H191ZM191 68H190V70L193 71V69H191ZM193 68H194V67H193ZM206 68H208V67H206ZM240 68H241V67H240ZM92 69H91V70H92ZM108 69H110V68L108 67ZM152 69H153V68H152ZM161 69H162V70H161ZM183 69H184V67H183ZM215 69H216V68H215ZM217 69H218V68H217ZM217 69H216V70H217ZM222 69H223V67H222ZM224 69H225V68H224ZM226 69H227V67H226ZM226 69H225V71H229V70H226ZM262 69H263V68H262ZM1 70H2V69H1ZM1 70H0V71H1ZM60 70H62V73H61ZM64 70H65V69H64ZM66 70H65L64 72H66ZM98 70H99V71H98ZM165 70L167 71V68H166ZM175 70H174V72H175ZM212 70H213V69H212ZM259 70H260V69H259ZM161 71L164 72V77H163V78H161V76H162L161 74L163 73V72H161ZM198 71H199V70H198ZM206 71H207V69H206ZM221 71H222V70H221ZM221 71H220V73H221ZM223 71H224V70H223ZM225 71H224V72H225ZM1 72H2V71H1ZM1 72H0V74L3 75V74H2L3 72H2V73H1ZM4 72H5V71H4ZM67 72H68V71H67ZM67 72H66V73H67ZM146 72H147L148 75L146 74ZM182 72H183V71H182ZM182 72H181V73H182ZM216 72H217V71H216ZM81 73H82L83 75H82ZM100 73H101V74H100ZM131 73H133V72H131ZM143 73L141 72V75H140L141 77L139 76V77H140L139 80H140V79H141V80H140V81L138 80V82H139V83H140V82H143L142 84L140 83V85H137L138 82H136V81H135L136 83H133V82H134L133 78H135L134 73H133L134 76H132V74H130V75H129L130 78H128V79H130V83H131V81H133L132 83L136 85L135 88L138 89L137 86H142V87L144 86V88L146 87L147 89L145 88V91H143L144 88H141V87H140V90L142 89V91H140V92H135V91H137V89L132 90V88H130V89H131V92L129 91V92H130V95L133 94V93H132V91H133V92L136 93V94H137V93H138V94L140 93L139 95H143V96H144V94H141V92L146 93V91H148V87H149V89H151V86H152L153 83H151L150 86H149V85H148L149 82H147L148 84L146 85L145 82H146L147 79H145V77L142 75ZM175 73L177 74V72H175ZM178 73H179V71H178ZM190 73H191V72H190ZM190 73L187 74V75L189 76V78H188V76L186 77L185 75L182 76V77H183V81H184L186 78H187V80H188V79H191L190 77H192V76L190 75ZM194 73H195V72H194ZM214 73H215V72H214ZM226 73L228 74V72H226ZM105 74H103V75H105ZM120 74H121L122 77H123V78H122V77L120 76V77L122 78V80H119L120 83H118V82L115 83L116 79H119V77H118V78L116 77V79H114L115 76H119ZM191 74H192V73H191ZM196 74H197V73H196ZM196 74H195V75H196ZM209 74H210V73H209ZM209 74H207V76H208ZM221 74H223V73H221ZM252 74H253V73H252ZM1 75H0V77H1ZM109 75H110V76H109ZM123 75H124V76H123ZM166 75L171 76L170 78H172V79L169 80L170 78H168V80H167V79H166ZM177 75H178V74H177ZM224 75H225V73H224ZM11 76H12V77L15 76L16 78L13 77V79H14V80H13ZM84 76H87V78L84 77ZM131 76H132V78H131ZM198 76H199V75H198ZM198 76H197V77H198ZM200 76H201V78H203L202 75H200ZM216 76H217V75H216ZM226 76H228V75H226ZM251 76H252V75H251ZM49 77H51V78H49ZM54 77H55V78H54ZM106 77H107V78H106ZM142 77H143V79H142ZM167 77H168V76H167ZM175 77H176V76H175ZM177 77H178V76H177ZM180 77H181V75L179 76V78H176L177 81H178V80L180 81ZM182 77H181V81H180V82H182ZM243 77H244V76H243ZM243 77H242V78H243ZM101 78H102V77H101ZM101 78H100V79H101ZM121 78H120V79H121ZM152 78H153V79H152ZM164 78H165V80H162V79H164ZM184 78H185V79H184ZM207 78H208V77H207ZM223 78H224V77H223ZM245 78H246V77H245ZM247 78L249 79L248 76H247ZM247 78H246V79H247ZM11 79H12V80H11ZM46 79H47V81H48V80L50 81V79H52L51 81H53V79H54L55 82L51 83V85L48 84L49 86L46 87V86H45L46 83H44V81H46ZM100 79H99V78H98V80L95 79V81H93L95 84H93V82L91 83V84H93L94 86H96L97 89H98L99 87H97L96 83H98V81H99ZM144 79H145V80H144ZM205 79H206V78H205ZM243 79H244V78H243ZM251 79H253V78H251ZM56 80H57V81H56ZM114 80H115V81H114ZM126 80H127V78H126ZM166 80H167V81H166ZM196 80H197V78H196ZM203 80H204V79H203ZM216 80H217V79H216ZM216 80H215V81H216ZM221 80H222V79H221ZM240 80H241V79H240ZM47 81H46V82H47ZM90 81H91V80H90ZM90 81L88 80V82H90ZM96 81H97V82H96ZM107 81H108V80H107ZM144 81H145V82H144ZM147 81H148V80H147ZM161 81L159 82L160 84L162 83ZM170 81H171V82H170ZM189 81L191 82V80H189ZM200 81H201V80H200ZM217 81L220 82L219 80H217ZM56 82H58V83H56ZM102 82H103V81H102ZM108 82H110V81H108ZM108 82H106V84H105L106 86H107V83H108ZM128 82H129V80H128L126 83L128 84ZM157 82H158V81H157ZM157 82H155V84H154L155 86H156V85H158V86L160 85V84H158ZM180 82L177 83V86H178L179 84H181ZM185 82H186V81H185ZM201 82H202V81H201ZM201 82H200V83H201ZM204 82H206V80H205ZM210 82H211V81H210ZM212 82H213V81H212ZM222 82H223V81H222ZM47 83H49V82H47ZM132 83H131V85H133ZM182 83H184V82H182ZM213 83H214V82H213ZM224 83H225V82H224ZM226 83H227V82H226ZM243 83H245V82H243ZM246 83H248V80H247ZM91 84H90V85H91ZM100 84H101V81H100ZM119 84H121V85L119 86ZM144 84H145V85H144ZM163 84L165 85V83H162V85H163ZM175 84H176V83H175ZM189 84H191V83H187V86H189V88H188L187 90H185L186 87H185V88L182 87V86H184V85H186V84L181 85L180 87L178 86L179 88H178V87H176V88L181 89V87H182V88H183V92H184V90L188 92V91H190V90H193V87H192V86H191L192 88L190 89V85H189ZM206 84H208V82H207ZM216 84H217V83H216ZM250 84H251V83H249V85H250ZM114 85H111V86H114ZM168 85H165V86H164V87H167V88H166V93H165V88H164V87H162V90H161V85L159 86V87H160L159 89L157 88V91H158V90H159L160 92L162 91V94H163V95H167L168 98H170L169 95H172V96H171V100H170V102H171L172 100L174 101V100H176V99L178 98V97L175 98V94L173 95V93H174L175 91H177V90H176V89L174 90V88H175L174 86H173L172 89H170V87H168ZM204 85H205V84H204ZM229 85H230V84H229ZM246 85H247V84H246ZM41 86H42V87L45 86V88L42 89ZM54 86H58V87L60 86V88H57V90H56V89H54V88H55ZM63 86H64V87H63ZM91 86H92V85H91ZM99 86H100V85H99ZM101 86H102V87H101ZM101 86H100V87H101V88L103 89V91H104V88H103L104 86H103V85H101ZM106 86H105V87H106ZM111 86H110V89H112ZM129 86H130V85H129ZM133 86H134V85H133ZM155 86H154V87H155ZM198 86H199V84H198ZM211 86H212L211 88L213 89V85H211ZM214 86H215V85H214ZM218 86H219V85H218ZM222 86H223V85H222ZM224 86H225V85H224ZM257 86H259V85H257ZM261 86H262V85H261ZM92 87H93V86H92ZM125 87H128V85L125 84ZM156 87H157V86H156ZM202 87L204 88V86H202ZM247 87H248V86H247ZM62 88H61V89H62ZM94 88H95V87H94ZM96 88H95V89H96ZM101 88H99V89L101 90ZM107 88H108V87H107ZM107 88H106V89H107ZM200 88H201V87H200ZM218 88H219V87H218ZM221 88H222V87H221ZM249 88H250V87H249ZM249 88H248V89H249ZM261 88H262V90H263V92H264V87L262 86ZM261 88H260V89H261ZM110 89H107V91H105V92H109V94H110ZM113 89L115 90V87H114ZM113 89H112V90H113ZM117 89H119V88L116 87V91H117ZM123 89H124V87H123ZM125 89H127V88H125ZM133 89H134V88H133ZM153 89H155V88H153ZM153 89H151L152 94H153V92H155V90H156V89H155V90L153 91ZM189 89H190V90H189ZM245 89H246V87H245ZM248 89H247V90H248ZM255 89H256V88H255ZM67 90H68V89H67ZM67 90H66V91H67ZM88 90H89V91H88ZM92 90H94V89H91V91H92ZM100 90H99V91L97 90V92H100ZM114 90H113V92H114ZM138 90H139V89H138ZM163 90H164V91H163ZM167 90H169V91H173V93H172V94H170V93L167 94V93H168ZM204 90H205V88H204ZM222 90H223V89H222ZM262 90H261V91H262ZM60 91H63V89L60 90ZM64 91H65V90H64ZM64 91H63V93L66 94V92H64ZM71 91H73V92H71ZM74 91H75V92H74ZM116 91H115V92H116ZM149 91H150V90H149ZM159 91H158V92H159ZM206 91H207V90H206ZM234 91H236V90H234ZM234 91H233V92H234ZM243 91H244V90H243ZM261 91H260V92H261ZM105 92H104V93H105ZM115 92H114V93L111 92L113 95H112V94H110V95L108 94V96H110V97H114V99H115V97L118 96V95L115 96V95H116ZM119 92H120V94H121L122 90L119 91ZM124 92H125V91H123V93H124ZM151 92H150V93L147 92V93L150 94V97H149V94H145L146 98H147V96L149 97L148 100H149L150 98L155 97V96H152ZM163 92H164V93H163ZM181 92H182V90H181ZM181 92H178V91H177V92H175V93L178 94V93H181ZM187 92H186V93H187ZM191 92H192V91H191ZM191 92H189V93H187V94H192L193 92H192V93H191ZM210 92H211V90H210ZM210 92H209V93H210ZM212 92H214V91H212ZM223 92H225V90H224ZM237 92H238V91H237ZM248 92H249V90H248ZM59 93H62V92H59ZM63 93H62V95H61V94H58V95H60L61 98H62ZM73 93H74V94H73ZM102 93H103V92H102ZM102 93H100V94H102ZM116 93H117V92H116ZM234 93H235V92H234ZM254 93H256V92L254 91ZM52 94H53V92H52L49 96H51ZM54 94H53V96H54ZM77 94H75V95H76V98H78V97H77ZM96 94H97V93H96ZM114 94H115V95H114ZM127 94L129 95V93H126V92H125V95H126V96H127ZM136 94H134L136 98H134V97L131 98V99H133L134 102H135V99L137 100V98L140 97V96L137 97L138 95L136 96ZM155 94H161V93H157V92H156V93H154V95H155ZM181 94H182V93H181ZM187 94H186V95H187ZM203 94H205V93L203 92ZM213 94H214V93H213ZM213 94H211V96H214ZM216 94H217V93H216ZM220 94H222V93H220ZM223 94H225V93H223ZM229 94H230V93H229ZM240 94H242V93L239 92V95H240ZM58 95H57V96H58ZM80 95H79V97H80L79 99H80V100H83V98H82ZM111 95H112V96H111ZM122 95H123V94H122ZM122 95H120L119 98H121ZM130 95H129V96H130ZM163 95H162V96L158 95V98H160V97H161V98L165 97V96H163ZM186 95H185V96H186ZM192 95H193V94H192ZM207 95H208V94H207ZM237 95H238V93H237ZM239 95H238V96H239ZM53 96H52L51 98H54V97H55V96H54V97H53ZM60 96H58V97H60ZM101 96H104V94H102ZM105 96L107 97L106 93H105ZM123 96H124V95H123ZM129 96H128L127 98H129ZM131 96H133V95H131ZM143 96H142V98H144ZM151 96H152V97H151ZM173 96H174L175 99H172ZM177 96H178V95H177ZM183 96H184V94H183ZM183 96H182V97H183ZM198 96H199V95H198ZM202 96H203V95H202ZM208 96H209V95H208ZM211 96H209V97H211ZM238 96H237V97H238ZM242 96H243V95H242ZM242 96H241V97H242ZM246 96H247V95H246ZM58 97H56V99H57ZM64 97H65V96H64ZM67 97H68V99H71V98H69V97H71V96H67ZM73 97H75V96H73ZM98 97H100V96H98ZM156 97H157V95H156ZM167 97H165V98H167ZM182 97H181V98H182ZM187 97H188V96H187ZM191 97H192V96H191ZM200 97H201V95H200ZM200 97H198V98H200ZM204 97H206V95H205ZM217 97H218V96H217ZM217 97H216V98H217ZM222 97H223V96H222ZM224 97H225V96H224ZM233 97H234V100H235L236 97H235L234 95H233ZM241 97H240V98H241ZM255 97H256V96H255ZM258 97H259V96H258ZM46 98H47V100H46ZM51 98H50V99H51ZM95 98H96V97H95ZM103 98H104V97H103ZM108 98H109V97H108ZM123 98H124V97H122V100H120V101H119L118 98H116V100L118 99V103H119V102L121 103V101L124 102V101L127 99V98H126V99H123ZM146 98H145V99H146ZM161 98H160V99H161ZM179 98H180V96H179ZM244 98H245V97H244ZM256 98H257V97H256ZM65 99H66V97H65ZM65 99H64V98H63V100L61 99V102H60V99H59V101H57L58 99H57L56 101L59 102L60 105H62V104H64L63 101H64ZM68 99H67V100H68ZM74 99H75V98H74ZM74 99H72V100L74 101ZM96 99H97V101L103 102L104 105H105V107H106V105L108 106V103L106 102L105 99H104V100H105V101H104V100L102 99V97H101L100 100H98L99 98H96ZM96 99L92 98V101L94 102V100H96ZM154 99H155V98H154ZM160 99L157 100V101L160 102ZM182 99H184V97H183ZM182 99H180V101H181ZM185 99H186V98H185ZM185 99H184V100H185ZM189 99H190V98H188V100H189ZM191 99H192V98H191ZM191 99H190V100H191ZM218 99H219V97H218ZM229 99H230V98H229ZM262 99H263V98H262ZM51 100L54 101L55 98H54V99H51ZM51 100H49V101H47V102H44L45 105L47 106V108H46V106H45L42 102H39V103L43 104L42 107H41V109H44L45 112L42 113L43 110H42V111L40 110L39 112H35V114H36V113H37V114L33 116L34 119H35V116H37L38 114H41V113H42L41 115H43V114H46V115H47V111L50 109V107H51L52 105L54 106V103L56 102V101H55L54 103L52 102V103H53V104H52V103L50 102ZM72 100H69V101H71V103H69L70 106H69L68 103L65 102L66 104H68V107H70V108H71V105H72ZM75 100L80 101V100H78V99H75ZM102 100H103V101H102ZM109 100H110V102L113 101V102H112L113 105L116 104V103L114 102V100H112V99H108L107 101H109ZM116 100H115V101H116ZM138 100H141V98L138 99ZM138 100H137V101H138ZM151 100H153V99H151ZM161 100H162V99H161ZM163 100H165V99H163ZM184 100H183V103H184ZM195 100H196V98H195ZM216 100H217V99H216ZM220 100H221V99H220ZM234 100L232 101L233 103L235 102ZM256 100H257V99H256ZM259 100L261 101V99H259ZM259 100H258V101H259ZM69 101H68V102H69ZM83 101H84V100H83ZM83 101H82V102L80 101V102H81L82 104H84ZM86 101L89 102V101H91V99L86 100ZM86 101H85V102H86ZM154 101H156V100H154ZM154 101H153V102L151 101L152 103H150V104H152L153 106H155V105L157 104V101H156V104H153ZM168 101H169V100H167V102H168ZM186 101H187V100H186ZM206 101H207V100H206ZM209 101H210V98H209ZM224 101H225V98H224ZM242 101H243V100H242ZM248 101H249V100H247V102H248ZM258 101H257V102H258ZM49 102L51 103L50 107H48L49 104H50ZM57 102H56V104H57ZM75 102H76V101H75ZM80 102H78V103H76V104H79ZM116 102H117V101H116ZM129 102H130V100L127 101L128 105H130ZM131 102H132V101H131ZM131 102H130V103H131ZM138 102H139V101H138ZM138 102H137V103H138ZM140 102H141V101H140ZM143 102H144V101H143ZM146 102H147V100L145 101V104H146ZM159 102H158V104H159V106H161ZM161 102H162V101H161ZM164 102H165V101H164ZM170 102H169V103H170ZM190 102H192V101H190ZM207 102H208V101H207ZM207 102H206V103H207ZM232 102H231V104H232ZM47 103H48V105H47ZM59 103H58V104H59ZM86 103H87V102H86ZM89 103H90V102H89ZM94 103H95V102H94ZM94 103H90L89 105H91V104L94 105ZM106 103H107V104H106ZM114 103H115V104H114ZM120 103H119V104H120ZM124 103H126V102H124ZM132 103H133V102H132ZM147 103H149V102H147ZM165 103H166V102H165ZM165 103H164V104H165ZM169 103H168V105H169ZM176 103L179 104L178 101H177ZM176 103H175V102L173 103V106H174V107H175V104H176ZM180 103H182V102H180ZM206 103H205V104H206ZM214 103H215V101H214ZM220 103H221V102H220ZM224 103H225V102H224ZM260 103H261V102H260ZM262 103H263V102H262ZM262 103H261V104H262ZM66 104H65V105H66ZM73 104H75V103L73 102ZM98 104H100V106H101L102 108L99 106L100 108H98V109H100V110H97V112H98L99 114H104V115H102V116L100 115V116H101L102 118H104V117H105V118L109 117V116H110V113H106V114H109V115L107 116V115H105V112H102V111H101L102 109H104V108H103V107H104L103 104H102V103H99V102H98ZM101 104H102V105H101ZM122 104H123V103H122ZM138 104H139V103H138ZM138 104H137V107H142V106H144V103H143V104H140V106H139ZM150 104H149V106H147L148 104H146V106L149 108V112L152 114L153 112H151V110H150V108H152ZM158 104L156 105L157 107H158ZM166 104H167V103H166ZM185 104H186V103H185ZM207 104H208V103H207ZM207 104H206V105H207ZM209 104H211V102H210ZM241 104H242V102H241ZM241 104H239V105H241ZM65 105H64V106H65ZM85 105H86V104H85ZM92 105H91L90 107H89V106L87 107V105H86V108H90V109H91ZM95 105H97V102L95 103ZM113 105H112V106H113ZM123 105H124V104H123ZM125 105L128 106L127 104H125ZM133 105H135V104H133ZM141 105H142V106H141ZM181 105H182V104H181ZM244 105H245V104H244ZM37 106H40V104H38ZM58 106H59V105H58ZM58 106L55 105V106H54V107H55L54 109H53V107L51 108V109H52V113H51V114H50L49 111H48V113L50 114V117H49V115H47V117H49V118H47V117H46L47 119L44 118V117L46 116V115H44V116H43L44 119L41 118L42 120H41V119L38 120V121H39L38 124H39V123L41 124V125L39 124V125H40V127H39V131H40V128H41V127L44 128V130H45V127H46V131L49 130V129L47 130V128H52L50 131H51V132L53 131V134H54V135H51V137H50V136H48V135H49V134H48V135L46 136L47 138H45V137H44L45 135L43 136V134L40 132V133L42 134V136L40 135V136H38V137H40V138H41V137H44V140H45V139H48V140H49L50 138H52V139L49 140V142H50V143L52 142V143L55 145V148H54V151H53L54 153H57V152L55 151V149H57V147L60 148L59 150H64V149L66 148V146H67V147H70V152L68 151L69 149L66 150L67 148H66L65 150H66L67 152L71 153L72 156H73L74 153H77V152H78V151H77V150H79L78 147H80L81 144L84 145V141L87 140V143L90 142V141L87 139V138L89 137V135H88L87 137L85 136V134L83 133V132H85V131L83 130V128H79V129L76 128V127H79V125H80L79 122H80L81 120H83V118H82L81 116H79V117L82 118L80 121H78V120L76 121V120H75V117H71V118H74V120H75V121L73 120V121H74V126H75V123H77V122H78L77 125L79 124L78 126L76 125V127H74V126L72 125V124H73V121H71L70 117L67 116L69 119L66 120V121L64 122V118H65V117L63 116V113H64L63 110H64V109L66 110L68 107L63 109V108H60L61 106H60V107H58ZM64 106H63V107H64ZM73 106H74L75 108H77L76 105H72V107H73ZM79 106H80V104H79ZM109 106H110V104H109ZM126 106H124V107L126 108ZM163 106H164V105H163ZM169 106H172V104L169 105ZM173 106H172V107H173ZM176 106H177V105H176ZM178 106H179V105H178ZM187 106H188V105H187ZM189 106H190V103H189ZM192 106H193V107H196V104H195V105L193 104ZM201 106H202V105H201ZM208 106L210 107V105H208ZM215 106H216V105H215ZM225 106H226V104H225ZM233 106H235V105H233ZM257 106H259V105H257ZM44 107H45V108H44ZM56 107H57V110H58V111L55 110ZM65 107H66V106H65ZM82 107H84V105H82L81 107H79V109L82 108ZM110 107H111V106H110ZM113 107H114V106H113ZM113 107H112V108H113ZM117 107H118L117 110H121L123 113H124L125 111H127L128 113H129V111H130V112H132V111L134 112V111L136 110V109H133V110H132V109H129L128 107H127V108L129 109V111H128V109L126 110L125 108H123V109H119V108L121 107V105H120V106L117 105ZM117 107H116V105H115V107L113 108V109H114V112H111V113H113V115L116 114V111H117L116 108H117ZM129 107L132 108V106H129ZM134 107L137 108L136 106H133V108H134ZM147 107L145 108V106H144V108H142V112L144 111V109L148 110ZM172 107H170L171 110L168 108V106L165 107V108H167L168 110H170V112H172V111L174 110V108H172ZM180 107H182V110H183V106H180ZM180 107H177V108L175 107L174 113L172 112L173 115L171 114V115L173 116L172 120H173L174 118H175V120H176V118H177L178 120H179V118H181V120H183V118L180 117V114L177 113V110H176V109H178V112H179ZM184 107H185V108H184V111H185V109L187 110L186 105H184ZM190 107H191V106H190ZM193 107H191L192 109L190 108L191 110H190V111L188 110L189 112H188V111H187V112L190 113V112L194 111V108H193ZM202 107H203V106H202ZM242 107H243V106H242ZM39 108H40V107H39ZM59 108L63 111L62 115H60V114H61V113H60L61 110H60ZM70 108H69V109H70ZM86 108H84V109L87 110ZM92 108H93V110H94V107H92ZM95 108H97V107H95ZM107 108H108V107H106L104 111L108 110ZM112 108H111V109H112ZM154 108H155V107H154ZM160 108H163L162 110H160L161 112L165 109L164 107H159V109H160ZM188 108H189V107H188ZM210 108H213V107H210ZM232 108H233V107L231 106V111H232ZM33 109H34V111H33ZM46 109H47V110H46ZM51 109H50V111H51ZM69 109H68V111H71V110H69ZM71 109H72V108H71ZM79 109H78V110H79ZM111 109H110V110H111ZM113 109H112V110H113ZM124 109H125V110H124ZM139 109H140V108H139ZM156 109L158 110V108H156ZM156 109H154V110L156 111V115H155V112H154V115H155V116H154V119L156 118V116H159V114H161L160 111H157ZM167 109H166V110H167ZM206 109H208V108L206 107ZM214 109H215V108H214ZM217 109H218V108H217ZM260 109H261V106H260ZM53 110H54L55 113H53ZM59 110H60V112H59ZM73 110H74V108H73ZM93 110H92V111L90 110V111H91L90 115H89V114H86L87 112L85 113L86 115L89 116L88 119H91L90 117H93L94 115H96V113H95L94 115L91 116V114H93V113L95 112V111L93 112ZM95 110H96V109H95ZM115 110H116V111H115ZM146 110H145V111H146ZM154 110H152V111H154ZM199 110H200V108H199ZM201 110H202V109H201ZM204 110H205V109H204ZM243 110H244V109H243ZM32 111H33V112H32ZM75 111H76V109H75L73 112H75ZM99 111H101V112H99ZM121 111H120V113H121ZM136 111H137V110H136ZM138 111H141V109L138 110ZM138 111L135 112V113H136V114L139 113ZM145 111H144V112H145ZM180 111H181V109H180ZM260 111H261V110H260ZM31 112H32V113H31ZM56 112H59V113H56ZM65 112H67V111H65ZM73 112H72V113H73ZM78 112H79V111H76L75 113H78ZM81 112H82V111H81ZM106 112H107V111H106ZM108 112H109V110H108ZM127 112H125L124 115L127 114ZM142 112H141V113H142ZM147 112H148V111H147ZM149 112H148V114H149ZM157 112H159V113H157ZM164 112H165V110L162 112V113H163V117H161L162 119L164 118ZM167 112H168V113H167ZM182 112H183V111H182ZM182 112H180V113H182ZM203 112H204V111H203ZM214 112H216V111H214ZM241 112H243V111H241ZM241 112H240L239 115H241ZM244 112H245V111H244ZM27 113H28V114H27ZM88 113H89V112H88ZM135 113H134V114H135ZM165 113L167 114V116H169V115H168V114H169V111H166ZM185 113H186V112H185ZM185 113H183V114H181V115H182L183 117H185V115H184ZM194 113H195V112H194ZM206 113H207V112H206ZM236 113H237V112H236ZM68 114H69V116H72L71 112H70V113H67V114H65V115H68ZM82 114L84 115V113H82ZM82 114H81V113H80V114H77V116H76L77 119H78V115H82ZM132 114H133V113H132ZM132 114H131V115H132ZM143 114H144V113H143ZM151 114H149V115H151ZM157 114H158V115H157ZM178 114H179V117L176 116V115H178ZM186 114H187V113H186ZM97 115H98V114H97ZM111 115H112V114H111ZM116 115H117L116 118H118V114H116ZM120 115H121V114H120ZM124 115H123V116H124ZM129 115H130V114H129ZM129 115H127V117H128ZM131 115H130V116H131ZM139 115H140V114H138L137 116H139ZM144 115H145V114H144ZM149 115H145V116H148V117H149ZM152 115H153V114H152ZM171 115H170V116H171ZM174 115H175V116H174ZM190 115H192V113H190ZM62 116H63L64 118H63ZM74 116H75V114H74ZM98 116H99V115H98ZM98 116H97V117H98ZM103 116H104V117H103ZM121 116H122V115H121ZM123 116H122V117H123ZM134 116H135V115H134ZM142 116H143V115H142ZM142 116H140V117L142 118ZM186 116H187V115H186ZM188 116H189V115H188ZM192 116H193V117H192ZM192 116H191V118H195L194 116L197 117L198 115H197V113H196V114H193ZM199 116H200V115H199ZM231 116H232V115H231ZM233 116H234V115H233ZM235 116H237V115H235ZM14 117H15V118H14ZM38 117H40V116H38ZM38 117H37V118H38ZM83 117H84V116H83ZM97 117L94 116L93 119H94V118L97 119ZM110 117H111V119H112V116H110ZM110 117H109V118H110ZM119 117H120V116H119ZM125 117H126V115H125ZM125 117H123V118H124V121H125V119H126ZM131 117H132L133 119L128 117V118H127L128 121H129V119H132V121L135 119L133 116H131ZM165 117H166V115H165ZM201 117H202V118H205L204 116H200V117H197V118H201ZM21 118L18 117V119H17L18 121H16V122H18L17 124H19L18 126H21L20 123H19V122L21 121V120L19 121V119H21ZM25 118H26V117H25ZM25 118H24V119H25ZM27 118H26V119H27ZM86 118H87V117H86ZM105 118H104V120L107 121V119H105ZM114 118H115V116H114ZM114 118L112 119L113 121H114ZM120 118H121V117H120ZM120 118H118V119H119V122L121 121ZM123 118H122V121H123ZM136 118H137V117H136ZM138 118H139V117H138ZM150 118H151V120L153 119V117H151V116H150ZM158 118H160V117H158ZM158 118H156V120L153 119L154 122L157 121V120H159ZM185 118H186V117H185ZM185 118H184V123L186 122L185 120H190V119H189L190 116L188 117V119H187V118L185 119ZM216 118L218 119V117H216ZM219 118H220V117H219ZM228 118H229V117H228ZM13 119H14V120H13ZM24 119L21 121V123H22L23 121H26V120H24ZM31 119H33V118H31ZM31 119L28 118V119H27L28 121L26 122V124H32V123H34V122H32V123H28V122H31V121H29V120H31ZM34 119H33V121H36V122H37V119H35V120H34ZM88 119H87V121H88ZM93 119H92V120H93ZM99 119H100V121H102V123H103V125H104L105 123L103 122V119H102V120H101V118H99ZM143 119H144V117H143ZM147 119H148V118H147ZM165 119H166V118H165ZM168 119H171V118H168ZM222 119H223V118H222ZM233 119H234V118H233ZM84 120H85V119H84ZM94 120H95V119H94ZM97 120H98V119H97ZM97 120H95V121H97ZM136 120H137V121L140 120V121H138V123H140V122L142 121L140 118H139V119H136ZM144 120H145V119H144ZM144 120H143V121H144ZM178 120H176V121L173 120L174 123L176 122V123H175L176 125H179L180 123H181V125H182V124L184 125V123H182L181 120H179V123H177ZM195 120H197V119L195 118ZM195 120H194V121H195ZM198 120H199V119H198ZM198 120H197V121H198ZM201 120H202V119H201ZM204 120H205V119H204ZM214 120H215V119H214ZM218 120H221V119H218ZM67 121H68V122H67ZM70 121H71V122H70ZM100 121H99V122H100ZM115 121H116V123H118V122H117V119H116ZM122 121H121V122H122ZM124 121H123V122H124ZM132 121H129V122H131V123L133 124L134 121H133V122H132ZM137 121H135V122H137ZM191 121H192V120H191ZM199 121H200V120H199ZM199 121H198V122H199ZM16 122H14V123H16ZM63 122L66 123V125H64ZM69 122L72 123V124H70V125H72V127H73L74 129L76 128L75 130L72 129L70 125H69L70 127H68V129H67L66 126H67V124H68ZM81 122H83V124H87V123H88V122L84 123V121H81ZM110 122H112V121L108 120V123H109V124H110ZM121 122H120V123H121ZM125 122H126V123H125ZM125 122H124L125 125L128 124L127 121H125ZM144 122L147 123V120L144 121ZM144 122H142V123H144ZM161 122H164V119H163V121H161ZM165 122H166V121H165ZM165 122H164V124H165ZM188 122H189V121H188ZM188 122L185 123L186 126L189 124ZM201 122L203 123L204 121H201ZM201 122H200V123H201ZM215 122H216V120H215ZM219 122H220V121H219ZM89 123H90V125H93L90 121H89ZM93 123H94V121H93ZM95 123H96V122H95ZM102 123H100V124H102ZM116 123L114 122V125H115V127H116V128H115V132H116V129L121 128V127H119V125H117ZM146 123H145V125H146ZM156 123H157V122H156ZM158 123H160V122L158 121ZM167 123H169V121H168ZM167 123H166V125H168ZM174 123L172 122L171 124H174ZM187 123H188V124H187ZM202 123H201L200 125H202ZM23 124H25V122H23ZM26 124L24 125V127L26 126ZM35 124H37V123L32 124V126L35 125ZM97 124H98V123H97ZM97 124H94V126H97V127H98L99 124H98V125H97ZM111 124H112V123H111ZM111 124H110V125H111ZM124 124H123V126H124ZM132 124H131V125H132ZM135 124H136V123H135ZM149 124H155V123H153V121H150V123H148V125H149ZM160 124L163 125V126H161V125H160V126L163 127V128H165V132H166V134H168V133H167V129H168V128L165 127L166 125L164 126L163 123H160ZM175 124H174V125H175ZM193 124H194V122H193ZM193 124H192V125H193ZM198 124H199V123H198ZM198 124H197V122L195 123L196 126H197ZM237 124H238V123H237ZM11 125H10V127H8V129H7L8 131H9V128H11ZM103 125H102V126H103ZM105 125H106V124H105ZM105 125H104V126H105ZM110 125H108V126H110ZM116 125L118 126V128H117ZM128 125H129V124H128ZM143 125H144V124H143ZM143 125H142V124H141V125H137V126H136V131H137V127H140V126H143ZM156 125H157V124H155V126H156ZM158 125H159V124H158ZM169 125H170V124H169ZM174 125H172L173 128H174ZM181 125L179 126V128L182 127ZM185 125H184V126H185ZM195 125H193V128L196 127ZM216 125H217V124H216ZM1 126H0V128H1V131L3 132V130H2L3 128H2ZM15 126H16V124H15ZM35 126H37V125H35ZM35 126H34V128H35ZM64 126H65L66 128H65ZM81 126H82V127H85V128L87 129L88 127H86V126H89V124H88V125H85V126H84V125H81ZM94 126H91L89 129H91V128L94 129ZM99 126L101 127V125H99ZM120 126H121V125H120ZM134 126H135V125H134ZM150 126H151V125H150ZM184 126H183V127H184ZM202 126H203V125H202ZM26 127H27V128H25V129H27V130H25L24 128L22 129V127H21V129L24 130V131H22V130H21V131H22V132H26V131H28V129H29V128H28V125H27ZM29 127H30V125H29ZM111 127H113V126H111ZM128 127H129V126L126 125V129H127L126 131H122V129H121V131L123 132L121 135H123L124 132H127V131L131 132L130 130H131L133 127H132V128L130 127V128H131L130 130L128 129ZM145 127H146V126H145ZM145 127H144V128H145ZM153 127H154V126L152 125V127H151L152 129H151V130H153V129H155V128H156V131H157V128H160V130H161V127H154V128H153ZM176 127L178 128V126H176ZM188 127L191 128L190 125H189ZM216 127H218V126H216ZM30 128H31V127H30ZM34 128L32 127V129H34ZM42 128H41V130H42V132L44 133V131H43ZM60 128H64V130H60ZM85 128H84V129H85ZM95 128H96V127H95ZM106 128H107V125H106ZM122 128H123V127H122ZM142 128H143V127H141V129H142ZM147 128H148V127H146V130H145L144 132H146V131H148V130L150 131V129H147ZM149 128H150V127H149ZM170 128H171V130L173 129L172 127H170ZM170 128L168 129V130H169V131H168L169 133H170V131H171ZM19 129H20V127H19ZM35 129H38V128L36 127ZM81 129H82L83 132L81 131ZM97 129H98V128H97ZM99 129L102 130V128H99ZM109 129H110V128H109ZM109 129H108V128H107V129L103 128L104 131L108 130V132H109ZM124 129H125V127H124ZM134 129H135V127H134ZM134 129H132L133 131H132L131 133H133V132L135 133V132H136V131H134ZM139 129H140V128H139ZM180 129H181V128H180ZM180 129H178V130H180ZM184 129H185V128H184ZM184 129H183V130H184ZM187 129H188V128H187ZM187 129H185V130H187ZM191 129H192V128H191ZM199 129H200V128H199ZM210 129H211V128H210ZM212 129H214V128H212ZM10 130H11V129H10ZM71 130H73V131H71ZM78 130H80V132L76 133V131H78ZM103 130L100 131L99 133H102V134H103V132H104ZM112 130H113V132H112V131H111V132H112V134H113V133H114V128H113ZM118 130H119V129H118ZM175 130H176V129H175ZM188 130H189V129H188ZM204 130H205V129H204ZM216 130H218V129H215V131H216ZM5 131H6V128H5V130H4V133H5ZM8 131H6V132H7V133L12 132V130H11L10 132H8ZM15 131L17 132V130H15ZM19 131H20V130H19ZM34 131H36V130H34ZM39 131H36V132L39 133ZM74 131H75V132H74ZM93 131L98 132L96 129L90 131V132H92V134L89 133L90 136H91V138H93ZM119 131H120V130H119ZM119 131H118V132H119ZM139 131H140V130H139ZM139 131H138L139 135H137V136H139V137L141 136V138H142V136L145 137L144 135H146V138H143L144 140H142V139H140V138H136V137H135V138H136L137 140L140 139L141 141H143V143L147 142V141H145V140H148V138H147V133L144 134V132H143V130H142V132H143V135H142ZM153 131H154L153 133H155V130H153ZM158 131H159V130H158ZM158 131H157V132H158ZM172 131H174V130H172ZM176 131H177V130H176ZM176 131H174V133H172V136L174 135V137H176V136H180V135L182 134V133H181V134H180V133H176V134H175ZM181 131H182V130H180V132H181ZM215 131H214V132H215ZM30 132H31V131H30ZM36 132L34 133V132L32 131V133H34V135L37 134ZM88 132H89V130H88ZM88 132L86 131L85 133L88 134ZM95 132H94V133H95ZM106 132H107V131H106ZM108 132H107V136L109 135ZM157 132H156V133H157ZM161 132L164 133V130L158 132V135H159ZM177 132H178V131H177ZM182 132H184V131H182ZM191 132H192V131H191ZM4 133H3V134H4ZM13 133H15V132L13 131ZM26 133H27V134L23 133V135H28V132H26ZM48 133H50V132L48 131ZM55 133H56V134H55ZM79 133H82V134H79ZM99 133H95V134H97L96 136L94 135V136H95V137H94L95 139H97L98 137H99V138H102V137L105 138V137H107L105 133H104V134H105L104 136H103V135L101 136ZM119 133H121V132H119ZM153 133H152V134H153ZM156 133H155V134H156ZM184 133H185V132H184ZM186 133H187V132H186ZM186 133H185V134H186ZM194 133H195V131H194ZM212 133H213V131H212ZM11 134H12V133H11ZM15 134H16V135H15ZM15 134H14V135H11V136H12L13 138H14V136H16V138H17L18 134H21V133L18 132V133H15ZM50 134H51V133H50ZM83 134H84V136L86 137V138H84V141H83V139H82V135H83ZM112 134H110L108 137L110 138V136H113V135H117V136H118V133H117V132H116V134H115V133H114L113 135H112ZM125 134H126V133H125ZM128 134H129V133H128ZM136 134H137V132H136ZM148 134H149V133H148ZM170 134H171V133H170ZM177 134H179V135H177ZM201 134H202V133H201ZM201 134H200V135H201ZM213 134H214V133H213ZM1 135H2V134H1ZM23 135L20 136V137L24 138ZM30 135H32V134L30 133ZM38 135H39V134H38ZM79 135H81L79 138L82 139V142H83V143H82V142L80 143L81 140L78 138L76 141L78 142V141L80 140V141L78 142V143H80V144H78L79 146L76 144L77 142L74 143L75 145H77L76 148H78V149L76 150V149H75V146H74L73 144H72V145H73L74 148L70 145V142L72 143V141H70V140H72L71 137H73V140H74V137H75V139H76V136L78 137ZM121 135L119 134L120 137H121ZM131 135H132V134H131ZM133 135H135V134H133ZM150 135H151V133H150ZM161 135L164 136V134H161ZM161 135H160V139H158V138H156V137H153V138H155V140L153 139V142L156 141V139L158 140V142H159V140H160V141H163V138H162V140H161ZM175 135H176V136H175ZM186 135H188V134H186ZM197 135H198V134H197ZM211 135H212V134H211ZM214 135H215V134H214ZM214 135H213V136H214ZM217 135H218V134H217ZM36 136H37V135H36ZM54 136H55V138H54ZM84 136H83V137H84ZM97 136H98V137H97ZM100 136H101V137H100ZM129 136H130V135H129ZM148 136H149V135H148ZM165 136H167V135H165ZM165 136H164V138H165ZM201 136H203V135H201ZM206 136H207V135H206ZM220 136H222V134H221ZM4 137H5V136L2 135V138H3V139H5ZM8 137H9V134H8ZM12 137L9 138V139L11 140ZM20 137H19V138H20ZM32 137L34 138L35 136H32ZM38 137H35V139L38 138ZM49 137H50V138H49ZM96 137H97V138H96ZM108 137H107V138H108ZM113 137H114V136H113ZM120 137H117V138H120ZM123 137H124V136H123ZM123 137H122V138H123ZM126 137H127V135L125 136V138H126ZM150 137L152 138V136H149V140H151ZM158 137H159V136H158ZM168 137H169V135H168ZM186 137H187V136H186ZM189 137H190V135H189ZM211 137H212V136H211ZM223 137H224V136H223ZM2 138L0 137V140H1ZM16 138H14V139H16ZM22 138L19 139V140H20V141H19V145H20V142H21V139H22ZM27 138L31 139L30 136H28V137L26 136V139H27ZM33 138H32V139H33ZM40 138H39V139H40ZM69 138H71V139L68 140ZM91 138H89V139L91 140ZM103 138H102V139H103ZM107 138H106V139H107ZM109 138H108V139H109ZM127 138H129V137H127ZM202 138H203V137H202ZM216 138H217V136H216ZM226 138H227V137H226ZM231 138H232V137H231ZM6 139H7V138H6ZM9 139H7V140H9ZM85 139H86V140H85ZM106 139H103V140H106ZM110 139H111V138H110ZM115 139H116V136H115ZM123 139H124V138H123ZM131 139H132V136H131ZM169 139H170V138H169ZM196 139H197V138H196ZM196 139L192 141L194 144H195V142L198 141V140H196ZM229 139H230V138L228 137V140H225V139H224V140H222V141H228V142H230L231 140L229 141ZM240 139H241V138H240ZM17 140H18V139H16L15 141H17ZM24 140H25V138H24ZM67 140L70 141V142H68L70 146H68L67 143H66V145H64L63 142H67ZM97 140H98V139H97ZM97 140H96V141H97ZM164 140H165V139H164ZM173 140H174V139L171 138V140H170L171 143L173 142ZM175 140H176V139H175ZM199 140H200V139H199ZM212 140H213V139H212ZM214 140H215V139H214ZM216 140H217V139H216ZM5 141H6V140H3L4 145H6V144H5ZM11 141H12V140H11ZM11 141H9V142L11 143ZM15 141L13 140V142H15ZM26 141L29 142V141H32V140H28V139H27ZM26 141H23V139H22V142H25V143L28 144V142H26ZM35 141H36V140H35ZM37 141H38V140H37ZM37 141H36V142H37ZM39 141H40V140H39ZM45 141H47V140H45ZM96 141H94V142H96ZM99 141H100V140H98V143H97V142L95 143V144H97V145H95V146L97 147V149H99V150L101 151L100 153H102V154L104 153V154H105V152L108 150V148H107V150H106L105 152L103 151V150L106 149L105 144H109V145H110L109 142H111L112 139H111V141H110V140H109V141L107 140L108 143H106L107 141H103V142H105V143L102 142L103 144L101 143L102 140L100 141V145H104V146H103V147H105L104 149H100L101 147H99V145H98V144H99ZM113 141H114V138H113ZM116 141H117V139H116ZM116 141H114V142H116ZM118 141H120V140H118ZM133 141H135L134 138H133ZM133 141H131V145L134 144ZM141 141H140V142L138 141L139 143L136 142L135 144H137V143L140 144ZM144 141H145V142H144ZM166 141H169V140H166ZM166 141H164V143H165ZM170 141H169V142H170ZM194 141H195V142H194ZM218 141H219V140H218ZM240 141H241V140H240ZM13 142H12V143H13ZM33 142H34V141H32V143H33ZM41 142L44 143V141H43L42 139H41ZM47 142H48V141H47ZM73 142H74V141H73ZM114 142H112V143H114ZM188 142H190V141H188ZM188 142H187V143H188ZM200 142H202V140L199 141L198 144H199ZM219 142H221V141H219ZM219 142H217V143H219ZM238 142H239V141H238ZM242 142H243V141H242ZM3 143H2V142L0 143V144H2V145H0L1 147L3 146ZM15 143L18 144V142H15ZM42 143H41V144H42ZM50 143H45L47 147H42V148H41L42 151H46L49 147H51V148H50V151H51V150L53 149L52 147H54V146H53L52 144H51L52 146H49ZM62 143H63V144H62ZM87 143H85V144H87ZM90 143H91V142H90ZM90 143L87 144V147H85V146H86V145H85V146H84L85 148H84L82 145H81V147H83L84 149L89 148V144H90ZM154 143H155V142H154ZM171 143H169V144L172 145ZM187 143H186V144H187ZM193 143L190 142L189 144H187L188 147H187V145H186L187 148L191 147V145H192L193 148H189V150H190L191 152H192V149L195 148V145H197V143H196L195 145H194ZM215 143H216V141H215ZM215 143H214V144H215ZM217 143H216V144H217ZM222 143H223V142H222ZM239 143H240V142H239ZM239 143H237V145H238ZM243 143H244V142H243ZM243 143H242L241 145H243ZM262 143H263V142H261V146H262ZM37 144H38V146L40 145L39 142H37ZM45 144H43V145L45 146ZM135 144H134V145H135ZM141 144H142V143H141ZM141 144H140V145H141ZM156 144H157V143H156ZM156 144H155V146H153V147H154V148H153L154 150L157 149L156 146H157V147L159 146L158 144H157V145H156ZM166 144H167V143H166ZM166 144H163V145H166ZM190 144H191V145H190ZM200 144H201V143H200ZM211 144H212V143H211ZM219 144H220V143H219ZM223 144H224V143H223ZM258 144H259V143H258ZM12 145H13V144H12ZM19 145H18V148L20 147ZM23 145H24V147H26V148L28 147L26 144H23ZM23 145L21 144V147H23ZM28 145L31 146L30 143H29ZM63 145L65 146L64 149H63V147H62V148L60 147V146H63ZM109 145H107V146L109 147ZM128 145L130 146V144H128ZM140 145H138V146L136 145V146L138 147V150H137V149H136L137 151L135 150L136 153L139 152V149L141 150L142 146H140ZM142 145H143V144H142ZM146 145H147V146H146ZM151 145H153V143L151 144L150 141H149V145L145 143V146H146L147 150H149L150 147L152 148ZM167 145H168V144H167ZM167 145H166V146H167ZM170 145H169V146H170ZM189 145H190V146H189ZM239 145H240V144H239ZM241 145L237 147V150L240 149V148H243V146L241 147ZM6 146H7V145H6ZM9 146H10V144H9ZM32 146H33V145H32ZM32 146H31L30 148H32ZM35 146H36V145H35ZM91 146H93L92 143L90 144V148H91ZM95 146H94V147H95ZM111 146H114V145H110V147H111ZM149 146H150V147H149ZM166 146H165V147H166ZM4 147H5V146H4ZM4 147H3V148H4ZM14 147L16 148L17 146L14 145V146H12V147H10V148L15 149ZM33 147H34V146H33ZM36 147H37V146H36ZM36 147H34V148L31 149V150H35V151H36V150H37V149H35ZM98 147H99V148H98ZM140 147H141V148H140ZM184 147H185V146H184ZM184 147H183V148H184ZM239 147H240V148H239ZM259 147H260V146H259ZM3 148H2V150H3ZM10 148H9V149H10ZM18 148H17V149H18ZM26 148H25V150H26ZM28 148H29V147H28ZM28 148H27V149H28ZM37 148H38V147H37ZM44 148H45V149H44ZM72 148H73L74 150H72ZM90 148H89L88 150H91ZM92 148H93V147H92ZM112 148H113V147H112ZM134 148H135V147H134ZM163 148H164V147H163ZM173 148L176 149L175 147H172V149H173ZM4 149H8V148L6 147V148H4ZM9 149H8V150H9ZM21 149H22V148H21ZM21 149L19 148L20 151H19V150H18V151L21 152V151H22ZM23 149H24V148H23ZM41 149H40V150H41ZM81 149H82V148H81ZM81 149H80V150H81ZM110 149H111V148H110ZM131 149H133V146H132ZM144 149H145V148L143 147V150L140 151V152H144V151H146V150H144ZM161 149H162V146H160V148H158V151H157V152H159ZM165 149H169V147H166ZM177 149H179V148H177ZM195 149H196V148H195ZM195 149H194V152H195ZM202 149H204V148L202 147ZM249 149H250V148H249ZM257 149H258V148H257ZM40 150L38 149V153H41V152H42V151L39 152ZM80 150H79V151H80ZM88 150H85V151H84V150L82 149L80 153L78 152V153L76 154V156L84 155V154H83V152H84V153H85V156H83V158H84V157L86 158V156H88V157H87V159H88L89 156H93V155H94L93 151L96 150V148H93V151L91 150L93 154L89 153V155H88L87 152H90V151H88ZM99 150H98V153H99ZM111 150H112V149H111ZM111 150H110V151H111ZM151 150H152V149H151ZM162 150H163V149H162ZM200 150H201V149H200ZM200 150L197 149V151H200ZM10 151H11V150H10ZM13 151H14V150H13ZM26 151H29V152H30L29 149L26 150ZM26 151H24V153L21 152V153H20V154H22L21 156H23V154H25ZM35 151H34V154H35L36 157H34V155H33L34 158H32L31 161H33V159H35V161H37V157H39V158H41V157H42V158H45L46 156H44V154H46V155H47V154H48V155H51L50 153H52V152L49 153V152H48L49 149H48V150L46 151V153H45V152L43 153V156H42V155H41V156H37L36 153H35ZM57 151H58V150H57ZM66 151H65V153L67 154ZM71 151H72V152L75 151V152L72 153ZM82 151H83V152H82ZM102 151H103V152H102ZM133 151H134V150H133ZM165 151L167 152V150H165ZM168 151H170V150H168ZM172 151H173V153H175L174 150H172ZM172 151H170V153H168V152H167V153H168V154H171ZM177 151H178V150H177ZM182 151L189 152V151H187V149H186V150H185V149H182ZM197 151H196V152H197ZM202 151H203V150H202ZM238 151H239V150H238ZM238 151H237V152H238ZM256 151H257V150H256ZM256 151H255V152L252 151V153H250V154L253 155V154L258 153V154H260V157H261V152H262V156H264V155H263V154H264V153H263V150L261 151L260 149H258V151H260V152H258V151L256 152ZM7 152H8V151H7ZM7 152H6V153H7ZM15 152H17L16 149H15ZM140 152H139V153H140ZM153 152H154V151H153ZM194 152H193L192 154H196V155L199 154V152H198V153H194ZM242 152H243V151H242ZM246 152H248V151H246ZM246 152H245V153H246ZM0 153H1V152H0ZM6 153H5V155H6ZM10 153H11V152H10ZM38 153H37V154H38ZM58 153L61 154L62 157L66 156V155H64L63 152H62L63 154H62L61 152H59V151H58ZM106 153H107L108 156L111 155V154L109 153V150H108V152H106ZM112 153H113V151H112ZM162 153L164 154V151H163ZM167 153H166V154H167ZM173 153H172V154H173ZM26 154H27V153H26ZM31 154H33V151H32ZM31 154H30V155H31ZM41 154H42V153H41ZM78 154H81V155H78ZM90 154H91V155H90ZM102 154H98V155L106 156V155H104V154L102 155ZM140 154H141V153H140ZM142 154H143V153H142ZM142 154H141V155H142ZM154 154H155V153H154ZM156 154H159V153H156ZM172 154H171V155H172ZM202 154H204V153H201V151H200V156H201ZM233 154H234V153H233ZM238 154H239V153H238ZM240 154H242V153L240 152ZM258 154H257V155H258ZM7 155H8V153H7ZM13 155H14V154H13ZM18 155H19V154L17 153V156H18ZM38 155H40V154H38ZM54 155H56L57 158L60 157V156H58V154H53L52 156H54ZM63 155H64V156H63ZM69 155H70V154H68V155L65 157V159L68 158ZM95 155H97V152H96ZM161 155H162V154H161ZM171 155H170V157H171ZM220 155H221V153H220ZM223 155H224V154H223ZM223 155H222V156H223ZM234 155H237V153H235ZM234 155H233V156H234ZM246 155H247V154H245L244 156H246ZM248 155H249V154H248ZM248 155H247V157H248ZM2 156H3V155L0 156V157H1L0 159L2 160V162H3V163H9V164L12 165V168H14V167H13L14 165L12 164L13 161L11 162L12 158L8 157V158H10V159H9L10 161H9V160H5V158H4L5 156H4V157H3L4 160H5V162H4V160L2 159ZM9 156H12V154H10ZM15 156H16V155H15ZM17 156H16L15 158H17ZM52 156H50V158H51ZM72 156H71V157H72ZM74 156H75V155H74ZM74 156H73V158L76 157V156H75V157H74ZM108 156H107V157H108ZM166 156H167V155H166ZM191 156H192V155H191ZM194 156H195V155H194ZM226 156H227L226 159H225V156L222 157V158H224V160H226V161H224V162L221 161V163H222L223 165H224V163H226V162L228 161L227 158L231 157L232 154H231V156H230V155H226ZM244 156H243V157H244ZM25 157H26V156H24L23 158H25ZM62 157L58 158V161L61 159V160L63 161V162H61V163L65 164L66 162H64V161H66V160L62 159ZM71 157H70L69 160H71ZM98 157H100V156H98ZM107 157H106V162L108 161ZM112 157H113V156H112ZM153 157H155V156H153ZM161 157H162L161 160H163V159L165 158V155H164V156H161ZM180 157H182V159H180V161L185 160V161H182L181 163L187 164V162H189V164L191 165L192 168H200V167H198V164H200V162H198V164L196 163L197 166L194 167L193 165H194L195 162H191V163H190V161H193V159H191V160L188 159L187 162H186V159L184 158V156H180ZM195 157H196V156H195ZM219 157H220V156H219ZM240 157H241V156L239 155V158H240ZM250 157H251V156H250ZM15 158H14V159H15ZM28 158H29V157H27V159H28ZM30 158H31V156H30ZM42 158H41V159H42ZM76 158H77V159H72L73 161H72V160L69 161V160L67 159V160L69 161V163L67 162V163H68V166H67L66 164H65V166H66V170L68 171V173H69V172H70V173L72 172V170L70 171L69 169L71 168L70 166H73V165L75 164V163L73 164L72 162H75L76 160H78V157H76ZM83 158H82V159H83ZM95 158L98 159V162H99L100 165H101V164H104V165L107 164V163H105V158H103V157H100V159H99V158H97V157L95 156L94 158L92 157V158H90V159L95 160ZM108 158H109V157H108ZM115 158H116V157H115ZM166 158H167V157H166ZM166 158H165V159H166ZM172 158H173V156H172ZM176 158L179 160V157H175V158H174L175 160H174V159H173V160H174V163L177 165V162H178V161H177ZM183 158H184V159H183ZM197 158H198V157H197ZM220 158H221V157H220ZM234 158H236V156H235ZM248 158H249V157H248ZM6 159H7V157H6ZM18 159H21V161H20V160H17V161L22 162V158H21V157H20V158L18 157ZM41 159H40L39 161H42V160H43V159H42V160H41ZM48 159H49V158H48ZM52 159H55V157H53ZM52 159H51V161H50V159H49V161H48V163L51 162V166H53V165H56V166H57V165L60 164V163H57L58 161H55L56 164L54 163V164L52 165V162H53ZM82 159H80V160H82ZM117 159H118V158H117ZM117 159H112V158H110V160H113V161L115 160V161H114L115 163H117V162L119 163V161H117ZM158 159L160 160V157H159ZM214 159H215V158H214ZM229 159H230V160H229V163L233 161L231 158H229ZM237 159H238V158H237ZM242 159H243V158H241V160H242ZM255 159H258L259 161H261L259 164L257 163L258 161H257V162L255 161V163H257L258 165L261 166V167L259 166V169L262 168V165H261V164H262L263 161H264V157L259 158V155H258ZM261 159H263V160H261ZM1 160H0V162H1ZM29 160H30V159H29ZM55 160H56V159H55ZM61 160H60V161H61ZM74 160H75V161H74ZM84 160H85V159H84ZM118 160H119V159H118ZM156 160H157V159H156ZM173 160H172V161H173ZM189 160H190V161H189ZM198 160H199V158H198ZM201 160H206V159H202V158H201ZM216 160H217V162H218V158H216L215 161H216ZM220 160H223V159H220ZM220 160H219V161H220ZM231 160H232V161H231ZM238 160H239V159H238ZM245 160H246V159H245ZM7 161H9V162H7ZM17 161H14V164H15ZM31 161H30V162H31ZM35 161H34L33 163H36ZM44 161H45V160H44ZM46 161H47V159H46ZM46 161H45L44 163L41 162L42 164H40V162H39V163H36V164L41 165V166H42V165L45 166V164L47 163ZM60 161H59V162H60ZM91 161H92V160H91ZM95 161H96V160H95ZM116 161H117V162H116ZM152 161H153V160H152ZM152 161H151V162H152ZM163 161H165V160H163ZM175 161H176V162H175ZM194 161H195V159H194ZM215 161H212V162H213V163H216ZM242 161H243V160H242ZM10 162H11V163H10ZM19 162H18V163H19ZM23 162L25 163L26 161L24 160ZM84 162H85V161H84ZM109 162H110V161H109ZM109 162H108V165L110 164V166H114V165L116 166V164L112 165L111 162H110V163H109ZM151 162H150V163H151ZM157 162H160V161H157ZM201 162H202V161H201ZM208 162H209V161H208ZM239 162H240V161H239ZM18 163H16V164H17L16 167H18V165H19L20 168H21V163H20V164H18ZM26 163H27V162H26ZM33 163H32V164H33ZM150 163H149V165H151ZM152 163H156L155 160H154V162H152ZM164 163H166V162H164ZM172 163H173V162H172ZM178 163H179V164H178V166H179L181 163H180V162H178ZM192 163H193V164H192ZM213 163H210V164H213ZM221 163H220V164H221ZM232 163H234V162H232ZM240 163H241V162H240ZM252 163H253V162H252ZM255 163H253V164L255 165ZM9 164H6V165H7V166H6L5 164L2 165V163H1L0 165H1L2 167L5 166V169H6V167H7L6 170H7L8 172H9V170H10V172H12V168L9 167V166H10ZM16 164H15V165H16ZM22 164H23V163H22ZM29 164H31V163H29ZM36 164H35V165H36ZM63 164H62L61 167H62V169H63V167H64L63 170H65V166H63ZM69 164H72V165H69ZM79 164H82V162H80ZM156 164H157V165H156ZM156 164H155V167L157 168V166H159L160 163H159V164L156 163ZM167 164H170V165H171L170 161H168ZM175 164H174V166H170V167H172V169H173V170H172V169L170 170V172H169L170 174L167 173V175L169 174L170 177H171V175H172L171 173H174V172L176 171V170H175V169H176V168H175ZM189 164L185 165V167H187ZM203 164H205V163L203 162V163L201 164V166H204ZM217 164H218V163H217ZM217 164H216V165H217ZM220 164H219V165H220ZM222 164H221V165H222ZM235 164H236V162H235ZM245 164H246V163H245ZM248 164H249V163H247V165H248ZM8 165H9V166H8ZM26 165H28V164H26ZM26 165H25V166H26ZM33 165H34V164H33ZM35 165H34L33 167H35ZM38 165H36V166L38 167ZM91 165H92V164H90V166H91ZM152 165H153V167H154V164H152ZM190 165H189V166H190ZM213 165H214V164H213ZM219 165H217V166H219ZM225 165H226V164H225ZM236 165H237V164H236ZM247 165H246V166H247ZM251 165H252V164H250V166H251ZM263 165H264V164H263ZM1 166H0V167H1ZM25 166H24V167H25ZM30 166H31V165H30ZM41 166H40V167H41ZM46 166H47V164H46ZM51 166H50V167H51ZM80 166H82V165H80ZM85 166H86V165H85ZM94 166H95V165H94ZM118 166H119V164H118ZM162 166H163V164H162ZM183 166H184V165H180V166H179L180 168H179V167H178V168H179L180 170H182V169H183V168H182ZM189 166H188V167H189ZM209 166H210V165H208V167H209ZM227 166H228V165H227ZM231 166H232V165H231ZM242 166H243V164H242ZM246 166H245V167H246ZM250 166L246 167V170H247V171H249L247 168H250ZM2 167H1V168H2ZM27 167H28V166H27ZM31 167H32V166H31ZM31 167H30V168H31ZM48 167H49V166H48ZM61 167L59 166V168H58V167H54V168H51V169L54 170V169L58 168V169L60 170ZM68 167H70V168L68 169ZM165 167H166V166H165ZM168 167H169V165H167L166 168H168ZM170 167H169V168H170ZM176 167H177V166H176ZM188 167H187V168H188ZM210 167H211V166H210ZM239 167H240V165H239ZM255 167H256V166H255ZM1 168H0V169H1ZM9 168H10V169H9ZM20 168L18 167V168H16V170H14V169H13V170L17 172L18 169H19V170H22V169H23V167H22L21 169H20ZM35 168H36V167H35ZM35 168H34V170H35ZM41 168H42V167H41ZM44 168H45V167H44ZM44 168H42V169H44ZM76 168H78V167H76ZM76 168H74L73 172H74V171H77V172H78V170L80 169V167H79L78 170H76ZM91 168H92V167H91ZM149 168L152 169V172H153L154 175H155V173H156V176L158 175V173H159V169L157 170V171H158V173H157V172L153 171V170H155L156 168L154 169V168H152L151 166H150V167L148 166V168H147L146 170H149ZM169 168H168V169H162V168L160 167V170L162 169L161 171H163V170H168V171H169ZM174 168H175V169H174ZM181 168H182V169H181ZM204 168H207V167L204 166ZM204 168L201 167V171H202V169L204 170ZM212 168H213V167H211V169H212ZM220 168H223V167L220 166ZM231 168L234 169V168H237V167L234 166V168H233V167H230V169H231ZM5 169H4V170H5ZM8 169H9V170H8ZM24 169L27 170L28 168H24ZM31 169H32V168H31ZM37 169L39 170L40 168H37ZM47 169H48V168H45V170H41V169H40V171H41V172H44V171H45L44 173H47V172H48V171H46ZM51 169H50V170H51ZM58 169H56V171H57ZM62 169H61V170H62ZM88 169H90V168L87 167V170H88ZM189 169H191V168L189 167ZM226 169H227V168H226ZM226 169H225V170H226ZM237 169H239V168H237ZM237 169H236V170H237ZM251 169H253L251 172L254 174L255 169L253 168V166L251 167ZM262 169H263V168H262ZM28 170H29V169H28ZM28 170H27V171H28ZM34 170H33V171H34ZM53 170H51V171H53ZM59 170L56 172L57 175H59V174H58ZM66 170H65L64 172H65V174L67 175L68 173H67ZM83 170H84V169H83ZM87 170H84V171L89 172V171H87ZM121 170H122V169H121ZM174 170H175V171H174ZM180 170H179V172H180ZM192 170H193V169H192ZM192 170H191V171H192ZM195 170H198V169H195ZM214 170H215V169H214ZM223 170H224V168H223ZM239 170H240V169H239ZM243 170H244V168H243ZM263 170H264V169H263ZM1 171H2V170H1ZM1 171H0V172H1ZM14 171H13V172H14ZM30 171H31V170H30ZM30 171H29V172H30ZM51 171H50V172H51ZM90 171H91V169H90ZM93 171H95V170H93ZM101 171H102V170H101ZM149 171H150V170H149ZM161 171H160V174L163 175L165 172H164V173H161ZM171 171H174V172H171ZM182 171H184V170H182ZM182 171H181V172H182ZM212 171H213V170H212ZM220 171H222V170L220 169ZM220 171H219V172H220ZM234 171H235V170H234ZM2 172H4V171H2ZM22 172H23V171H21L20 175L22 174ZM24 172L26 173V171H24ZM29 172H27V173L29 174ZM35 172H36V171H35ZM38 172H39V171H38ZM41 172H39V173H41ZM50 172H49V173H50ZM53 172H54V171H53ZM61 172H62V173H61ZM61 172H60L61 174L64 173L63 171H61ZM79 172H83V171L81 170V171H79ZM118 172H119V171H118ZM120 172H122V175L125 176V177H122V181H121L122 184H124L125 181H129V180H132V179H133L132 177H131L132 179H131V178L129 179V177H127L129 180H126V176H128V173H127L128 171L125 172L124 174H123V171H120ZM177 172H178V169H177ZM179 172H178V175L175 174V176H177V177H175L174 175H173L174 177L172 176V178L174 179L173 181H175V180H177V179H179V180H184V179H182V178H185V177H188L189 175H190V176L192 175V174H189V172H187V171L184 172L185 175H183L182 173H181L182 175H180ZM194 172H195V174L200 173V172H198V171H197V172L194 171ZM227 172H229V170H228ZM261 172H263V171H261ZM4 173L6 174L7 172H4ZM25 173H24V174H25ZM54 173H55V172H54ZM94 173H95V172H94ZM147 173H149V172H147ZM186 173H188V174L186 175ZM190 173H192V172H190ZM236 173H237V171H236ZM236 173H235V174H236ZM243 173H244V172H243ZM249 173H250V172H249ZM252 173L248 175V178L250 177V175H251V176L253 175ZM5 174H3V175L5 176ZM8 174H9V173H8ZM11 174H12V173H11ZM11 174H10V175H11ZM15 174H16V173H15ZM28 174H27V175H28ZM32 174H33V173H32ZM37 174H38V173H37ZM51 174H53V173H50V175H51ZM56 174H54V175H56ZM61 174H60V175H61ZM72 174H73V173H72ZM76 174L78 175L79 173H76ZM82 174L84 175L85 173H84V172H83V173H80V174H79L80 177H82ZM91 174H92V173H91ZM118 174H119V177H120V174H121V173H118ZM125 174H126V175H125ZM145 174H146V173H145ZM160 174H159V175H160ZM193 174H194V173H193ZM200 174H202V173H200ZM213 174H215V175L218 174L217 176H218L219 178H221V180L224 181V182L222 181V183H223L222 186H225V185H224L225 180L222 179V178H223V177H224V178L226 177V179H229V178H230V177L228 178V176H230L229 173H226V174H228V176H225V174H224L223 177H221L222 174L219 175V173H218L217 171L213 172ZM246 174H248V172H246ZM246 174H244V177H246ZM257 174H258V172H257ZM260 174H261V173H260ZM13 175H14V174H13ZM13 175H12V176H13ZM22 175H23V174H22ZM22 175H21V176H22ZM25 175H26V174H25ZM30 175H31V173H30ZM30 175H29V178L32 177V180H33V177L36 176V175H34V174H33L34 176H33V175L30 176ZM42 175H43V174H42ZM42 175L40 174V176H38V178L40 179V177H41L42 182H44V180H46L45 183H47V184L44 186L45 189L42 187V189H44L45 191H42V190L40 189V187H37V186H36L38 183H35V182H34L35 184H34V183L32 184V185H35L34 187H37V188H36L37 190L40 189V191H39L40 194H39V196L36 195L37 198H33V197H32L34 200H33L32 198H31V199L28 198V200L30 201L29 204L32 205V208L30 207L29 210L26 209V210H27V214H25L26 217H27V215H29V214H33L35 211H37V209H35V208H36V207L38 208V206H40V205L42 206V205L44 204L43 202H45V206H47L48 208H50L49 205H50V206H53V205L55 206L54 208L51 207V208H50L51 210H49V209L47 208V209L49 210V212L46 211V209H45V210H42V211H44V212H48L49 215H50L51 213H53V214H55L56 212L58 213V211H60V210H61V213H62V212H63V209H64V212H67L66 209L71 210V209L74 208V207H76V209H77L78 201L80 202L81 199H82V201H85V200H86V199H83V195H81V196H82L81 199L78 198L79 200H77V197H79V196L76 197V195L74 194L75 200L73 199L72 202L76 201L77 204H76V202H74V205H70V206H74V207H72V208L70 209V207L68 206L69 208L67 207V208L65 209V205L63 206V205L61 204L62 201H61L60 199H62V198L60 197V192L63 191L62 193H64L65 191L67 192V190H65V187L60 188V187L62 186V185H60L61 183L59 184L60 186L58 185L59 182L56 181V180H57V178H59V176H58V177L54 176V179H55V181L57 182V185H58V186H57V185H56V186L59 187V188H58V190H53V191H52L53 188H54V189H57V187H54L55 185H54V186H52L51 184L49 185V182H51V181H48V180H53V181H54V179H53V178L51 179V176H50V175H49L50 179L45 178V177H48V176H46V174H45V176H44L45 179H42V177H43ZM92 175H95V174H92ZM122 175H121V176H122ZM149 175H151V173H150ZM149 175H148V174L145 175V176L147 177V178L145 177V178H146L145 180H148V181L153 180V181H154L155 179H151V178H150V180H149V178H148V177H150ZM232 175H234V173H233ZM238 175H239V174H238ZM238 175H237V178H239V177H243V176H240V175H239V177H238ZM0 176H1V174H0ZM7 176H8V177H7ZM12 176H11V177H12ZM64 176H65V175H64ZM68 176L70 177V176H72V175H69V174H68ZM74 176H75V175H74ZM96 176H97V175H96ZM114 176H115V175H114ZM178 176H179V177L182 176V177L178 178ZM217 176H215V177L217 178ZM235 176H236V175H234V177L231 176L232 179H233V178L235 179V178H236ZM253 176H254V175H253ZM253 176H252V177H253ZM11 177H9V175L6 174L5 183H6V182H8L9 184L12 183V184H13V187L16 186V189H17L18 186H17L16 184L19 183V182H18L14 177H17V178H18L19 176L14 175V177H13V178L15 179V181H17L15 185H14V181H13V182H10V181H9V179H10ZM26 177H28V176H26ZM26 177H25V178H26ZM36 177H37V176H36ZM52 177H53V176H52ZM66 177H67V176H66ZM66 177H65V178H66ZM80 177H79V178H80ZM90 177H91V176H90ZM117 177H118V176H117ZM151 177H152V175H151ZM154 177H155V176H154ZM154 177H152V178H154ZM158 177H159L158 179L156 178L157 180H159V179L162 180V178H165L166 175L163 176V177H161V178H160V176H158ZM195 177H196V176H195ZM215 177H214V178H215ZM254 177L256 178V176H254ZM262 177H263V176H261V178H262ZM0 178L2 179V176H1ZM3 178H5V177H3ZM13 178L11 179V181L13 180ZM20 178H22V177H20ZM20 178L18 179L19 181H20V180H21V181L25 180V179H20ZM62 178H63V177L61 176L60 179H62ZM72 178H73V177H72ZM196 178H199V176L196 177ZM237 178H236V179H237ZM34 179H35V177H34ZM39 179H35V181H38ZM67 179H69V178L67 177L66 180H67ZM89 179H91V180L93 181L92 178H89ZM123 179H124V182H123ZM166 179H167V178H165V180H166ZM194 179H195V178H194ZM200 179H202V181H200L199 179H198L199 182L194 181V180H193V181L199 183V184L201 185V187H202V185H203L202 182H204L203 180H205V179H203V178H200ZM245 179H247V177L244 178V180H245ZM3 180H4V179H3ZM26 180H27V178H26ZM30 180H31V179H30ZM30 180L28 179L29 182H30ZM41 180L38 181V182H40L38 186H40V184H42V183H41ZM112 180H113V179H112ZM119 180H120V178H119ZM145 180H143V181H145ZM157 180H156V181H157ZM161 180H160V181H161ZM165 180H164V181H165ZM169 180H170V179H169ZM191 180H192V178H191ZM216 180H217V179H216ZM216 180H215V181H216ZM221 180H220V183H221ZM237 180H238V179H237ZM240 180H241V178H240ZM240 180H238V181H240ZM244 180H243V181H244ZM260 180H261V179H260ZM262 180H264V178H262ZM0 181H1L0 183H2V180H0ZM28 181L26 182V185H27ZM47 181H48V182H47ZM67 181H68V180H67ZM88 181H89V180H88ZM117 181H118V180H117ZM132 181H133V180H132ZM148 181H146V182H148ZM153 181H152V182H153ZM160 181H159V182H160ZM162 181H163V180H162ZM213 181H214V180H213ZM217 181H218V180H217ZM226 181H228V180H226ZM254 181H256V180L251 181V177H250L249 180L247 179V182H246V180L244 181V184H245V182H246V185H247V186H246V185H245V187H243L244 185L241 186V187H243V188L248 187V188H246V189H243V188H242V189H243L244 191L249 192V194H248V193H244V192L242 193L243 190L241 191V189H240L241 193H239V194H242L243 196H244V194H245V195H246V194L249 195V197H248V196H244L245 198H246V197L248 198V201L244 202V204L247 203V202H248V203L245 204V206H243V207H244V208H242V209H243V210H242L243 212H245L246 210H250V208H249V209H248V208H245V207H251V206H246V205H248V204H249V205L251 204V203H250V202H251L250 200L254 201V199H255V201L257 202L258 197L260 198V196L263 197V195H264V191H263V188H262V185L264 186V184L261 185V182H260V181H259L260 184H259V183H258V184L256 183L257 185H261V186H260V187H261L260 189H262V190H259V187H258V186L256 187V186L254 185L255 183L252 184V182H254ZM32 182H33V181H32ZM32 182H31V183H32ZM74 182H75V181H74ZM84 182H85V181H84ZM90 182H91V181H90ZM93 182H94V181H93ZM97 182H98V181H97ZM104 182H106V181H104ZM110 182H111V181H110ZM110 182H109V183H110ZM113 182H114V181H113ZM121 182H119V185H121V186H123V187H125V188H126V187L129 188V187H131V186L133 187V185H131V184H135V185L138 184V183H136V182H138L137 180H136V182H135V181H133V183L131 182V184H128V182L125 183V184H128V185H130V186L122 185V184H120ZM129 182H130V181H129ZM146 182H145V183H146ZM152 182H151V183L148 182L149 185L151 184V185H150L151 187L147 184L148 187H147V186H146V187L143 186L144 189H145V188H149V187L152 188V185L154 186V185L156 184L155 182H154V184H152ZM179 182H180V181H179ZM183 182H184V181H182V183H183ZM218 182H219V181H218ZM218 182H217V183H218ZM229 182H230V181H229ZM234 182L237 183L235 180H234ZM3 183H4V182H3ZM5 183H4V185H7V186H6L7 189H6V187H5V189H6V190L11 189V190H12L11 187H8V186H10V185L7 184V183L5 184ZM22 183H24V181H23ZM45 183H44V184H45ZM87 183H88V182H87ZM87 183H86V184H87ZM98 183H99V182H98ZM101 183H102V182H101ZM106 183L108 184V181H107ZM106 183H102V184L105 186ZM157 183H158V182H157ZM162 183H163V182H162ZM168 183L170 184V183H172V182H170V181L168 182V180H167V184H168ZM173 183H174V182H173ZM201 183H202V184H201ZM207 183H208V182H206V183H204V184L207 185ZM214 183H216V182H214ZM220 183H218L217 185H219ZM222 183H221V184H222ZM20 184H21V183H20ZM52 184H53V183H52ZM55 184H56V183H55ZM64 184H65V183H64ZM107 184H106V186H108ZM110 184H111V183H110ZM115 184H117V183H115ZM158 184H159V183H158ZM164 184H165V183H164ZM164 184H162V185H164ZM167 184H165L164 187H167V186L169 185V184H168V185H167ZM177 184H179V183H177ZM177 184H176V186H175L176 188H177ZM180 184H181V183H180ZM183 184H184V183H183ZM195 184H196V183H195ZM199 184H198V188H199V186H200ZM227 184H230V183L227 182ZM18 185H19V184H18ZM21 185H22V184H21ZM26 185H25V186H26ZM28 185H29V184H28ZM70 185H71V184H70ZM103 185L99 184V186H101V188L103 187ZM156 185H157V184H156ZM156 185H155V186H156ZM159 185H161V184H159ZM166 185H167V186H166ZM173 185H174V184H173ZM173 185H172V186H173ZM209 185H210V183H209ZM211 185H212V183H211ZM30 186H31V185H30ZM47 186H49L50 188L53 187L52 189H50V190L52 191V193H50L51 191L49 192V188H46ZM63 186H64V185H63ZM65 186H67V183L65 184ZM72 186H73V185H72ZM99 186H98V187H99ZM106 186H105V187H106ZM117 186H118V185H117ZM121 186H120V187H121ZM137 186H141V184H140V185L138 184ZM137 186H136L135 188H137ZM179 186H181V185H179ZM179 186H178V187H179ZM189 186H190V185H189ZM219 186H220V185H219ZM226 186H227V185H226ZM232 186H233V185H231V187H232ZM239 186H240V184H239ZM0 187L3 188L4 186H0ZM27 187H29V186H27ZM31 187H32V186H31ZM67 187H69V186H67ZM77 187H78V186H77ZM105 187H103V188L105 189ZM110 187L113 188L114 186H110ZM120 187H117V188H120ZM132 187H131V188H132ZM141 187H142V186H141ZM141 187H140V188H141ZM159 187H160V186H159ZM175 187H174L173 189H175ZM184 187H185V186H184ZM187 187H188V185H187ZM196 187H197V186H196ZM203 187H205V186H203ZM220 187H221V186H220ZM227 187H230V186H227ZM227 187H226V189H228ZM231 187L229 188V189H230V192L234 191V190H232L233 188H231ZM234 187H235V185H234ZM19 188H20V187H19ZM19 188H18V189H19ZM23 188L25 189V187H23V185H22V189L18 190V191H19L18 194H19L20 192H22L21 190H23ZM32 188H33V187H32ZM71 188H73V187H71ZM71 188H70V189H71ZM83 188H84V187H83ZM112 188H110V189H112ZM125 188H124V189H125ZM133 188H134V187H133ZM133 188H132V189L129 188V189L131 190V192H132ZM140 188H139V189H140ZM154 188H155V187H154ZM154 188L152 189V191L154 190ZM160 188L163 189V187H160ZM167 188H168V190H169V188L171 189L170 185H169V187H167ZM167 188H166V189H167ZM192 188H193V187H192ZM192 188H191V189H192ZM198 188H197V190H198ZM218 188H219V187H218ZM249 188H250V189H249ZM26 189L28 190V188H26ZM36 189H35V190H36ZM62 189H63V190H62ZM87 189H89V188H87ZM97 189H98V188H97ZM97 189H95V190H97ZM99 189H100V188H99ZM129 189H128V190H129ZM137 189H138V188H137ZM137 189H136V190H137ZM139 189H138V190H139ZM177 189H178V188H177ZM180 189H181V188H180ZM203 189L207 190L206 188H202V192L204 191ZM210 189H211V188H210ZM210 189H209V190H210ZM220 189H223L222 191L225 190L223 187L217 189L216 191H217V194H218V195L215 194V196L218 197L219 194H221V196H222V193H220V192H222V191H220ZM234 189H236V188H234ZM237 189H238V188H237ZM247 189H249L250 191L247 190ZM257 189L259 190V192L263 191V194H262V192H261V194L258 193V194H260V195H258V197L253 196L254 198L251 199V198H252L251 196H252V195H255V194H253V192H255V193L257 194V192H256ZM11 190H9V191H11ZM29 190H30V193L33 192V191L35 192L34 188H33V191H31L32 189H30V188H29ZM29 190H28V191H29ZM46 190H47V191H46ZM84 190H85V189H84ZM84 190L82 189L83 192H84ZM92 190H93V189H92ZM106 190L109 191V190H108V187H106ZM106 190H105V191H106ZM118 190H119V189H118ZM118 190H117V192H118V193H117V192H116V187H115V192L117 193V195L119 194L120 191L122 192L123 188L120 189V191H118ZM136 190L134 189L133 191L135 192ZM138 190H137V191H138ZM148 190H149V193H150V190H151V189H148ZM163 190H164V189H163ZM168 190H167V191H168ZM187 190H188V189H187ZM199 190H201V189L199 188ZM199 190L196 191V194H200V193H201V192H199ZM209 190L206 191L208 194H209ZM218 190H219V191H218ZM0 191H2V193H3V192H4V188L1 189ZM9 191H7L6 193L11 194V193L14 192V195H17V193H15L14 188H13V190H12L13 192L10 193ZM41 191H42V192H41ZM59 191H60V192H59ZM93 191H94V190H93ZM98 191H99V190H98ZM100 191H101L102 193L104 192V190L102 191L101 189H100ZM100 191H99V192H100ZM110 191H111V193H112L111 195L113 196L112 199H110V200L113 201V203H112V201H111V203L115 206L116 204H114V203L117 202V199H116L117 196H116V194L113 192L114 190H113V191L110 190ZM140 191H141V189H140ZM140 191H139V192H140ZM142 191H144V190H142ZM159 191H160V190H159ZM178 191H179V190H178ZM184 191H185V188H184ZM188 191H189V190H188ZM194 191H195V189H194ZM210 191H212V190H210ZM216 191H213V192L215 193ZM16 192H17V190H16ZM55 192L59 193V194H57V195H58L57 197H58V198L60 197V199H59V204L57 203V200H58L57 197H56V196H52V194H55ZM78 192H79V191H78ZM78 192H77V193H78ZM91 192H92V191H91ZM101 192H100V193H101ZM121 192H120V193H121ZM123 192H124V191H123ZM123 192L121 193L122 196H123ZM131 192H129V193H130L129 195H131L130 197H131V201H132V200H133V198H132L133 196H132V195H133L134 193H133V192L131 193ZM139 192H138V193H139ZM145 192L148 193L147 190H145ZM145 192H143V193H145ZM160 192H161V191H160ZM171 192L174 193L175 190H174V191L171 190ZM171 192L168 191V192H167L168 194L166 193L167 195L165 194V196H168V195L170 196V195H172ZM197 192H198V193H197ZM206 192H205V193L203 192V194L206 195ZM218 192H219V193H218ZM226 192H227V190H226ZM234 192H235V194L238 193V192H236V191H234ZM251 192H252V193H251ZM2 193H0V194H1V195L6 194V193H3V194H2ZM28 193H29V192H28ZM62 193H61V194H62ZM104 193H106V192H104ZM113 193H114L115 195H114ZM124 193H125V192H124ZM127 193H128V192H126L124 195H126ZM135 193H137V192H135ZM143 193H142L141 195H144ZM149 193L147 194V196L149 195ZM151 193H152V192H151ZM151 193H150V194H151ZM163 193H164V192H163ZM169 193H171V194H169ZM232 193H233V192H232ZM232 193H231V194H232ZM24 194H25V193H24ZM26 194H27V192H26ZM31 194H32V193H31ZM84 194H85V195H84V198H87V197H86L87 194H86V193H84ZM109 194H110V192H109ZM139 194H140V193H139ZM139 194H137V195H138L139 198H141V195L139 196ZM157 194H158V193H157ZM194 194H195V193H194ZM203 194H202V196H203ZM208 194H207V195H208ZM210 194H212V192H210ZM210 194H209V197H208V201H209V198L211 199V197H213V195H214V194H212L211 197H210ZM235 194H233V196H234ZM251 194H252V195H251ZM1 195H0V196H1ZM7 195H8V194H7ZM7 195L2 196V197H4V198L7 197L8 199H10V198L12 197V196H10V195H9V197H8ZM21 195H22V196H21ZM55 195H56V194H55ZM79 195H80V194H79ZM137 195H135V196H137ZM160 195H161V194H160ZM183 195H184V194H183ZM207 195H206V196H207ZM223 195H224V194H223ZM227 195H228V197H229V194H227ZM227 195H224V196H223V197L225 198V200H224V198L222 197L223 200H224V201H223V204H225V205H226V204H228V205H232V204H233V205H234L235 203L238 202V201H237V202L233 203L236 199H235V198H232V197H230V198H232L231 201L233 200L232 202H231L230 200H227V199H229V198L227 197ZM242 195H241L240 197H237V199L240 198L241 200H243V199H242V197H243ZM250 195H251V196H250ZM17 196H18V195H17ZM25 196H26V195H25ZM30 196H32V195H30ZM34 196H35V195H34ZM61 196H65L63 199H66V193H65L64 195H61ZM81 196H80V197H81ZM114 196H116V198H114ZM119 196H121V195L119 194ZM119 196H118V198H119ZM135 196H134V197H135ZM144 196H146V194H145ZM192 196H193V195H192ZM199 196H200V195H199ZM206 196H205V197H206ZM231 196H232V195H231ZM14 197H15V196H13V198H14ZM20 197H21V198L23 197V194H22V193H20ZM20 197H19V196H18V198L15 197L16 199L14 198L15 200L13 199V202L16 201L17 199H19ZM54 197H55V199H56V202H55V203H57L58 205H61V206H62L61 208H63V209L58 208L59 206H56V205L53 203L54 200H55ZM67 197H69V198H73L72 195H71V196H68V195H67ZM138 197L135 198V199L139 200ZM142 197H143V196H142ZM156 197H157V196H156ZM159 197H160V196H159ZM159 197H158V199H159ZM161 197H162V196H161ZM181 197H182V196H181ZM189 197H190V196H189ZM194 197H196V195H194ZM205 197L203 196V198H205ZM226 197H227V198H226ZM4 198H3V199H4ZM7 198H5V200H6ZM24 198H25V197H24ZM24 198H23V199H24ZM113 198H114V200H113ZM162 198H164V195H163ZM162 198H160V199H162ZM165 198H168V197H165ZM165 198H164V202L167 200V199H165ZM196 198H197V197H196ZM199 198H200V197H199ZM203 198H202V199H203ZM206 198H207V197H206ZM206 198H205V199H206ZM215 198H216V197H213V199H211L210 201L213 200V202H214V206L217 207L219 204H218V205H216V204L219 203V201L222 202V199H221V198L219 199V197H218V202H217V200H216V201L214 200ZM256 198H257V199H256ZM0 199H1V198H0ZM3 199H1V200H3ZM25 199H26V198H25ZM52 199H53V200H52ZM67 199H68V198H67ZM67 199H66V200H67ZM135 199H134L133 201H135ZM168 199H170V197H169ZM172 199H173V198H172ZM185 199H186V197H185ZM190 199H191V198H190ZM193 199H195V198H193ZM234 199H235V200H234ZM261 199H262V198H260V199L258 200V201L260 202V203H259V202H258V203L261 205V207H260V206H259V207L262 208V209H264V206H263L264 204H262V203H263L262 201H264V200H261ZM51 200H52V202H51ZM68 200H69V199H68ZM70 200H71V199H70ZM115 200H116V201H115ZM146 200H149V199H146ZM146 200H144V201H146ZM155 200H156V199H155ZM175 200H176V199H175ZM183 200H184V199H183ZM188 200H189V198H188ZM203 200H204V199H203ZM241 200H239V201H241ZM7 201H8V200H7ZM7 201H6V202H7ZM9 201H11V199H10ZM17 201H18V200H17ZM64 201H65V200H64ZM64 201H63V202H64ZM149 201H150V200H149ZM152 201H153V200H152ZM170 201H171V200H170ZM179 201H180V200H179ZM190 201H191V200H190ZM227 201L231 202V204L228 203ZM249 201H250V202H249ZM255 201L252 202V204L256 203ZM0 202H1V201H0ZM107 202H108V201H107ZM161 202H162V201H161ZM161 202H159V205H160ZM187 202H188V201H187ZM202 202H203V201H202ZM215 202H216V203H215ZM241 202H242V201H241ZM241 202H238V203H241ZM261 202H262V203H261ZM4 203H5V201H4ZM42 203H43V204H42ZM46 203H48V204H46ZM111 203H109V204H110V208H113V207H111ZM137 203H140V202L137 201ZM137 203H136L135 205H136V206H140V205H141L140 207H143L144 205H142V204H145V203H142V202H141L142 204L138 205ZM195 203H196V202H195ZM5 204H6V203H5ZM51 204H53V205H51ZM75 204H76L77 206H75ZM124 204H125V203H124ZM128 204H129V203H126V205H124V206L126 207V206H128ZM130 204L133 205V203H130ZM151 204H152V203H151ZM151 204H150V205H151ZM188 204H192V203L189 202ZM207 204H210V203H207ZM211 204H212V203H211ZM242 204H243V202L241 203V205H242ZM252 204H251V205H252ZM256 204H257V203H256ZM1 205L4 206V204H1ZM1 205H0V207H1ZM154 205H155V204H154ZM159 205H158V206H159ZM161 205H163V204H161ZM164 205H165V204H164ZM181 205H182V204H181ZM181 205H180V206H181ZM186 205H187V204H186ZM204 205H206V204H204ZM225 205H224V206H225ZM239 205H240V204H237V208H236V204H235V207H233L232 209L236 208L237 211H238V210L240 209V207H241V205H240V207H238ZM66 206H67V205H66ZM121 206H122V205H121ZM129 206H131V205H129ZM129 206H128V208H129ZM147 206H148V204H147ZM158 206H157V207H158ZM172 206H173V205H172ZM184 206H185V205H184ZM189 206H190V205H187V207H189ZM202 206H203V205H202ZM202 206H201V207H202ZM208 206H209V205H208ZM214 206H213V207H214ZM219 206H220V207L217 208V212L222 211V209L224 208V207H221L222 205H219ZM253 206H254V205H253ZM257 206H258V204H257ZM262 206H263V207H262ZM11 207H13V206H11ZM56 207H57V208H56ZM116 207H117V206H116ZM132 207H133V206H132ZM145 207H146V206H145ZM145 207H144V208H145ZM154 207H155V206H154ZM192 207H195V206H192ZM4 208H5V206H4ZM9 208H10V207H9ZM15 208H16V207H15ZM21 208H22V207H21ZM52 208L56 211L55 213L52 211ZM108 208H109V207H108ZM110 208H109V209H110ZM114 208H115V207H114ZM119 208H120V207H119ZM123 208H124V207H123ZM128 208H127V209H128ZM133 208H135V206H134ZM133 208H131V210H132ZM136 208H139V207H136ZM144 208H140V210H142V211H141V213L138 212V215H139V213H140V216L143 214V210H144ZM158 208H159V207H158ZM161 208H162V209H158V210H160V211H162L163 209L165 210L166 206H165V208H164V206H163V207L161 206ZM208 208H210V206H209ZM221 208H222V209H221ZM32 209H33V210H32ZM42 209H43V208H42ZM56 209H57L58 211H57ZM116 209H117V208H116ZM124 209H125V208H124ZM129 209H130V208H129ZM150 209H151V208H150ZM180 209H181V207H180ZM180 209H179V210H180ZM184 209H185V208H184ZM189 209H190V208H189ZM189 209H186V210H189ZM211 209H212V208H211ZM215 209H216V208H215ZM218 209H220V210H218ZM232 209H231V210H232ZM245 209H246V210H245ZM258 209H259V208H258ZM12 210H13V209H12ZM38 210L40 211L41 208H39ZM65 210H66V211H65ZM110 210L112 211V209H110ZM120 210H121V208H120ZM134 210H136V209H134ZM134 210L130 211V213H132V214H131V215L129 214V215H128V218L125 219V217H127V216H124V217H123L122 220H124V222H122V220H119V221H121V222H119L118 224H123V225H122V226H119V227H117V228L120 229V228L122 227V229H124V226H127L126 228H128V226L131 225V228H132V227H135L137 224H140V225H141V223H143V221H145V220L148 218V216H150V215H148V216L145 215V217H144V218H146L145 220H142L141 218L138 219L139 216L136 215V214H137V211H138L139 209H138L137 211L134 212V213H136V214L133 216V214H134L133 211H134ZM164 210H163V211H164ZM179 210H178V211H179ZM186 210H185V211H186ZM212 210H213L214 212L216 211V210H214V209H212ZM254 210H255V209L253 208V211H254ZM7 211L10 212V209L7 208ZM7 211H6V212H7ZM42 211H41V212H42ZM71 211H72V210H71ZM74 211H75V210H74ZM111 211H108V212H111ZM116 211H117V210H116ZM118 211H119V210H118ZM121 211H122V210H121ZM121 211H119V212H121ZM124 211H127V210H124ZM178 211H177V213H178ZM260 211H261V210H259L258 212H260ZM24 212H26V211H24ZM50 212H51V213H50ZM64 212H63V214H64ZM122 212H123V211H122ZM217 212H216V213H217ZM231 212L234 213V212H235V209L232 210ZM238 212H241V209H240V211H238ZM238 212H236V213H238ZM258 212H257V213L255 212V213L257 214V216H258L259 214H261V215L259 216L260 219H261V218L263 217L262 215H263V212H264V211H263V212L261 211L262 213H259V214H258ZM7 213H8V212H7ZM7 213H6V215H7ZM38 213H40V212H38ZM48 213H47V214H48ZM57 213H56L57 216L60 215V214H59L60 212H59L58 214H57ZM70 213H71V212H70ZM85 213H86V212H85ZM85 213H83V214H81V215H84ZM87 213H88V212H87ZM103 213H104V212H103ZM103 213H100V215L102 214L101 216H103ZM105 213H106V215H107V211H105ZM105 213H104V214H105ZM125 213H126V212H125ZM128 213H129V211H127L126 214H128ZM152 213H153V212H152ZM179 213H180V212H179ZM179 213H178V214H179ZM194 213H195V212H194ZM241 213H242V212H241ZM241 213H240V214H241ZM247 213L249 214V212H247ZM45 214H46V213H45ZM63 214H61L59 217H61V216L63 217L65 214L67 215V213H65L64 215H63ZM68 214H69V213H68ZM71 214H72V213H71ZM71 214H69V215H71ZM77 214H78V213H77ZM77 214H76V216H77ZM108 214H109V213H108ZM110 214H111V215H110ZM110 214H109V215L112 217V220H113V221L116 220V219L118 218V217H116L115 214H114L115 216H112V215H113L112 212H111ZM126 214H125V215H126ZM183 214H184V213H183ZM187 214H188V213H187ZM240 214H239V215L237 214V215H238L239 217H242V216L244 217V215H247L246 212H245V213H242L241 216H240ZM251 214H252V209H251ZM16 215H17V214H16ZM36 215H38V214H36ZM36 215H34V216H36ZM43 215H44V214H43ZM69 215H67V216H69ZM100 215H97V216H100ZM143 215H144V214H143ZM199 215H200V214H199ZM233 215H234V214H233ZM237 215H236V216H237ZM254 215H255V214H254ZM39 216H41V215H39ZM47 216H48V215H47ZM50 216H51V215H50ZM50 216H49V217H50ZM52 216H53V218H54V215H52ZM52 216H51V217H52ZM67 216H66V218H67ZM78 216H80V214H79ZM97 216H96V217H97ZM131 216H133L132 219H134L135 216H137L136 219L139 220V223H136V225L133 226L132 223L134 222V224H135V222H136L137 220H136V219H135L136 221H134V220H130V219H131ZM173 216H174V215H173ZM173 216H172V217H173ZM255 216H256V215H255ZM255 216H251V218L253 219V217H254V218H256V220H257L258 218L255 217ZM261 216H262V217H261ZM7 217H8V216H5V218H7ZM23 217H24V216H23ZM51 217H50V218H47L46 220H50V222H51V220H53V218L51 219ZM55 217H56V216H55ZM82 217H83V216H82ZM84 217H86V216H84ZM84 217H83V218H84ZM106 217H109V216H106ZM114 217H115V218H114ZM129 217H130V219H129ZM142 217H143V216H142ZM150 217H151V216H150ZM150 217H149L148 221L150 220ZM182 217H183V216H182ZM182 217H181V218H182ZM243 217L240 218V219H243ZM247 217H248V216H247ZM57 218H58V217H57ZM63 218H64V217H63ZM63 218H60V219L63 220ZM71 218H72V217H71ZM78 218H79V217H78ZM101 218H102V217H100L99 219L96 218V220H98V222H99ZM103 218H104V217H103ZM103 218H102V219H103ZM162 218H163V217H162ZM244 218H246V217H244ZM72 219H74V213H73V218H72ZM75 219H76V217H75ZM108 219L110 220L111 218L109 217ZM108 219H107V218L105 219V223H101V222H100V223H98V224H100V225H97V226L95 225L96 228H97L98 226H99L100 228H101V227L103 228V224L106 225V223L109 224L110 221L113 222L112 220L109 221ZM164 219H165V218H164ZM212 219H213V218H212ZM23 220H25V219H23ZM43 220H44V219H43ZM43 220H41V221H43ZM64 220H65V219H64ZM68 220H69V219H68ZM68 220H65V221H68ZM76 220H77V219H76ZM94 220H95V219H94ZM96 220H95V221H96ZM107 220L109 221V223H108ZM141 220H142V222H140ZM151 220H152V219H151ZM170 220H172V219H170ZM174 220H175V219H174ZM250 220H251V219H250V216H249V221H250ZM7 221H8V220H7ZM19 221H20V220H19ZM29 221H30V220H29ZM33 221H35V220L33 219ZM33 221H32V222H28V223L26 222V223H27V224H32ZM55 221H56V220H55ZM57 221H59V219H58ZM74 221H75V220H74ZM95 221H94V222H95ZM102 221H103V220H102ZM128 221H129V222H128ZM148 221H146V222H144V223H147ZM152 221H153V223H154V222L157 223L158 220L155 221V219L153 218ZM202 221H203V220H202ZM215 221L217 222V218H216ZM243 221H244V220H243ZM252 221L255 222L254 220H252ZM252 221H250V222H246V221H244V223H246L245 225H249L248 223L252 224ZM257 221H258V222L260 221L259 223H262L261 220H257ZM37 222H39V220L35 221L36 225H35V223H33L35 226H34L33 224L30 225V226H34V227H36V226H37ZM46 222H47V221H46ZM50 222H49V223H50ZM52 222H54V220H53ZM60 222H61V221H60ZM60 222H58V223L54 222V223H56V224H60ZM68 222H69V221H68ZM94 222H92V223L94 224ZM96 222H97V221H96ZM115 222H118V220H116ZM115 222H114V224L118 226V224H116ZM131 222H132V223H131ZM137 222H138V221H137ZM165 222H166V221H165ZM203 222H204V221H203ZM209 222H210V221H209ZM19 223H23V225H24L25 222H22V221H21V222H19ZM41 223H42V222H41ZM41 223L39 222L38 225H40ZM43 223H45V221H44ZM54 223H53V224H54ZM61 223L63 224V222H61ZM71 223H72V222H71ZM71 223H70V225H71ZM74 223H75V222H74ZM74 223H73V224H74ZM128 223H129V224H128ZM144 223H143V225H145V227L142 226V225H141L142 227H140V225H137V226H136L137 228L135 227L136 230H135L134 228H133V229L128 228L129 230H130V229H131V230H130V233H129V230H127V231H128L127 234H126V232H124V231L126 230V228H125V230L123 231V233L121 232V231H122V229H121L119 232H121L120 235L122 234V238H123V240H124V238L130 237V236H131V237H134V239L137 238V236H139V235L142 236V234H139V235L137 234V236H136L135 234L132 235V234H133L132 232L135 233V231H139V233H141V232H142L141 228L144 229V228H146L147 225H148V226H152V225L156 224V223H154V224H152V225H149V224L152 223V222H148L149 224H148V223H147V224H144ZM159 223H161V221H159V222L157 223V225H158ZM177 223H178V222H177ZM212 223H215V222H212ZM7 224H8V223H7ZM11 224H12V223H11ZM64 224H66V222H65ZM64 224H63V225H64ZM67 224H69V223H67ZM110 224H112V223H110ZM166 224H167V223H166ZM173 224H175V223H173ZM8 225H9V224H8ZM8 225H7V226H8ZM13 225H14V224H13ZM15 225H19V224L16 223ZM21 225H22V224H21ZM21 225H19V226H21ZM42 225H43L44 227L46 226V224H45V225L42 224ZM50 225L53 226V227H54V226H55V227L57 226V225H52V223H51ZM63 225H60V227H62ZM82 225H83V224H82ZM82 225H80V226H82ZM105 225H104V227H106ZM115 225H114V227H116ZM168 225H169V224H168ZM5 226H6V225H5ZM30 226L27 225L26 228H27V227L29 228ZM43 226H42V227H43ZM48 226H49V225H48ZM51 226H49V227L51 228ZM58 226H59V225H58ZM67 226H68V225H65V226H63V227L66 228ZM72 226H73V225H72ZM84 226H85V224H84ZM86 226H87V225H86ZM91 226L93 227L92 224H91ZM95 226H94V227H95ZM110 226H112V227H109V225H108L107 227L112 228V229H115L114 231L118 230V229H116V228H113V225H110ZM155 226H156V225H155ZM155 226H154V227H155ZM158 226H159V225H158ZM160 226H165V225H164L163 223H161ZM160 226L158 227V229L155 227V228L159 231V233H160L161 231H162V232L164 231V229H161ZM250 226H251V225H250ZM250 226H249V227H250ZM252 226H256V228L259 229V230H258L259 233H260V232L263 230V228H264V227H263L264 224H263L262 226L260 225V227H259L258 223H257V225L252 224ZM252 226H251V227H252ZM39 227H41V226H39ZM42 227H41V228H42ZM44 227H43V228H44ZM77 227H78V226H77ZM82 227H83V226H82ZM89 227H90V226H89ZM99 227H98V229H100ZM139 227H140V228H139ZM152 227H153V226H152ZM220 227H221V226H220ZM258 227H259V228H258ZM4 228H5V227H4ZM4 228H3V229H4ZM9 228H10V229H8L9 232H8V230L5 231V232L9 233L8 235H11L12 233L10 234V230L13 229L14 227L11 228V226H9ZM15 228H16V227H15ZM22 228H23L22 226H21L19 229H18V227H17L16 232H17L18 235L15 234V233H14L15 235H14V234H12V235L16 236L15 238H17V236H19V232H18V231H20ZM24 228H25V226H24ZM45 228H46V227H45ZM47 228H48V227H47ZM50 228H48V229H50ZM65 228H64V229H65ZM84 228H85V227H84ZM109 228H106L107 231L110 230ZM147 228H148V227H147ZM163 228H165V227H163ZM168 228H169V227H168ZM213 228H214V227H213ZM256 228H255V229H256ZM260 228H262V229H260ZM30 229H31V231H34V230L36 231V228L32 230V227H31ZM30 229H29V230H30ZM38 229H40V228H38ZM38 229H37V231H38ZM48 229H47V231H49V232H50L51 230H53V229H56V230L58 231L57 228H53V229L51 228V230H48ZM64 229H63V228L59 229V232H60V230H61V232H62V230H63L64 233H65V230H64ZM92 229H93V228H92ZM94 229H95V228H94ZM98 229H96V230H94V231L97 232ZM112 229H111V231H112ZM138 229H140L141 231L138 230ZM159 229H160V230H159ZM171 229H172V227H171ZM257 229H256V230H257ZM4 230H6V229H4ZM29 230H26V232L29 231ZM40 230H41V229H40ZM56 230H54V231H52V232H55ZM72 230H73V228H72ZM75 230H76V229L73 230L74 232L72 231V234H73V233L75 234ZM77 230H78V228H77ZM77 230H76V231H77ZM80 230H81V229H80ZM133 230H134V231H133ZM148 230L150 231V230H154V229L152 228V229H148ZM194 230H195V229H194ZM260 230H261V231H260ZM21 231H22V230H21ZM24 231H25V230H24ZM31 231H30V232H31ZM35 231L33 232L34 234H35ZM37 231H36V232H37ZM42 231L45 232L46 230H43V229H42ZM42 231H41L40 233H42ZM101 231L103 232V231H105V229H104V230H101V229L98 230L97 234L99 233L98 235H100V236L102 235V234H100ZM154 231H155L156 233H155ZM154 231H153V232H154V234L156 235V234H157V231H156V230H154ZM30 232H29V233H30ZM61 232H60V234H61ZM102 232H101V233H102ZM105 232H106V231H105ZM119 232H118L117 235H119ZM143 232H144V231H143ZM147 232H148V231H147ZM153 232H152V234H151L152 237H156V236H158V235L153 236ZM162 232H161V233H162ZM179 232H180V231H179ZM197 232H199V231H197ZM263 232H264V231H263ZM263 232H262V233H263ZM21 233L23 234V232H21ZM37 233H39V231H38ZM45 233H46V232H45ZM47 233H48V232H47ZM47 233H46V234H47ZM77 233H79V231L76 232V234H77ZM137 233H138V232H137ZM144 233H145V232H144ZM144 233H143V235H144ZM149 233H150V232H149ZM159 233H158V234H159ZM166 233H167V232H165V234H166ZM256 233L258 234L257 231H256ZM34 234H33V237H34ZM42 234L45 236L44 233H42ZM55 234H56V233H55ZM55 234L52 233V235H55ZM57 234H58V233H57ZM74 234H73L72 236H74ZM79 234H80V233H79ZM103 234H104V232H103ZM105 234H106V233H105ZM145 234H146V233H145ZM8 235H6V237H10V236H8ZM30 235H31V233H30ZM36 235H37V234H36ZM58 235H59V234H58ZM117 235H116V236H117ZM120 235H119V236H120ZM124 235H125V236H124ZM127 235H130V236H127ZM149 235H150V234H148V236H149ZM161 235H162V234H160V236L157 237V238H160V239H161ZM166 235H168V233H167ZM185 235H186V234H185ZM187 235H189V234H187ZM190 235H191V234H190ZM190 235H189V236H190ZM258 235H262V234H258ZM22 236H23V235H22ZM26 236H27V237H25V238L27 239V238H28V234H26ZM39 236L41 237L42 235L39 234ZM48 236H50V234H48ZM60 236H61L60 241L62 240V245H61V244H58V243H61V242H59V240L57 241V243L54 242L53 240H51V241H53V243L58 244L57 246H54V247H57V248H58L60 245H61L62 247H64V246L66 245V246L68 247L67 243H68L70 240L68 241V240H66V238H65L66 243L64 244V243H63V242H64V239H62V238H64L63 233H62ZM62 236H63V237H62ZM68 236H69V235H68ZM72 236L69 237L71 240L74 238V237L72 238ZM102 236H103V235H102ZM123 236H124V237H123ZM163 236H164V234H163ZM163 236H162V238H163ZM168 236H169V235H168ZM181 236H184V235H181ZM193 236H194V234H193ZM195 236H196V235H195ZM198 236H199V235H198ZM6 237H5V238H6ZM12 237H13V236H12ZM23 237H24V236H23ZM29 237L31 238V236H29ZM33 237H32V239H30V238H29V239H30L31 241L34 242L35 239H33ZM46 237H47V236H45V238H46ZM57 237H58V236L56 235V238H57ZM75 237H76V236H75ZM98 237H99V236H98ZM149 237H150V236H149ZM164 237H166V236H164ZM179 237H180V236H179ZM185 237H187V236H185ZM204 237H205V236H204ZM18 238H20V236H19ZM18 238H17V239H18ZM25 238H24V239H25ZM37 238H38V236H37ZM37 238H36V241H35V242H36V244L38 245V243H39L40 241L37 243V240H38ZM45 238H44V240H45ZM51 238L53 239V237H51ZM69 238H67V239H69ZM118 238H120V237H118ZM157 238H155V239H157ZM167 238H169V237H166L165 239H161V240H166V241L168 242V240H170V239L167 240ZM196 238H197V237H196ZM202 238H203V236H202ZM7 239H8V238H7ZM10 239H11V238H10ZM20 239H21V238H20ZM20 239H19V240H16V239H13V238H12V241H13V240L15 241V242H14V245H15V246L18 245V246L20 247L19 244H15V243L21 242ZM26 239H25V240H26ZM39 239H40V238H39ZM57 239H59V238H57ZM79 239H81V237H80ZM82 239H83V238H82ZM138 239H139V238H138ZM138 239H137V241H138ZM150 239H151V237H150ZM153 239H154V238H152L150 241L148 240V242H149V243L152 242ZM155 239H154V240H155ZM204 239H205V238H204ZM207 239H208V238H207ZM260 239H261V238H260ZM8 240H9V239H8ZM8 240H7V242H9ZM22 240H23V239H22ZM27 240H28V239H27ZM27 240H26V241H27ZM47 240H50V238L47 239ZM55 240H56V239H55ZM73 240H74V239H73ZM98 240H99V238H97V241H96V240H95V241H91V242H89L88 244H90V243H92V242H93V244H94V242H98ZM123 240H121V241H122V244H123V242H124ZM126 240H129V239H126ZM154 240H153V243H151V245H154ZM192 240H193V239H192ZM10 241H11V240H10ZM16 241H17V242H16ZM26 241H25V242H26ZM31 241H29V242H31ZM67 241H68V242H67ZM78 241H79V240H78ZM78 241H77V242L75 241V242H76V244L78 243V245H79V242H78ZM82 241H83V242H81V243L84 244L85 241H86V238L83 239ZM88 241H89V240H88ZM88 241H86V243H87ZM139 241H140V240H139ZM158 241H159V239H158L157 241H155V242H158ZM174 241H175V240H174ZM174 241H173L172 238H171V241H170V242H172L171 245L174 244V243H177L176 241H175V242H174ZM196 241H197V240H196ZM201 241H202V240H201ZM3 242H4V241H3ZM5 242H6V240H5ZM7 242L5 243V244H7V246H8L9 244H10V245L13 244V243H10V242L7 243ZM33 242H32V243H33ZM41 242H42V238H41ZM44 242H47V241L45 240ZM44 242H42L41 245L39 244L40 247L44 244ZM70 242H71V241H70ZM72 242H73V244H75L74 241H72ZM72 242H71V243H72ZM107 242H108V241H107ZM129 242H130V241H129ZM134 242H135V240H134ZM161 242H162V241H161ZM163 242H164V243H162V244H165V241H163ZM23 243H24V242L22 241V244H23ZM49 243H50V242H49ZM49 243H48V244H49ZM51 243H52V242H51ZM86 243H85V244H86ZM116 243H118V242H116ZM119 243H120V242H119ZM124 243H125V242H124ZM127 243H128V241H127ZM137 243H138V242H137ZM140 243H141V242H140ZM143 243H144V242H143ZM143 243H142V244H143ZM149 243H148V244H149ZM158 243H160V241H159ZM22 244H21V245H22ZM34 244H35V243H34ZM36 244H35V246H37ZM68 244H69V243H68ZM73 244H72V245H73ZM76 244H75V245H76ZM82 244H80V245H82ZM93 244H91V245H93ZM111 244H112V243H111ZM113 244H114V243H113ZM131 244H132V243H131ZM145 244H146V243H145ZM162 244H161V247H162ZM168 244H169V247H170V243H169V242H168ZM10 245H9L8 248H7V246H6V248H7L8 250H9V248H10ZM14 245H13V246H14ZM24 245H25L26 248H27V245H32V244H31V243H30V244L27 243V245H26V244L24 243ZM45 245H46V243H45ZM49 245H50V244H49ZM52 245H55V244H52ZM63 245H64V246H63ZM72 245H71V246H72ZM80 245H79V246H75L76 248H77V247L79 248V251H78V252L76 251V250H78V249H75V251L78 253V255H76V256H78V258H80L79 256H80V254H81V253H79V252H80ZM136 245H138V244H136ZM155 245H156V243H155ZM199 245L201 246V244H199ZM4 246H5V245H4ZM4 246H0V247H4ZM13 246H12V247H13ZM22 246H23V245H22ZM22 246H21V247H22ZM25 246H24V247H25ZM32 246H33V245H32ZM47 246H48V245H46V247H47ZM85 246H86V245H84V248H85ZM87 246H88V245H87ZM122 246H123V245H122ZM122 246H120V247L118 246V247H119V248H123V247L125 246L124 248H126V244H125L123 247H122ZM127 246H128V244H127ZM157 246H158V245H156V247H157ZM176 246H178V245L176 244ZM190 246H191V245H190ZM190 246H189V247H190ZM28 247H29V246H28ZM38 247H39V246H38ZM48 247L51 248L50 246H48ZM48 247H47V248H48ZM62 247L59 248L60 250L57 249V253H58V251L60 252L61 249H62V251H63L64 249H65V250L67 249L66 247H64V248H62ZM73 247H74V246L70 247V249H71V248L73 249ZM81 247H82V246H81ZM140 247H141V246H140ZM154 247H155V246H154ZM165 247H166V246H165ZM165 247H164V248H165ZM173 247H174V246H173ZM194 247H195V246H194ZM6 248H5V250L7 251ZM15 248H16V247H15ZM15 248H14V247H13V248H10L9 251H10V252H14L15 250H14V251H11V249H15ZM17 248H18V247H17ZM17 248H16V250H18V249L23 250V249H22L23 247H22V248H18V249H17ZM31 248H33V247H31ZM34 248H35V247H34ZM82 248H83V247H82ZM84 248L81 250V252L84 250ZM88 248L91 249L90 247H88ZM88 248H87V249H88ZM95 248H96V247H95ZM95 248H94V250H95ZM105 248H106V247H105ZM119 248H118V249H119ZM150 248H152V246H151ZM162 248H163V247H162ZM164 248H163V249H164ZM174 248H176V247H174ZM177 248H178L179 251H181V250H180L181 248H180V249H179V247H177ZM24 249H25V248H24ZM27 249H28V248H27ZM41 249H43V248H41ZM51 249H52V251L56 252V251H55L56 248H55V250H53V249H54L53 247H52ZM68 249H69V248H68ZM70 249L68 250V253H69ZM118 249H117V250H118ZM136 249H137V248H136ZM146 249H147V248H146ZM146 249L144 248V250H146ZM172 249H173V248H172ZM194 249H195V248H194ZM197 249H198V248H197ZM197 249H195V250H197ZM199 249H200V248H199ZM32 250L34 251V250H37V249L35 248V249H32ZM38 250H39V251H38ZM38 250H37V252H40V248H39ZM45 250L48 251V249H44V251H45ZM65 250H64V252H65ZM91 250L94 251L93 248H92ZM102 250L104 251V249H102ZM147 250H148V249H147ZM150 250H151V249H150ZM167 250H168V249H167ZM170 250H171V249H170ZM176 250H177V249H176ZM182 250H184V249H182ZM188 250H189V249H188ZM190 250H192V249H190ZM0 251L3 252L2 249H1ZM9 251H8V252H9ZM23 251H24V250H23ZM29 251H30L31 254H32V251L30 250V247H29ZM41 251H42V250H41ZM46 251H45V252H46ZM62 251L59 253L60 256H61V253H63ZM71 251H72V250H71ZM73 251H74V250H73ZM73 251H72V253L70 252V254H73V253L75 254V253H76V252H73ZM87 251H89V250H85V252H87ZM97 251H99V249H98ZM120 251H121V249H120ZM141 251H142V250H141ZM160 251H161V250H160ZM179 251H178L177 255L174 254L175 257H177V258H179V256H178ZM1 252H0V253H1ZM10 252H9V253H10ZM16 252H17V251H16ZM18 252H19V251H18ZM18 252H17V253L14 252V253H15V254H18ZM37 252H36V254H37ZM83 252H84V251H83ZM83 252H82V253H83ZM139 252H140V250H139ZM144 252H145V251H144ZM175 252H176V251H175ZM4 253L9 254V253H7V252H4ZM23 253H24V252L21 251V253H19V255H17L16 258H18V256H20V255L23 254ZM27 253H28V257H29V252L26 251L25 254L27 255ZM34 253H35V251H34ZM41 253L44 254V252H40V253H38V255H35L36 257H34V255H31V254H30L31 257L33 256L32 258H36V260H38V261L33 260L34 262L36 261L37 264H41V263H39V261H40V262H41V261L43 262L42 258H41V260H39V259L37 258L38 256H40L39 254H41ZM48 253H51V251L49 250V251L46 253L45 256H47L46 258L50 257V258H51L50 262H51L52 259L55 258V256H53V255H54V254L57 255V253H52V256H51V254H50V256H48V255H47ZM66 253H67V252H65L64 254H65V255H69V254H66ZM91 253L93 254V252H91ZM137 253H138V252H137ZM167 253H168V252H167ZM182 253H184V252H182ZM15 254H13V256H14ZM42 254H41V255H42ZM64 254H63V255H64ZM86 254H90V252H89V253H86ZM86 254L84 253L83 255H85V256L87 257ZM94 254H95V252H94ZM96 254H97V253H96ZM102 254H103V253H102ZM112 254H115V252H113ZM154 254H155V253H154ZM163 254H165V253H163ZM170 254H171V253H170ZM184 254H185V255H188V253L186 254V252H185ZM194 254H195V253H194ZM194 254H193V255H194ZM9 255H11V253H10ZM23 255H24V254H23ZM81 255H82V254H81ZM90 255H91V254H90ZM97 255H98V254H97ZM100 255H101V254H100ZM133 255H134V254H133ZM138 255H139V253H138ZM144 255H145V254H144ZM152 255H153V254H152ZM157 255H158V254H157ZM172 255H173V254H172ZM180 255H181V254H180ZM185 255H183V256L186 258ZM4 256H5V255H4ZM4 256H1V254H0V258H1V257H4ZM11 256H12V255H11ZM13 256L11 257V258H12V261H13V259H14V257H15L16 255H15L14 257H13ZM45 256H44V255L42 256V257H44V258H43L44 260H45ZM57 256H58V255H57ZM60 256H59V258L56 257L57 260H55V259H53V260L58 261V259H60ZM69 256H70V255H69ZM94 256L96 257V255H94ZM114 256H115V255H113V257H114ZM129 256H130V255H129ZM140 256H141V255H140ZM145 256H146V255H145ZM162 256H163V255H162ZM21 257H22V256H21ZM24 257H26V256L24 255ZM28 257H27V258H28ZM31 257H30V259H32ZM103 257H104V255H103ZM136 257H138V256L136 255ZM153 257H154V256H153ZM168 257H169V256H168ZM175 257H174V258H175ZM181 257H182V256H181ZM16 258H15V259H16ZM50 258H48V259H50ZM61 258H62V256H61ZM63 258H64V256H63ZM82 258L84 259V256H83ZM82 258H81V259H82ZM87 258H90L89 260L92 259V257H90L89 255H88ZM96 258H98V257H96ZM106 258H107V257H106ZM106 258H105V259H106ZM124 258H125V257H124ZM140 258H142V256H141ZM150 258H152V257L150 256ZM170 258H172V260H173V257H170ZM177 258L174 259V261L176 260L175 262H177ZM4 259H5V258H4ZM18 259H19V258H18ZM24 259H25V258H24ZM28 259H29V258H28ZM30 259H29V260H30ZM48 259H46V260H48ZM83 259H82V261L79 260V262H78V260H77L76 262H78V264L80 263V261H81V264H82L83 261H84V264L87 263V261H86V260H83ZM102 259H103V258H102ZM105 259H103L104 262H105ZM111 259H112V257H111ZM117 259H118V258H117ZM144 259H145V258H144ZM159 259H160V258H159ZM159 259H158V260H159ZM164 259H167V258L165 257ZM20 260H22L21 263H23V261H25V260H23V257L20 258ZM89 260H88V261H89ZM92 260H95V258L92 259ZM127 260H128V259H127ZM134 260H135V259H134ZM137 260H138V259H137ZM151 260H152V259H151ZM158 260H157V262H158ZM170 260H171V259H170ZM170 260H169V261H170ZM172 260L170 261L171 264H173L172 262H174V261H172ZM178 260H179V259H178ZM0 261H2V260H0ZM12 261L9 260V262L7 261L6 264H10ZM14 261H16V260H14ZM17 261L19 262V260H17ZM55 261H54V262H55ZM109 261H110V260H109ZM117 261H118V260H117ZM117 261H116V262H117ZM141 261H142V260H141ZM149 261H150V260H149ZM167 261H168V259H167ZM179 261H182V260L180 259ZM18 262H16V263H18ZM30 262H31L32 264L34 263V262H32V260H30ZM52 262H53V261H52ZM54 262H53V264H54ZM76 262H75V263H76ZM89 262H90V261H89ZM92 262H93V263H92ZM95 262H97V264H100V263H101V262H98V261H96V260H95ZM95 262H94V261H91L92 264H95ZM139 262H140V261H139ZM155 262H156V261H155ZM4 263H5V262H4ZM4 263L2 262V264H4ZM44 263H45V264H46V263H47V264H50V263H49V260H48V262L45 261ZM44 263H42V264H44ZM91 263H90V264H91ZM109 263H110V262H109ZM121 263H122V262H121ZM149 263H150V262H149ZM178 263H179V262H178ZM191 263H192V262H191ZM12 264H14V263H12ZM27 264H28V261H27ZM103 264H104V263H103ZM111 264H112V263H111ZM129 264H130V263H129ZM164 264H166V263H164Z\"/></svg>",
  "mask_w": 264,
  "mask_h": 264
}]
</instances>
